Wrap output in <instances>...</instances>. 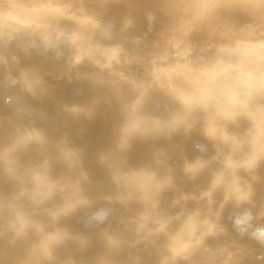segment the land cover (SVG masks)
Segmentation results:
<instances>
[{
    "label": "rangeland",
    "instance_id": "obj_1",
    "mask_svg": "<svg viewBox=\"0 0 264 264\" xmlns=\"http://www.w3.org/2000/svg\"><path fill=\"white\" fill-rule=\"evenodd\" d=\"M31 1V2H30ZM60 1V2H59ZM85 0H23V2H22V0H0V21H2L3 20V23H6V24H8V22H10V21H12L13 22V24H11V25H8V29H11L12 31H14V30H16V29H18V27H16V23H19V24H21V26H23V30L22 31H20V32H18V33H16L15 34V36L12 34V37H11V39H15V40H17L16 42H17V44H16V42L14 43L13 41H15V40H13V41H11L10 43V45H11V47H10V50H9V52H11V54H13V52L16 54V55H20V57L18 56V60H20V59H22L20 62H15L14 63V61H9V63H8V61H5V63L3 62V61H0V83H2V84H0L1 86H0V114L1 115H3L2 117H4V116H6V117H9V116H11L12 117V119L15 117V120L17 119V120H22V122H24V120H26V118H28L27 119V121H29L30 123H34L35 121H37L36 119H38L39 118V120L38 121H40L41 119H42V121H40V123L38 122H35V124L37 123V126H35V128L37 129V131H35V133L33 134V135H38L39 134V136H41L40 138H42V136L44 137V135H45V133H46V135H45V137H44V140L46 141V137L48 138V140H47V144L45 143V141H44V143H45V145L43 144V141L41 142V139L39 138V136H36V139L37 138H39V140L37 139L36 141H34V139H35V137L33 138L32 136V138H33V140H31V141H34L33 143H35V142H37V141H39V142H41V144L40 143H38V144H40L39 146L41 147V148H39V146L35 143V148L37 147V148H39V149H35V151L37 152V153H40V154H35V151H34V149L32 150L31 148H34V147H32V144L28 141V140H30V139H28L29 137H28V135L26 136V137H28L27 139L28 140H26V138H24V140H26L28 143H25V141H23L22 140V142H23V144L25 143V145H23V147H24V151L23 152H25L24 154H26V153H32V156H30L31 154H27V155H24L23 153V156L24 157H26V158H24L23 156H22V158H24L23 160H26V161H24V163H14L13 165L12 164H10L9 165V163L8 164H6V163H4L5 161H4V159H6L7 158V156H4V157H6V158H2L1 157V164H0V166H1V168H2V164H6L5 166L7 167L8 165H9V167L10 166H12L13 168L12 169H10L11 171L13 170V172H14V175H16L17 176V178H19L20 177V175L21 176H23V175H25L27 172H28V170L26 171V169H29V168H31V166H33L32 164L30 165L29 163L30 162H28L29 161V159H31V157L32 158H34L35 159V161H37V160H39V159H41L40 161H41V163H44V161L45 160H43V157L45 156V155H43V154H45V153H43V148H45L46 146H48L49 145V143L50 142H52V139H55V137L56 136H54V135H56V132H57V134L60 136V139H61V141H62V139H63V142L61 143V145H65L66 144V142H71L72 140H73V138H75V141H76V139H77V141L80 139V141H78V142H75V141H72L74 144H80L79 142H84V138H87L86 139V141L84 142V143H82V144H80L81 146H83L84 148L82 149L81 148V151L83 150V152L81 153V158L80 159H82L83 158V155H84V159H82V160H80L79 159V161L80 162H77V163H79L80 165H81V167H79L78 165H77V163H75L76 164V166H75V164H74V166L72 165V168H73V170H71L72 168H70V166H69V175H71L70 177L69 176H67V178L69 177V179L70 180H68L67 181V179H66V171L64 170V169H68V168H66V163L64 162V164H65V167H64V164L62 163V161H61V159L59 160V158H56L55 160H54V162L52 163V165H53V167H51L50 165L48 166V170H51V173H52V175H53V177L54 176H56V177H54V179L53 180H55V179H58V180H55V182L57 183V181L60 183V185H62V187H63V190H61V191H66L68 188H74L76 185L78 186V184H79V187H78V193H80V195L81 196H83V195H87L88 193V197L89 196H91V195H93L91 198H89L88 200H90V199H94V201L93 202H91V200L87 203V202H85V203H81V207H79V208H75V209H73V210H71L70 212H69V214H65V215H59L58 217L59 218H57L58 220V222L59 223H61V224H57V225H54V224H56V222L57 221H54V218H56V217H53V213L55 212V214H57L58 213V207L60 206V205H65V200L64 201H60V200H62V197H64V198H66L67 196L65 195V191H64V193L63 192H60V191H58V190H60V188H59V184H58V186H57V188H59L58 190H57V188H55V192H56V190L58 191V192H56L57 193V197H55V195L54 194H56V193H54V194H52L53 196H52V198L50 197L48 200H44V201H46L45 203L43 202V203H41L42 202V199H44V197H45V195H47L48 193L47 192H43V194H40V193H38V186H37V184H38V180H34V179H32L28 184L29 185H27V186H29L30 188L28 189H26V190H28L29 192H31V187L33 186L35 189L33 190V188H32V191H33V193L35 192V190L37 191V192H35V193H38V196L37 197H33L34 199H33V201H31V202H34V203H37V205L38 206H36L34 203H32L31 204V202L29 203V205L31 204V205H35L34 207L33 206H31L30 207V209H32V211H34V212H30V217L31 218H36V217H38V215H42V218L44 219L45 217V219H44V222H42V226H45L46 228H44V229H39V230H36V229H33V230H30L29 231V233L26 235V236H24V239L22 238L21 239V242L19 241V243L18 244H15V245H13V244H11V242H10V245L8 244V243H4L3 241H1V243H0V248H1V250H0V264H13L12 262H14V261H20V259L21 258H23V257H27V255H25V253L24 252H27V251H31V250H35V249H39L40 247H41V249H42V246H44L47 242L46 241H48V238H50L51 237V234L53 233V235L54 234H56V236L57 237H55V235L53 236V238H52V240L50 241L49 240V242H50V244L47 246V250H45V249H43V250H45V252H44V255H46V254H49V253H52L51 251H50V249H53V246H52V242L54 243V240H57V238H58V240H60L61 238H64V237H67V236H63L62 237V235H64V234H62V235H60V237H59V235H57V234H59V232H61V231H63V228H64V226H66L65 224H70V225H74L77 229L79 228V230H81V231H83L84 233H87L86 234V237H85V240H84V243H81V242H78V241H76V240H69V241H67V242H65V243H62V244H60V247L61 246H63V247H65V246H67V247H73V248H76V249H74V250H76V253L77 254H80V258H79V260H85V258H86V260L84 261V262H87V263H89V264H93V263H97V264H101L103 261V264H106V263H108V264H121V263H124L125 261H127V263L126 264H139V262L141 261V259L139 260V256H135L134 255V257H137L138 258V260H136L137 258H134L135 260H133L132 261V259H133V256L132 255H130V254H133V253H129V255H130V257H131V262L130 261H128V260H130L129 258L130 257H128L127 256V258H128V260H126V257H125V261H123L122 262V260H123V258H122V260H120L121 258L120 257H123V255H124V253H127V252H124L125 250H129V248L130 247H128V246H126L125 248H124V251H122V252H120L119 253V251H121V250H123V246L122 245H124V244H122L121 245V247H120V244L118 245L119 246V248H120V250H118V248H117V244L118 243H122V241H121V239H122V237L123 236H125V238H126V240L128 241L129 240V243L130 244H132L133 245V242L136 244V241H138V240H136V241H134L135 239H136V237H141V236H144V235H141L142 233H140L141 231L143 232V230H144V234H145V230L146 229H144V228H146V226H148V224H151V222H152V224H153V222H154V224H155V222L157 221V223L159 224V228H158V226H157V228H158V233L156 232L155 233V227H154V230H153V228L151 229V227L150 226H148L147 228H148V230L150 229V230H152V231H150V233L152 232V234L154 233V234H157V235H153V236H149V234H145V237H146V239L148 238V241L147 242H149V239L151 240L150 241V243L151 242H154L155 240L154 239H158V240H156V243L158 244L159 242V244L157 245V244H155V242L153 243V244H155V246H149V245H147V246H145V247H147L148 249H150L151 250V252L150 253H153V256L150 254H144L145 253V251L147 252L148 251V249L147 250H145L144 249V253H143V255L142 256H145V260H147L148 261V259L147 258H149V261H151L150 260V258L152 259H154L155 258V254L158 252V249H157V247L159 246L160 247V249L162 248L163 249V245H164V249H163V251H161L160 250V252H163V256L162 255H159V257L158 258H160V257H163V258H161L162 260H164V257H165V255L168 257L170 254L171 255H175L174 256V260H172L170 257V261H173V264H176L177 262L175 261V257H176V260L178 261V258H180V260L178 261V263L177 264H179V262L181 261V262H184V258L182 259V256L184 255H182V253L180 252L181 250H183V249H181L182 248V246L180 247V245L182 244L183 245V243L182 242H184V247L187 245L186 243H185V238L183 237V240L180 242L181 244H179L178 245V247H176V244H178V239H176L175 238V236H173V238H175V239H172V238H169V235L170 234H168L167 235V238L168 239H172L171 241H170V243H172L171 245H172V249H175L174 251H172V249H170L171 251H172V253H170V250H169V253L167 254V252L166 251H168L166 248H168L169 246H171L169 243H168V247H167V243H166V241H165V243H164V241L163 240H168L167 238H165L164 239V237H165V233H169L168 232V230H173V229H175L176 231V233H177V231L179 230H177V228H181L180 226H181V224L180 223H182V222H179V220L177 219V220H174V219H172L173 218V216H172V218H170L169 219V221L171 220V221H173V222H176V221H178V224H180V225H178L177 224V226L178 227H176V228H172V226H173V223H172V226H164V221L166 222V221H168V220H165V215H167V212L169 213V210H171L170 208H173L175 205L177 206H175L173 209H172V211H174L175 209H177V210H180V213H179V211H178V213L181 215V209H183L182 210V214L184 213V212H190V211H192V214L194 213V211H193V205L194 204H196V203H200V206L201 207H203V210L201 211V208H200V206H199V204H197V206H199L198 208L197 207H195L196 209H194L195 211H198L199 210V213H201V214H199V215H202L203 216V218H206V217H209V215H213V218H212V216L210 217V218H212L213 220H219L220 218H222L223 219V221H224V223H223V221H222V219H220L221 221H222V223H223V225L225 226V229L226 228H228V229H226V231L227 230H231V228H232V230L233 229H235L236 230V228H237V226L236 225H238V223H237V219L239 218H244L245 219V216H244V214L246 215L248 212H249V214L250 215H246V218H249L250 217V220L252 221H246V222H248V224H251V223H253V225H249V226H252V228L251 227H249V228H251L253 231H254V233L251 231V230H249V232L251 231V233H253V235H254V240H256V241H254L253 240V245H251L250 246V248H252V246L253 247H255L254 245H257L256 247H255V249L254 248H252V249H254L253 251H251L250 249H249V252L252 254H250V256H248V259H246L247 257V254L248 253H245L244 254V257H246V258H244L245 260H242V261H244V262H241L240 264H258V261L256 262L255 260L257 259L258 260V258H257V254H259L258 252H259V250L257 249V247L258 246H261V244L263 243L264 244V237L262 238L263 239V241H262V239H260V236H258L257 234H261L263 231L262 230H259L260 229V225H261V222L262 221H264V202L260 205V201H262V197L264 198V186H261V185H264V182H260V180H262L263 179V181H264V166H263V163H264V152H263V149L261 150V151H259L260 150V145H259V149H257V148H255L256 147V145H254V144H256L257 142H258V144L259 143H261V141L262 140H264V127L262 128V126H260V125H264V123H263V121H264V118L263 119H261V117H263L264 116V111H263V109H264V98H263V96L264 95H262V94H264V15H262L263 17H258V18H238V16H237V8L238 7H240V5L241 6H248L252 11L254 10L255 11V9L257 8V13H261V14H264V0H239L238 2H237V0H190V1H185V0H182V2H181V0H178V1H175V0H119L118 2L116 1V0H113V1H111V0H109V1H107V0H96V1H94V2H97L98 1V4L96 5L95 3H91V4H89V5H86V4H83V2H84ZM115 1H116V3H115ZM183 1H184V3H183ZM244 1V2H243ZM247 1V2H246ZM121 2V3H120ZM34 3V4H33ZM123 3V4H122ZM246 4V5H245ZM45 5V6H44ZM48 5H50V6H48ZM257 5V6H256ZM100 6V7H99ZM232 6V7H231ZM113 7V8H112ZM58 9V10H57ZM239 9V8H238ZM61 10V11H60ZM56 11V12H55ZM71 12V13H70ZM83 12V13H82ZM53 13V14H52ZM60 15V16H59ZM260 16V15H259ZM55 18H88V22H87V25H89V26H85V27H82V28H79V27H81L80 25H83L84 24V21L82 20L81 22H79V21H77V20H75V22L74 23H72V24H66L65 26H64V28H61L62 29V31H60L61 33H54L53 31L54 30H52V27L54 26V23H53V21H56V20H54ZM97 18H100L101 20L99 21V23H97L96 22V20H97ZM111 18V19H110ZM194 18V19H193ZM165 19V20H164ZM167 19V20H166ZM94 22H96L97 23V25L95 26V27H90ZM0 25H1V23H0ZM103 26V27H102ZM213 26V27H212ZM89 27V28H88ZM102 27V28H101ZM223 27V28H222ZM175 28V29H174ZM108 29H109V31H108ZM221 31H220V30ZM26 32V33H25ZM49 32H53V33H49ZM94 32V33H93ZM167 32V33H166ZM14 33V32H13ZM22 33V34H21ZM224 34V35H223ZM228 34V35H227ZM227 35V36H226ZM20 36V37H19ZM37 36V37H36ZM22 37V38H21ZM39 37V38H38ZM50 38V39H49ZM55 38H57V39H55ZM179 39V40H178ZM254 40V41H253ZM29 43V44H27V42ZM181 41V42H180ZM253 41V42H252ZM23 42H26L23 46L21 45ZM196 42V43H195ZM189 43V44H188ZM254 43V44H253ZM260 43V44H259ZM262 43V44H261ZM20 44V45H19ZM108 44V45H107ZM192 44V45H191ZM205 44V45H204ZM217 44H219V45H217ZM46 45V46H45ZM216 45V46H215ZM223 45V46H222ZM238 45H240V46H238ZM19 46V47H18ZM196 46V47H195ZM247 46L249 47V48H247ZM16 49H15V48ZM18 47V48H17ZM29 47V48H28ZM63 47V48H62ZM233 47H235L234 49L236 50V52H235V50H233ZM244 47H246V48H244ZM2 48V47H1ZM1 48H0V50H1ZM14 48V49H13ZM55 48V49H54ZM107 48V49H106ZM255 48H256V50H255ZM2 49H4V48H2ZM19 49V50H18ZM64 49V50H63ZM138 49V50H137ZM224 49V50H223ZM108 50V51H107ZM223 50V51H222ZM248 50V51H247ZM2 51H4V50H2ZM13 51V52H12ZM243 51H244V53H243ZM63 52V53H62ZM69 52V53H68ZM192 52V53H191ZM194 52V53H193ZM209 52H211V54L209 53ZM242 52V53H241ZM247 54H246V53ZM6 53H8V52H6ZM5 53V54H6ZM197 53H200L199 54V58H198V54ZM221 53V54H220ZM235 53H237V54H235ZM240 53V54H239ZM251 53V54H250ZM3 54V52H0V58L2 57V56H5V55H2ZM194 54H195V56H194ZM197 54V55H196ZM208 54L210 55V57L208 56ZM219 54V56H217V55ZM223 54H224V56H223ZM233 54H234V56H233ZM244 54H245V56H244ZM7 56H8V54H6ZM15 55V56H16ZM190 55H192V56H190ZM14 56V57H15ZM21 56H22V58H21ZM180 56V57H179ZM187 56H188V58H187ZM205 56V57H204ZM233 56V57H232ZM236 56H237V60H236ZM240 56V58H238ZM29 57V58H28ZM119 57V58H118ZM185 57V58H184ZM191 57V58H190ZM194 57H197V59H199V61L198 60H195V58ZM219 57V58H218ZM220 57L222 58L221 60H220ZM226 57V58H225ZM232 58V59H230V58ZM32 58V59H31ZM184 58V59H183ZM209 58V59H208ZM243 59V61H242V59ZM247 58V59H246ZM25 59V60H24ZM27 59V60H26ZM29 59V60H28ZM40 59V61H38ZM189 59H191V60H189ZM216 59V60H215ZM226 59V64H225V62H224V60ZM228 59V60H227ZM252 59V60H251ZM33 60V61H32ZM184 60H185V62H184ZM194 60L197 62H195L194 63ZM229 60H231V61H229ZM247 60V61H246ZM26 61V63H28V61H30L28 64L29 65H27L26 67H28V66H30L29 67V69L31 68V67H33L34 66V64H36L35 66L37 67H35V69H36V74L34 73V71H35V69H33V68H31L30 70H32V71H29L28 69H25L24 70V75L22 76V75H20L21 74V71L19 72V67H18V65L20 66V64H21V66H23L22 65V63L24 64V62ZM33 63H32V62ZM192 61V62H191ZM201 61H202V63H201ZM207 63H206V62ZM217 61V62H216ZM229 61V62H228ZM189 62V63H188ZM198 62H199V64H198ZM213 62H215V63H213ZM223 64H222V63ZM246 62V63H245ZM2 63V64H1ZM10 63H12V64H14V67H12V69H16V72H15V74H14V79H15V75H17L18 73V75H20V76H22V77H24L25 75H27L26 73H28V75H27V77L25 76V78H28V76H29V78H28V80L26 81V79L24 80L22 77V79L24 80V81H22V79L20 78V80L23 82V84L25 83L26 85L29 83V84H31L30 86H32V87H30V89L32 88L33 89V92L32 93H34L35 92V94H32V93H29V92H27L26 91V88H28V86L29 85H27V86H25V90L24 89H21L22 90V92H21V90H20V88H21V86L23 85L22 83H19L20 81H17V82H15V80H17V79H19L17 76V79H15L14 80V82H13V80L12 79H10V76L9 77H7V78H9L10 79V81H12L13 83H18V84H22V85H20V87H18L17 85H16V87L20 90V92L22 93H20L19 91H17L18 89L16 88V90H14V91H17V92H19V93H17V92H15V93H13V89H14V87H13V85H15V84H11V82H10V85H12L11 86V88H9V81H7V82H5V78H4V75H5V77L8 75V73L10 72V70H8L9 68H8V66H10L11 64ZM42 63V64H41ZM188 63V64H187ZM205 63V64H204ZM229 63V64H228ZM232 63H234V64H232ZM245 63V64H244ZM5 66H4V65ZM9 64V65H8ZM33 64V65H32ZM186 64V65H185ZM198 64V65H197ZM217 64V65H216ZM42 65V67H40ZM113 65V66H112ZM119 67H117V66ZM214 65H216V67L214 66ZM226 65H228V66H226ZM242 65V66H241ZM6 66H7V69H6ZM17 66V67H16ZM92 66V67H91ZM211 66V67H210ZM221 66V67H220ZM245 66V67H244ZM258 66V67H257ZM4 67V68H3ZM25 67V64H24V67H20L21 69L22 68H26ZM51 67H53V68H51ZM210 67V68H209ZM238 67V68H237ZM251 67V68H250ZM41 68V69H40ZM50 68V69H49ZM193 68V69H192ZM11 69V70H12ZM45 69V70H44ZM47 69H48V71H47ZM93 69V70H92ZM124 69V70H123ZM175 69H176V71H175ZM211 69V70H210ZM222 69V70H221ZM3 70H5L4 72H3ZM8 70V72H7V75H6V71ZM29 72H28V71ZM109 70V71H108ZM123 70V73L121 72V71ZM245 70H246V72H245ZM38 71V72H37ZM40 71H41V73H40ZM46 72V74H45V72ZM49 71H52V72H50V76H52L53 78H51V79H46L45 80V82L46 81H48L49 80V82H48V85H47V83H45L44 82V80L43 79H45V76L49 73ZM59 71V72H58ZM13 72V73H14ZM18 72V73H17ZM23 72V71H22ZM109 72H111V73H109ZM119 72L120 73H122V75L124 74V76L126 77L127 75H129V76H127L126 78L127 79H125V77L123 76L122 77V75L121 74H119ZM129 74H128V73ZM244 72V73H243ZM3 73H5V74H3ZM11 73H12V71H11ZM11 73H9V75H11L12 76V74ZM17 73V74H16ZM29 73H31V74H33V75H29ZM44 73V75H41V74H43ZM52 73V74H51ZM102 73V75L104 76V75H106L107 73L109 74L108 75V77L109 78H106L105 76H104V79L103 80H101L103 77H102V75H100V74ZM142 73V74H141ZM226 73V74H225ZM38 74V75H37ZM54 74H55V76H54ZM69 74V75H68ZM91 75L90 77H92V75H94V74H96V75H98V76H100V77H98L97 79L99 80V81H97V79H96V75H94L93 77H95V78H90L89 79V77H88V79L90 80V81H93V79H95L97 82H92V85L91 86H89L90 84H91V82H89V83H83L84 85L82 86V82H81V80H82V76L84 75L85 77L84 78H86L88 75ZM111 74V75H110ZM116 74H118V78H117V76H116ZM126 74V75H125ZM237 74V75H236ZM87 75V76H86ZM114 75V76H113ZM232 75V76H231ZM19 76V77H20ZM30 76H37L36 78H38V79H36L35 77H33V78H35V80L37 81L36 83H39V82H41V83H39V84H37V85H40V86H36L35 84H33L34 82H32V80L33 79H31L32 77H30ZM48 76V75H47ZM74 76V77H73ZM186 76V77H185ZM2 77V78H1ZM41 77V78H40ZM55 77V78H54ZM62 78V79H60L59 81H61V83H62V87H61V84H59V82H58V80H57V78ZM73 77V78H72ZM102 77V78H101ZM113 77V78H112ZM121 77V78H120ZM239 77V78H238ZM12 78V77H11ZM74 78H75V81L73 82V80H74ZM81 80H80V79ZM83 78V82L85 81V82H88L87 80L88 79H84ZM99 78H101V79H99ZM123 78V80H121ZM129 78V79H128ZM133 78V79H132ZM257 78H258V80H257ZM262 78V79H261ZM5 79V80H4ZM29 79H31V81H29ZM65 81H64V80ZM92 79V80H91ZM108 79V80H107ZM112 79V80H111ZM128 80L127 82H128V85H129V82H131L130 84H132V82H134L132 85H134V87H130V86H128V87H130V89L131 88H134L133 89V92H134V90H135V93L137 92V94H138V92H139V90L140 89H142L143 88V93L145 94V95H147L148 96V98H146L147 96H145L142 92H140L141 93V95L143 94V96H145V97H143L142 96V98L144 99H147V100H143L140 96V94H138V97H137V100H138V102L140 101V98L142 99V101H140V103L141 102H143V104H144V102H145V106H144V108H141L142 110H144V111H142V110H140V109H138V112H139V110L141 111L140 112V114L135 110V108L136 107H142V105L141 104H139L138 102H137V100H136V102H137V105H136V102L132 105H130V102H132L131 100H130V98H132V100L134 101V99H136V98H133V97H136L137 96V94H136V96H134V94L132 95V96H130V98L129 97H126V95L128 96L129 95V93L131 92V90H130V92H129V90H127V88H124L125 86L124 85H126L125 83H124V81L125 80ZM135 79V80H134ZM246 79V80H245ZM250 79H251V81H250ZM256 79V80H255ZM261 79V80H260ZM53 80H55V81H53ZM57 80V81H56ZM63 80V81H62ZM66 80H69V81H66ZM76 80H78L79 81V83H78V81L76 82ZM115 80V81H114ZM119 80V81H118ZM145 80V81H144ZM184 80V81H183ZM142 81V82H141ZM151 81V82H150ZM153 81H154V83H153ZM164 81V82H163ZM246 81V82H245ZM5 82V83H4ZM42 82H44V83H42ZM57 82H58V88L57 89H55L56 88V86H57ZM102 82V83H101ZM111 82V83H110ZM126 82V81H125ZM126 82V83H127ZM49 83H50V86H49ZM100 83L101 84H103L102 86L100 85ZM141 84L142 85V87L141 86H139V84ZM148 83H150V84H148ZM152 83H153V85H152ZM169 83H171V84H174L173 86L171 85V84H169ZM6 84V85H5ZM44 84L46 85V87L44 86ZM53 84H55V86H53ZM66 84V85H65ZM67 84H69V88H70V86L72 87V89H73V87H74V89L73 90H71V88H70V90H69V88H67L68 86H67ZM80 84H81V87H80ZM85 84H89V85H85ZM124 84V85H123ZM136 84H138V85H136ZM145 84L149 87V89H150V91H147V89H148V87L147 88H145ZM167 85V87L169 86V85H171L170 87H171V89H170V87L169 88H165L164 90H163V86L164 85ZM179 84V85H178ZM190 84H192V85H190ZM216 84V85H215ZM4 85H5V87H7V88H9V91L7 90V88H5L4 87ZM95 85H96V87H95ZM136 85V86H135ZM159 85V86H158ZM161 85H162V88H160L161 87ZM165 85V86H166ZM180 85H181V88L183 89L184 88V86L185 87H187L186 89H188L189 87H190V89H189V91H188V93L190 92V90H192V89H194V88H196V90H204V91H206V90H216V92L217 93H215V92H212V91H210L209 92V94L212 92L213 93V95L211 94V95H207L206 93L208 92V91H206V92H204L205 93V95L206 96H208V98L206 97V96H204L205 98L203 99L201 96H203L204 95V93L202 92L201 94V96H200V92H196V90L195 91H192L193 93H192V95L193 96H196L197 94L199 95H197V99H198V97H201V99H198L197 101H195V102H193L194 100H196V99H194L193 97H191L192 95H191V93H189V96H190V98H188V97H186V96H184V94L185 93H187L186 92V90L185 89H181V93H182V95H181V93H180V95L179 94H177L178 93V91L180 90ZM44 86V87H43ZM47 86H48V88H47ZM115 86H117V87H115ZM120 86V87H119ZM122 86V87H121ZM138 86V87H137ZM153 86V87H152ZM179 87L178 89L176 88V87ZM4 87V88H3ZM23 87V86H22ZM41 87V88H40ZM55 87V88H54ZM139 87H140V89H139ZM172 87H174V88H172ZM192 87V88H191ZM43 88V89H42ZM50 88H54L55 90H57V91H61L62 90V93H63V91L65 92L63 95L62 94H60V92L58 93L57 91V93H55V92H53L54 93V95H55V97L54 98H52V100L54 99L55 101H54V103L57 101V107H55V105L56 104H54V107H52V110H54L53 112H52V114H53V116H52V114H50L51 113V111H50V113H49V115L48 114H46V113H48L49 112V110H48V108H47V106L49 105L50 106V104H52V103H48V102H53L50 98H49V95L51 94H49V92L50 91H55V90H51ZM63 88V89H62ZM99 88V89H98ZM104 88V89H103ZM112 88V89H111ZM124 90H126V91H128V94H126L122 89ZM176 88V89H175ZM12 90V92L10 93V91ZM50 89V90H49ZM102 89V90H101ZM118 89V90H117ZM121 89V90H120ZM129 89V88H128ZM148 89V90H149ZM152 89L154 90V89H157V90H154V91H152ZM161 89V90H160ZM167 89V90H166ZM169 89V90H168ZM177 90V91H175L176 93H175V96H176V98H180V96H181V102H183V101H186V102H183L182 104L183 105H181V102L179 101V98L176 100V98H174L175 96H174V94H172L171 95V93L172 92H169V91H171V90ZM43 90H46L47 92H48V98L50 99V101H47V100H49V99H46L43 103H45V102H47V103H45L47 106H45L44 104L43 105H41V109L39 108L38 109V107L36 106V102H35V100L37 101V99H36V97L35 96H33V95H37V93L39 92V94H46V92L45 91H43ZM89 91V93H88V91ZM159 90H160V92L162 93L161 94V96L158 94V93H160L159 92ZM220 90H222V92L220 91ZM259 90V92L260 91H262V94H261V96L259 95V93L257 92V93H255V91H258ZM26 91V92H25ZM41 91H42V93H41ZM66 91H68V92H70L69 93V95H73V96H75V97H73V96H69L68 94V96L69 97H71V98H69L68 97V99H70V100H67V103H66V99L67 98H64L65 96V94H66ZM117 91V92H116ZM120 91V92H119ZM182 91H184V92H182ZM219 91H220V93L222 94H220L219 93ZM224 91V92H223ZM226 91V92H225ZM235 91H236V93L238 94V96H236L237 94L235 93ZM6 92H8V93H6ZM44 92V93H43ZM118 92L121 94L122 93V95L121 96H124V94H126L125 95V98L124 97H119V101L117 100L118 98H117V96H119V94H118ZM151 92V93H150ZM153 92V93H152ZM156 92H157V94H156ZM167 92H169V93H167ZM196 92V93H195ZM232 92L235 94V96H230V95H232ZM242 94H241V93ZM247 92V94L244 96L243 95V93L245 94ZM9 93H10V95H9ZM53 93L51 94L52 96H53ZM73 93V94H72ZM87 93H88V95H87ZM117 93V94H116ZM167 93V94H166ZM173 93H174V91H173ZM215 93V94H214ZM219 93V94H218ZM223 93H226V94H224L223 95ZM239 93L241 94V96H243V97H239ZM255 93V94H254ZM6 94H8L9 95V97H8V95L6 96ZM25 94V95H24ZM32 94V95H31ZM59 94V96H56V95H58ZM79 94V95H78ZM102 94V95H101ZM149 94L150 95H153V96H149ZM154 94H156V95H154ZM169 94V95H168ZM177 94V95H176ZM217 94L221 97V99L222 100H224V101H220V97L219 96H217ZM229 94V95H228ZM258 94V95H257ZM15 95V96H14ZM31 95V96H30ZM50 95V96H51ZM99 95H101V96H99ZM140 95V96H139ZM166 95H168V96H166ZM179 95V96H178ZM226 95V96H225ZM247 95H248V97H247ZM254 96V97H252V96ZM258 97H257V96ZM11 96V97H10ZM13 96H14V98H13ZM22 96V97H21ZM33 96V97H32ZM64 96V97H63ZM116 96V97H115ZM174 96V97H173ZM187 96H188V94H187ZM210 96H212V97H215L214 99H216L217 97V99H219V100H214V101H212V97H210ZM224 96L225 97H227L228 99L227 100H225L224 99ZM259 96H260V98H259ZM8 99H7V98ZM85 97V98H84ZM93 97V98H92ZM115 97V98H114ZM140 97V98H139ZM171 97H173V98H171ZM236 97H238V99L237 100H239L240 101V99L239 98H241V102L242 103H239V104H237L236 105V102H239V101H237L235 98ZM250 97V98H249ZM257 97V98H256ZM24 98V99H23ZM33 98L35 99V100H33ZM55 98H60L59 100H63V101H60V103L58 104V100L57 99H55ZM117 98V99H116ZM129 98V99H128ZM151 98V99H150ZM196 98V97H195ZM211 100H210V99ZM229 98H230V100H229ZM232 98V99H231ZM247 99V100H245L246 101V103L245 102H243V100L242 99ZM21 99V100H20ZM84 99V100H83ZM114 99V101H115V99L117 100V103L118 102H120L121 101V103H124L125 104V106L127 105V103H125L124 102V100L123 99H128V101L126 100V102H128L129 103V105H128V108H130L131 106H133V107H131L130 108V110L133 112V108H134V111H135V113L136 114H139L138 116L134 113H132L131 111V114H133L132 115V118H131V116H130V113H129V116L130 117H128V111H129V109L126 107V108H124L125 106H124V104L122 105H119L120 107H122V108H120L118 105H115V107H114V105L113 104H115V103H113V100ZM120 99H122V100H120ZM155 99V100H154ZM207 99H209V100H207ZM258 99V100H257ZM76 100V101H75ZM153 100V101H152ZM189 100V101H188ZM200 100V101H199ZM203 100V102L200 104V102ZM206 100V101H205ZM231 100H234V103H231ZM19 101V102H18ZM65 101V102H64ZM68 101H70V102H68ZM72 101H73V103H72ZM123 101V102H122ZM149 101H151V103H149ZM192 101V102H191ZM216 101V102H215ZM218 101H220L219 103H221V105H222V103H224L223 104V106H221V105H218L219 103H218ZM229 101H230V104H229ZM253 102V103H248V102ZM259 101V102H258ZM262 101V102H261ZM12 102V103H11ZM14 102V103H13ZM76 102V103H75ZM78 102V103H77ZM87 102V103H86ZM188 102H191V103H193L194 104V106H193V104L191 105V103L190 104H188ZM212 102V103H211ZM233 102V101H232ZM257 102V103H256ZM26 103V104H25ZM34 103H35V105H34ZM62 103V104H61ZM64 103V104H63ZM72 103V104H71ZM149 103V104H148ZM196 103V104H195ZM211 103V104H210ZM245 103V104H244ZM263 103V104H262ZM67 104V105H66ZM109 104H111V107L109 106ZM152 106H151V105ZM159 104H161V105H159ZM188 104V105H187ZM198 104V105H197ZM214 104H216V105H214ZM227 104V105H226ZM234 106H233V105ZM241 104V105H240ZM242 104L244 105V107L242 108ZM258 104V105H257ZM261 104V105H260ZM23 105V106H22ZM29 106V108L28 107H26V106ZM34 106L33 108L32 107H30V106ZM61 105V106H60ZM63 105H65V106H63ZM101 105V106H100ZM105 105V106H104ZM108 105V106H107ZM154 105V106H153ZM158 105V106H157ZM185 105V106H184ZM187 105V106H186ZM190 105V106H189ZM239 105H240V107H241V110L240 109H238L239 108ZM250 105H252V106H250ZM256 105H257V107L258 108H260V112L257 110V108H256ZM263 105V106H262ZM18 106V107H17ZM26 107V108H22V107ZM36 106V107H35ZM53 106V105H52ZM59 106V107H58ZM73 106V107H72ZM80 106V107H79ZM87 106V107H86ZM93 106V107H92ZM117 106V107H116ZM181 106V107H180ZM199 106V107H198ZM200 106L201 107H203V108H205L204 110H202L201 111V108H200ZM208 106V108H209V106H210V108L208 109V108H206V107ZM212 106H219L218 108L220 109H218L217 107L216 108H212ZM220 106H221V108H220ZM225 106H226V109H225ZM229 106V107H228ZM238 106V108H236ZM260 106V107H259ZM263 108H262V107ZM7 107V108H6ZM13 107H15V109L13 108ZM64 107H67V108H64ZM78 107V108H77ZM92 107V108H91ZM146 107V108H145ZM147 107H149V108H152V109H149V108H147ZM155 107V108H154ZM162 107V108H161ZM175 107V108H174ZM178 107H179V109H178ZM183 107H186V108H183ZM198 107V108H197ZM231 107H233V108H235V109H231V110H229ZM247 107H250L249 109L251 110V107H252V111H250L252 114H254V116L252 115V114H250V112L249 111H247L248 109H247ZM21 108H22V110H21ZM37 108V109H36ZM47 108V110L45 111V109ZM55 108V109H54ZM57 108H58V110H57ZM102 108V109H101ZM121 110H123V109H127V111L125 110H123L125 113H127L126 115H127V119H125V121L126 122H123V120H122V118H125V117H120L121 119H119V117H117V116H119V114H121L120 116H122V114H123V112L122 111H120V109ZM174 108V109H173ZM188 108H189V110H188ZM212 108V110L210 111V109ZM223 108V109H222ZM245 108V109H244ZM256 108V109H255ZM262 108V109H261ZM5 109V111H6V113H5V111H2V110H4ZM9 109V110H8ZM14 110V111H12V110ZM30 111H29V110ZM32 109H34V110H32ZM87 109V110H86ZM98 109V111H96ZM100 109V110H99ZM150 110V111H147V110ZM157 109H159V110H157ZM163 109V111H161ZM165 109V110H164ZM172 109H173V111H172ZM176 109V110H175ZM187 109V110H186ZM192 109V110H191ZM195 109H197V110H195ZM200 109V110H199ZM207 109V111L209 110L210 112H212L211 114L210 113H208L207 111H205ZM224 109H225V111H224ZM228 109V111L230 112V113H228V112H226V110ZM27 110V111H26ZM84 110H86V111H84ZM103 110V111H102ZM113 111V112H111V111ZM119 112H118V111ZM157 110V111H156ZM167 110V111H166ZM169 110V111H168ZM180 110H182L181 112H180ZM218 110V111H217ZM240 110V111H239ZM244 110V111H243ZM2 111V112H1ZM7 111H9V112H7ZM12 111V112H11ZM16 111V112H15ZM20 111V112H19ZM42 111L44 112L45 111V113H44V115L46 116V115H48V117H51L53 120H54V125H53V122H52V120H50L51 122H48V121H45V116L43 115L42 116ZM48 111V112H47ZM88 111L89 112H91V113H89L88 115H87V113H88ZM93 111V112H92ZM95 111V112H94ZM146 111V112H145ZM192 111H193V113H192ZM196 113H195V112ZM204 111V112H203ZM216 111V112H215ZM222 111V112H221ZM232 111V112H231ZM234 111V112H233ZM243 111V112H242ZM16 114V113H18V114H16V115H14V113ZM29 112V113H28ZM35 112V113H34ZM37 112H39V113H37ZM41 112V113H40ZM77 112H79V113H77ZM83 112V113H82ZM118 112V113H117ZM144 112H145V114H144ZM148 112V113H147ZM150 112H151V114H150ZM154 114H153V113ZM157 114H156V113ZM175 112H177V113H175ZM191 112V113H190ZM201 112V113H200ZM214 112V113H213ZM219 112V113H218ZM224 112V113H223ZM225 112H226V114L228 115V114H231V115H228V117H227V115L225 114ZM238 112H239V114H238ZM246 112V113H245ZM249 112V113H248ZM254 112V113H253ZM257 112H259V113H261V114H259V115H263V116H261L260 118L258 117L259 115H258V113ZM8 113H13L12 115L11 114H8ZM27 113V114H26ZM31 113H33V114H31ZM55 113H57V114H55ZM77 113V114H76ZM99 113V114H98ZM111 113V114H110ZM113 113H115V114H118L116 117V120H115V117H114V114ZM147 113V114H146ZM164 114V116H163V114ZM172 113V114H171ZM179 113L183 116H180L179 115ZM184 113V114H183ZM200 113V114H199ZM215 113H216V115L218 116H216L215 115ZM236 113V114H235ZM243 113L245 114V115H243ZM31 114V115H30ZM37 114L39 115V117H36L37 116ZM105 114H107L106 116H107V119H106V116H105ZM142 114V115H141ZM150 114V117L148 116ZM159 114V115H158ZM168 114V115H167ZM192 114V115H191ZM193 114H195V115H197V117L195 116V115H193ZM202 114H204V115H202ZM207 114V115H206ZM210 114V115H209ZM255 114H257L256 116L258 117V119L260 120H258V119H256L257 117L255 116ZM14 115V116H13ZM25 116L24 118H23V116ZM40 115H41V117H40ZM54 115H55V117H54ZM61 115V116H60ZM90 115V116H89ZM103 115V116H102ZM125 115V114H124ZM123 115V116H124ZM143 115H145V116H147V119L143 116ZM153 115V116H152ZM178 115V116H177ZM235 115H236V117H235ZM20 116H22V117H20ZM67 116V117H66ZM86 117V119L84 118V117ZM141 116H143V117H141V119L144 121H142V122H140L141 121V119H140V117ZM157 116H159L158 118H159V120L157 119ZM171 116L173 117V118H171ZM179 117L178 119H177V117ZM188 116V117H187ZM190 116V117H189ZM210 116H211V118H210ZM217 118H216V117ZM224 116V117H223ZM226 116V117H225ZM250 116V117H249ZM2 117H0V118H2ZM21 119H20V118ZM43 117H44V119H43ZM83 117V118H82ZM91 117V118H90ZM101 117V118H100ZM133 117H134V124H133V122H132V120H133ZM137 117V118H136ZM154 117H155V119H154ZM161 117V118H160ZM169 119H168V118ZM199 117H201V118H199ZM213 117V118H212ZM222 117V118H221ZM247 117V118H246ZM47 118V117H46ZM50 118V119H51ZM58 118V119H57ZM61 118V119H60ZM73 118V119H72ZM108 118H109V120H108ZM136 118V119H135ZM148 118H150V119H148ZM190 118V119H189ZM203 118V119H202ZM205 118V119H204ZM207 118H210V119H207ZM221 120V122H220V120ZM224 118V119H223ZM241 118V119H240ZM245 120H244V119ZM49 119V118H48ZM63 119V120H62ZM66 119H68V120H66ZM81 119V120H80ZM114 119V120H113ZM118 119V120H117ZM138 119H140V120H138ZM153 119H154V125H153ZM180 119V120H179ZM185 119V120H184ZM193 121H192V120ZM212 119H215L217 122H215L216 124H217V126H215L214 124L215 123H211V121H215V120H212ZM218 119V120H217ZM230 119H232L233 120V122L230 120ZM239 119V120H238ZM249 119H250V121H249ZM35 120V121H34ZM56 120H58V121H56ZM59 120H61V121H59ZM70 120V121H69ZM76 120H77V122L78 123H75L76 122ZM114 121V125H115V127H114V125L112 124V122ZM120 120H122V122H120ZM140 122H138V121ZM149 120V121H148ZM152 120V121H151ZM156 120V121H155ZM160 120H161V122H160ZM197 121V122H195V121ZM201 120V121H200ZM206 120H209L210 122H208V123H210V124H208L207 122H206ZM254 121V122H256V124L254 123V122H252V121ZM256 120V121H255ZM46 123H45V122ZM83 121V122H82ZM84 121H86V122H84ZM89 121V122H88ZM98 121V122H97ZM105 121H106V123H105ZM177 121V122H176ZM191 123H189V122ZM192 121V122H191ZM205 122V123H207V124H205V123H203V122ZM223 121H225V122H223ZM227 121V122H226ZM236 121L238 122V123H236ZM12 122V121H11ZM26 122V121H25ZM58 122H61V123H58ZM69 122V123H68ZM94 122H96V123H94ZM119 123V124H117V123ZM127 122H129V123H127ZM148 123V125H149V127H147L148 125H146V126H144L143 127V129H142V125L144 124V123ZM159 122V123H158ZM176 124H175V123ZM182 122V123H181ZM231 122L233 123V124H231ZM249 122H252L253 124H255V125H253L254 126V128H252L253 126H252V124L250 125V124H248ZM259 122V123H258ZM50 123V124H49ZM136 123V124H135ZM146 123V124H147ZM164 123V124H163ZM196 123V124H195ZM219 123V124H218ZM223 123H225V124H223ZM227 123H229V124H227ZM246 123V124H245ZM257 123H258V125H257ZM39 124H40V127L41 128H39ZM43 124H45L44 126H43ZM68 124V125H67ZM87 124V125H86ZM94 124H98V125H100L101 127H103L104 126V128H105V130L106 131H104V129H102L100 126H98L97 125V127L98 128H95L96 127V125H94ZM113 125V127L115 128V129H113V128H111L110 126L111 125ZM116 124L118 125V126H116ZM188 124H189V126H188ZM200 125V126H197V125ZM204 124V126H206V128L204 127V129H200V128H203V126L201 127V125H203ZM222 126H221V125ZM238 124V126H236ZM48 125V126H47ZM53 125V126H52ZM81 125V126H80ZM94 125V126H93ZM108 125V126H107ZM132 125V126H131ZM133 125H134V127H133ZM145 125V124H144ZM153 125V126H152ZM163 125V126H162ZM178 125V126H177ZM215 126V128L216 127H218V128H220L221 129V131H222V134H220L221 133V131L219 132V134H217L218 136H216V132H213V131H217V133H218V131H219V129L218 128H216V129H213V127L212 126ZM220 127H219V126ZM28 126H30V125H28ZM63 126V127H62ZM139 126H141L140 128H139ZM156 128H155V127ZM226 128H225V127ZM240 126V127H239ZM258 126V127H257ZM26 127V128H25ZM53 127V128H52ZM60 127V128H59ZM75 127H77V128H75ZM79 127V128H78ZM100 127V128H99ZM149 130H147L146 128ZM188 127V128H187ZM199 127V128H198ZM207 127H210L211 128V130H213L212 132H213V134L212 133H210L211 132V130H209V128H207ZM222 127H224V128H222ZM229 127V128H228ZM248 127V128H247ZM251 127V128H250ZM260 127V128H259ZM23 128H25L26 130L25 131H27L29 128L27 127V126H24ZM22 128V129H23ZM56 129V132H55V129ZM61 128H64V131L61 129ZM91 128V129H90ZM94 128V129H93ZM145 128V129H144ZM158 128V129H157ZM175 128V129H174ZM176 128H182V129H180V132H179V129H176ZM186 128L189 130V129H191V130H186ZM228 128V129H227ZM41 129V130H40ZM42 129L44 130V132L42 131ZM59 129V130H58ZM70 129V130H69ZM78 129V130H77ZM96 129H98V131L99 132H101V135L99 134V136H98V132L95 134V136H96V138H94V136H92L96 131H94V130H96ZM122 129V130H121ZM151 129V130H150ZM194 129V130H193ZM207 129V130H206ZM222 129H224V130H222ZM239 129V130H238ZM244 129V130H243ZM261 129V130H260ZM60 130H62L63 131V133H62V131H60ZM88 130V132H92L93 134L91 135V134H89L88 132V134H86V131ZM126 130V131H125ZM175 130V131H174ZM204 130V131H203ZM206 130V131H205ZM225 130H226V132H225ZM228 130V131H227ZM229 130H231L230 132H229ZM238 130V131H237ZM247 130V131H246ZM251 132H250V131ZM255 130V131H254ZM260 130V131H259ZM23 131H24V129H23ZM58 131H60L62 134H60V132H58ZM83 131H84V133L86 134V135H88L87 137H86V135L84 136L83 134ZM94 131V132H93ZM198 131V132H197ZM210 131V132H209ZM235 132V133H237V134H235L234 133V135H233V132ZM241 133H240V132ZM36 132L38 133V134H36ZM68 133V136L71 138V136H72V140L70 141V139L68 138V137H66V135L67 134H65V133ZM69 132H71L70 134H69ZM83 134H82V133ZM90 132V133H91ZM119 132H121L122 133V135L119 133ZM167 132V133H166ZM195 132H196V134H195ZM202 132V133H201ZM208 134H207V133ZM224 132H225V134L226 133H229V135H225L224 134ZM247 132V133H246ZM257 132V133H256ZM43 133V134H42ZM49 133V134H48ZM55 133V134H54ZM75 135H74V134ZM76 133H79V139H78V137L76 136L77 134ZM123 133L125 134V135H123ZM148 133V134H147ZM193 133V134H192ZM205 133V134H204ZM230 133H231V137H230ZM238 133H240V134H238ZM251 135H250V134ZM254 133H255V135H254ZM263 133V134H262ZM107 134V135H106ZM224 134V136L222 137V139L220 138V136H222ZM244 134V135H243ZM248 134V135H247ZM62 135H63V137H62ZM92 136V137H90V136ZM108 136L107 138H106V136L103 138L102 137V139H103V141H102V139H101V136ZM115 135H116V137H115ZM118 135H119V137H118ZM121 135V136H120ZM185 135V136H184ZM187 135V136H186ZM193 135V136H192ZM220 135V136H219ZM236 135H237V138H236ZM83 137V139L81 140V138L80 137ZM112 138H111V137ZM150 136V137H149ZM152 136V137H151ZM154 136V137H153ZM164 136V137H163ZM175 136V137H174ZM200 136V137H199ZM215 136V137H214ZM233 136H235V139L233 140ZM244 136V137H243ZM30 137V138H31ZM141 137V138H140ZM148 137L151 139H148ZM199 139H197V138ZM224 137H227L228 138V140H226L227 138H224ZM229 137H230V139H229ZM233 137V138H232ZM238 137H239V139H238ZM240 137H242V139L243 138H246V140L245 139H243V141H242V139L240 138ZM66 138V139H65ZM90 138H92L91 140H93V141H95L96 142V144H94V142L93 141H88ZM97 138L99 139H101V142H100V144H98L99 143V141L97 140ZM108 138L110 139V140H108ZM118 138H120V140L118 139ZM125 140H124V139ZM155 140H153V139ZM210 138V139H209ZM224 138V139H223ZM107 139V140H106ZM112 139H113V141H112ZM172 139H173V141L174 142H172ZM178 139V140H177ZM192 139V140H191ZM219 140V142L221 143H218L217 141ZM3 140V139H2ZM42 140H43V138H42ZM59 140V139H58ZM65 140V141H64ZM157 140V141H156ZM194 140V141H193ZM201 140H202V142H204V143H202L201 142ZM212 140H213V142H212ZM217 140V141H216ZM241 140V141H240ZM261 140V141H260ZM48 141H49V143H48ZM60 140H59V142H61ZM97 141H98V143H97ZM177 141H178V144H177ZM182 141H184L183 143H182ZM185 141H189V143H187V142H185ZM235 141V142H234ZM238 141V142H237ZM254 141H255V143H254ZM260 141V142H259ZM71 142V143H72ZM86 142L88 143L87 145L88 146H91V147H89L90 148V150H92V148H93V150H94V147L95 148H98V147H101V144H103V143H105L103 146H104V148L102 149L103 150V153L101 152L102 150L100 149V151H98L99 150V148L96 150L97 151V154L99 155L100 153V157H98V155L96 154V151H95V155H94V151L92 152L91 151V153H93V154H91L90 153V150L88 149V147H87V145H86V147L84 146L85 144H86ZM93 144H92V143ZM106 142L108 143V145L106 144ZM119 142H120V146H119ZM144 142V143H143ZM166 142H168V143H166ZM169 142L171 143V144H169ZM227 142V143H226ZM264 142V141H263ZM63 143H65V144H63ZM112 143V144H111ZM157 143V144H156ZM191 143V144H190ZM244 143V144H243ZM31 145L30 146V149H29V147L27 148V145ZM51 144V143H50ZM90 144H92V145H90ZM100 145V146H95V145ZM167 144V145H166ZM187 144V145H186ZM193 144V145H192ZM212 144H213V146H212ZM219 144V145H218ZM229 144V145H228ZM235 144V146H233ZM241 144V145H240ZM244 146H243V145ZM249 144V145H248ZM42 145H44V146H42ZM93 145H94V147H93ZM113 145V146H112ZM134 145V146H133ZM202 145V146H201ZM211 145V146H210ZM227 147H226V146ZM248 145V146H247ZM263 145V148H264V143L262 144ZM261 145V146H262ZM25 146H26V148H25ZM79 146V145H78ZM112 146V147H111ZM155 146V147H154ZM160 146V147H159ZM179 146V147H178ZM183 148H181V147ZM187 146V147H186ZM208 146V147H207ZM222 146V147H221ZM225 146V147H224ZM251 146H255L254 148H253V150L254 149H256V152H257V154H256V152H254V151H252L250 154L251 155H253V154H256V155H258L257 157H256V155H254V156H251L250 154L248 155L249 156V158H253V157H256V158H254L253 160H252V158L251 159H248V156H247V158H246V155L249 153L247 150H249V149H251ZM228 147H231L230 149L228 148ZM237 147V148H236ZM243 147V149H241ZM250 147V148H249ZM86 148H87V150H86ZM125 148V149H124ZM156 148L158 149V150H156ZM174 148H175V150H174ZM187 150H186V149ZM217 148V149H216ZM227 148V149H226ZM240 148V150H238ZM262 148V147H261ZM26 149H27V151H26ZM30 150V152H29V150ZM43 149V150H42ZM120 149V150H119ZM173 149V150H172ZM177 149V150H176ZM178 149H179V151H178ZM180 149H182V152H181V150ZM210 149V150H209ZM225 149V150H224ZM228 149H229V151H230V153L228 154ZM40 150H42V153H41V151ZM88 151V153L86 152V151ZM165 150V151H164ZM169 150V151H168ZM186 150V151H185ZM189 150V151H188ZM209 150V151H208ZM227 150V151H226ZM243 150V151H242ZM31 151H34V153L33 152H31ZM39 151V152H38ZM106 153H105V152ZM156 151H158V152H156ZM177 151V152H176ZM184 151V152H183ZM188 151V153H186ZM194 151H196V152H194ZM199 153H198V152ZM224 151H226V152H224ZM249 151H251V150H249ZM113 152V153H112ZM201 152V153H200ZM236 152V153H235ZM241 152V153H240ZM243 152H247V153H243ZM254 152V153H253ZM263 152V153H262ZM117 153V154H116ZM135 153V154H134ZM143 153V154H142ZM157 153V154H156ZM163 153H165V154H163ZM168 153V154H167ZM173 153H175V154H173ZM198 153V154H197ZM206 153V154H205ZM240 153V154H239ZM243 153V154H242ZM253 153V154H252ZM259 153H260V155H259ZM83 154V155H82ZM86 154V155H85ZM90 154V155H89ZM149 154V155H148ZM163 154V155H162ZM179 154V156L177 157V155ZM184 154V155H183ZM188 154V155H187ZM192 154V155H191ZM226 154V155H225ZM236 154H237V156H236ZM246 154V155H245ZM33 155H35V156H37V159L35 158V157H33ZM38 155L40 156V157H42V158H40L39 157V159H38ZM96 156V159L93 157V156ZM140 155H142V156H140ZM156 156V158H155V156ZM191 155V156H190ZM193 155H194V157H193ZM239 155H242V156H244L245 155V158L247 159L246 161H251L250 163L249 162H244V160H242V156H239ZM90 156H92V157H90ZM120 156V157H119ZM180 156H182V158L180 157ZM186 156V159L188 158V157H190V158H188L189 160H185V157ZM199 156H202V157H206V158H203L202 160H201V162L203 161V160H208L206 163L207 164H205L204 162H202L201 164L202 165H200L199 163H198V161L200 162V159L202 158V157H199ZM226 156V157H225ZM228 156V157H227ZM234 156H236L235 158H233ZM262 156V157H261ZM46 157V156H45ZM44 157V159H46ZM145 157H147L146 159H145ZM149 157V158H148ZM159 157H161V158H159V159H162V160H158V158ZM163 157H164V159H163ZM177 157V158H176ZM192 157V158H191ZM199 157V159H198V161H196L197 160V158ZM239 157H240V159H239ZM27 158H28V160H27ZM87 158L89 159V161L87 160ZM93 160H92V159ZM105 158V159H104ZM139 158V159H138ZM167 158H168V160H167ZM182 160H180V159ZM224 158V159H223ZM226 158V159H225ZM238 158V159H237ZM138 159V160H137ZM166 159V161L164 162V160ZM178 159H179V161H178ZM231 159V160H230ZM234 159H236L235 160V162H237V160L238 161H242L241 162V166H239L237 163H235L234 162V164L232 163V160H234ZM259 159V160H258ZM22 160V161H23ZM32 160V161H31ZM30 161L32 162V163H35V161L33 160V159H31ZM59 160V161H58ZM84 160V161H83ZM88 162H87V161ZM91 160V161H90ZM185 160V161H184ZM2 161H3V163H2ZM34 161V162H33ZM39 161V162H40ZM83 161V162H82ZM86 161V162H85ZM124 161V162H123ZM134 161V162H133ZM141 163H140V162ZM150 161V162H149ZM170 162V163H168L167 164V166H164V165H166V162ZM178 161V162H177ZM192 161V163H193V161H194V164H197L198 163V165H195V166H193V167H190V165H191V162ZM195 161L197 162V163H195ZM224 161V162H223ZM25 162H27V164L25 163ZM38 162V161H37ZM35 163L34 164V166L33 167H35V166H37L38 164H40V163ZM59 162V163H58ZM89 162H90V164H89ZM107 162V163H106ZM129 162V163H128ZM132 162V163H131ZM135 162H136V164H135ZM143 162H146V164L145 163H143ZM155 162V163H154ZM163 162V163H162ZM171 162L173 163V165L175 164V162H177V165H175V166H173V167H171ZM182 162V163H181ZM208 162H209V164L210 165H212V163H217V164H213V167L215 166V167H217V165L219 164V163H221L223 166L221 167L220 166V164L218 165L219 167H217L218 169H220L219 171H217V170H215V169H217V168H212V166H210L209 164H208ZM225 162H227L225 165H226V167H228L227 169H230L231 168V166H233L235 169H232L231 168V171L230 172H232L231 174H230V172L228 171V176H227V174H225L224 173V171L227 173V169L226 168H224V171H223V169H222V171H221V168H223V167H225V165H224V163ZM231 163V164H229V163ZM240 162H238V163H240ZM58 163V164H57ZM89 165H88V164ZM103 163V164H102ZM114 163H116V164H114ZM159 163H161V164H163V167H162V165L161 164H159ZM180 163V164H179ZM246 163V164H245ZM252 163H253V165H252ZM261 165V163H262V166H263V168H262V166L260 167V165ZM23 164H24V166H23ZM63 166V168H62V166ZM127 164V165H126ZM130 164V165H129ZM134 164V165H133ZM157 164V165H156ZM158 164H159V166H158ZM170 164V165H169ZM183 164V166H181ZM190 164V165H189ZM205 164V165H204ZM235 164H237V166L235 165ZM248 164V165H247ZM16 165H19V166H16ZM27 165H30L29 166V168L27 167L26 168V166ZM104 165V166H103ZM126 165V166H125ZM143 165H145V166H143ZM153 166V167H151V166ZM188 165H189V167L190 168H188ZM193 165V164H192ZM191 165V166H192ZM201 167H200V166ZM208 165H209V169L207 168L208 167ZM254 167L255 165V167L253 168L252 166ZM54 166H55V168H54ZM131 168H130V167ZM132 166H134V167H132ZM149 166H150V170H149ZM169 166V170L167 169V168H164V167H168ZM177 166V167H176ZM181 166V167H180ZM186 166V167H185ZM207 166V167H206ZM6 167H4L5 168V170H4V168H3V172L4 173H6V175H2V174H4L3 172H2V169L0 168V180H1V182H3L2 181V177L1 176H3L4 177V182H7V185H6V183H4L6 186H4L3 185V183L1 184L0 183V185H2V186H4L3 188H7V186L9 187V188H11L10 190H9V188H7V191L8 192H16L15 191V187H16V185H13V184H9L8 183V181L10 182V181H12L13 179H12V177L11 176H13L12 174H11V176H10V172H7V170H9V169H7ZM19 167L21 168V173H24V174H21L20 173V170H19ZM23 167H24V169H23ZM32 167V168H33ZM50 167H51V169H50ZM60 169V168H62L61 170H63L64 171V173H63V171L62 172H60L59 170H58V168ZM68 167V166H67ZM122 167V168H121ZM159 167L160 168H162V169H159ZM174 169V171L171 169ZM177 168V169H175V168ZM186 168V171H189V170H187V169H190V173H192V172H194V170H195V174L196 175H193L194 173H192L191 175L189 174V172L187 173L186 171H183L182 169H184V168ZM195 167L197 168V169H195ZM204 167H206L207 168V170H206V172L208 173V175H209V173H210V175H212V177L209 175H205V174H207L206 172H205V169H204ZM230 167V168H229ZM56 168H57V171L59 172V174L57 173V172H55L56 174H58V175H60V174H65V176L63 177L62 175L61 176H59L58 177V175H54L53 173L54 172H52V170L53 171H56ZM74 168L75 169H78V168H81L80 170L78 169L77 170V173H76V170H74ZM107 168V169H106ZM134 168H135V170H134ZM148 168V169H147ZM198 168H200L199 170L200 171H197L198 170ZM211 168H212V170H214V171H216V172H220V173H216L215 172V175H213L214 174V171H210L211 170ZM253 168V169H252ZM257 168V169H256ZM17 169V170H16ZM83 169V170H82ZM112 169V170H111ZM122 169V170H121ZM126 169H127V171H126ZM131 169V170H130ZM142 169V170H141ZM154 169V170H153ZM159 169V170H158ZM166 169V170H165ZM181 171H180V170ZM252 169V170H251ZM256 169V170H255ZM259 169V170H258ZM9 170V171H10ZM18 170H19V172H18ZM25 170V171H24ZM114 170V171H113ZM134 170V171H133ZM147 170V171H146ZM162 170V172H160ZM171 170V171H170ZM235 170V174L233 173V171ZM245 170V171H244ZM251 170V171H250ZM253 170L255 171L254 172V174H252L253 173ZM261 170V171H260ZM70 171H73V172H71L70 173ZM75 171V172H74ZM83 171V172H82ZM108 171V172H107ZM141 171H142V174H141ZM160 173H159V172ZM203 171L205 172V173H203ZM248 171L249 172H251V175H249V173H248ZM259 171V175L257 174V176H256V174L255 173H257ZM262 171H263V173H262ZM115 172V173H114ZM121 172V173H120ZM125 172V175L124 174H122V173H124ZM130 172V173H129ZM139 172V173H138ZM164 172V173H163ZM168 172H170L169 174V176H168ZM185 174H184V173ZM213 172V173H212ZM223 173V175L225 176V177H227L228 179H226V178H224L223 177V181L225 180V181H227L228 183H229V185H231V184H236V185H238V183L240 184V182H241V179L243 180V181H246V182H248V184H249V182L251 183V184H249V185H252L253 183H256L257 184V186L256 187H258L259 189L257 190V188L255 187H252V186H249L248 184H246V182H241V185L242 184H246L245 186H243V187H245L244 189H246V188H252V190H251V192L252 191H254L255 189L257 190V191H259V192H257V194L255 193V191H254V193L256 194V195H254L253 193H251V195H252V197H254L253 198V200L251 199V197H249L248 198V196L247 195H245V196H243V194H245V192H246V190L247 191H249V189H246L245 191H243V189H240V193H241V197H239V198H237V196H238V194L240 195V193H238L239 192V190L238 191H236L235 193H238L237 194V196H236V198L239 200L240 198H245L244 200L246 201V198H247V201L249 200V201H251L252 203H249V204H252V206H249L248 205V207H253V204L255 203V205L254 206H256L255 208H254V210H252V208H251V210H249V208H247V206H245V205H242L241 206V203L240 202H242L241 201V199H240V201L238 202H236V200H233L232 201V199H234V196H235V194L233 195V190L235 189L236 190V188H235V186L234 185H232V186H226V184H228L227 182H222V178L220 179L219 178V174H222ZM260 172H261V174H260ZM2 173V174H1ZM19 173V174H18ZM74 173H76V177H74ZM79 173H80V175H79ZM102 173V174H101ZM163 173V174H162ZM174 173H177V174H174ZM180 173H183V176L184 177H186L187 175H189L188 177L189 178H184ZM8 174V175H7ZM105 174V175H104ZM145 175V177L144 176H142V175ZM146 174H148V175H150L149 177H147V175ZM166 174V175H165ZM174 174V178H171L172 177V175ZM180 174V175H179ZM216 174H218V175H216ZM234 174V176L232 177V179H231V176ZM238 174H239V176H238ZM248 174V175H247ZM50 175V174H49ZM67 175H68V171H67ZM77 175H79V176H77ZM186 175V176H185ZM205 175V176H204ZM261 175V176H260ZM6 176H8V179H6ZM10 176V177H9ZM89 176V177H88ZM102 176H105V177H102ZM111 176V177H110ZM130 176V177H129ZM135 176V177H134ZM158 178H157V177ZM181 176V178L179 179V178H177V177H180ZM190 176H191V178L192 177H194V178H190ZM196 176L198 177V178H200L201 179V181H203L202 179H204V181H206V182H204V183H202L201 181H199V179L198 178H196ZM201 176L203 177V178H201ZM206 176H207V178L208 179H205L206 178ZM215 176H218V178L217 177H215ZM221 176V175H220ZM251 176H253V177H251ZM262 177V179H260L259 180V182L261 183V185L258 183V181H256V180H254V179H258V177ZM14 177V176H13ZM74 177V179L76 180V181H74V179H72ZM107 177V178H106ZM110 179H109V178ZM128 177V178H127ZM134 177V178H133ZM142 177V178H141ZM167 177V178H166ZM182 177H183V179H182ZM210 177V178H209ZM214 177L216 178V180L214 179ZM257 177V178H256ZM16 177H14V179H15ZM30 178V177H29ZM60 178H64L67 182H69V183H65L64 182V180L62 181V180H60ZM85 178V179H84ZM150 178V179H149ZM170 178V179H169ZM176 178V179H175ZM195 178H196V180H198L197 182H198V184L200 183V185H203V184H206V185H204V186H202V187H205L206 188V191H207V193L205 194V188H204V191H203V194H201L202 193V191H200V190H203V188L201 187L200 188V186L198 185H194L195 183H193V182H195L196 180H195ZM236 178V179H235ZM239 178H240V180H239ZM247 178V179H246ZM249 178H251L250 180H249ZM252 178H253V180H252ZM6 179V180H5ZM9 179H11V180H9ZM73 181H72V180ZM89 179V180H88ZM94 179V180H93ZM135 179V180H134ZM154 179H156V180H154ZM161 179V180H160ZM173 179H175V180H173ZM177 179H179V180H181V181H177ZM184 179H187L188 181H189V179H190V181L191 180H193L194 179V181L193 182H191V184L188 182V183H185L186 181L184 180ZM220 180V182H218L219 180ZM233 179L235 180V181H237V180H239V182L238 183H232V181H233ZM246 179V180H245ZM52 180V179H51ZM51 180H49V181H51ZM83 180H84V186H83ZM85 180H87V181H85ZM90 180H92L91 181V187L88 185V181H90ZM132 180H134V181H132ZM138 180V181H137ZM152 180V181H151ZM159 180V181H158ZM169 180H171V181H169ZM33 181V182H32ZM61 181V182H60ZM81 182V184H80V182ZM167 181H169V182H167ZM172 181H173V183H172ZM255 181V182H254ZM17 182H19V183H17ZM16 182V184H17V187L21 184V185H23L24 183H23V181L22 182H20V181H17ZM27 182H28V180H27ZM54 181H53V183H54V185H56V183H55ZM64 182V183H63ZM149 182V184H147ZM157 183V186L158 187H156V183ZM159 182V183H158ZM165 182V183H164ZM183 182V183H182ZM253 182V183H252ZM12 183H13V181H12ZM35 183V185H33ZM73 183H74V185H73ZM112 183V184H111ZM154 183V184H153ZM167 183V185L168 184H170V185H165ZM176 185H175V184ZM180 183H182L181 185H180ZM185 183V184H184ZM192 183H193V186H195V188L192 186ZM263 183V184H262ZM19 184V185H18ZM32 184V185H31ZM159 184V185H158ZM172 184H173V186H172ZM186 184H190L189 186H188V189L190 188V189H192V188H194L193 190H194V192L196 193H194L193 195L192 194H187V193H191L192 191L190 190H185L184 188H186ZM259 184V185H258ZM12 185L14 186V187H12ZM20 185V186H21ZM64 185V186H63ZM68 186V188L66 187V186ZM80 185H81V187H80ZM130 185V186H129ZM175 185V186H174ZM11 186V187H10ZM20 186H19V188H20ZM25 186V184L23 185V187ZM27 186H25V187H27ZM74 186V187H73ZM76 186V187H77ZM86 186V187H85ZM112 186V187H111ZM115 186H116V188H115ZM161 186V187H160ZM164 186H165V188H164ZM172 186V187H171ZM177 186H178V188H180V187H182L183 188V186H185L183 189H179L180 191H176V190H178V188H177ZM234 186V187H233ZM247 186V187H246ZM249 186V187H248ZM255 186V185H254ZM22 187V186H21ZM23 187L22 188H20V190L21 189H23ZM61 187V186H60ZM62 187H61V189H62ZM89 187V189H87ZM192 187V188H191ZM197 187H199V189L200 190H198L197 191ZM230 187H232L231 189H230ZM236 187H241V186H236ZM12 188H13V190H12ZM81 188H84V189H81ZM114 188V189H113ZM141 190H140V189ZM150 188V189H149ZM153 188V190L154 191H151V189ZM164 188V189H163ZM170 188H172V189H170ZM176 189V190H173V189ZM253 188H254V190H253ZM262 188V189H261ZM116 189V190H115ZM121 189V190H120ZM129 189V190H128ZM138 189V190H137ZM160 189H163V190H165V189H167L166 191L170 194V191H168V190H172V192L174 193V195H173V193H171V195L170 196H165V194H167V192L165 193V192H163L162 190V193L164 194H162L161 193V191H160ZM187 189V188H186ZM195 189H196V191H195ZM208 189V190H207ZM227 189H230V191H232V195L233 196H231L230 198L231 199H228L229 201H227V199H225L228 203H226V201H224L223 199L224 198H226V197H224V196H226V195H224L225 193H224V191ZM238 189V188H237ZM16 190H17V188H16ZM69 190V189H68ZM85 190V191H84ZM94 190V191H93ZM104 190V191H103ZM108 190V191H107ZM144 190H145V193H144ZM182 190L184 191H186V192H182ZM214 190V191H213ZM18 191V190H17ZM83 191V192H82ZM87 191V192H86ZM124 191V192H123ZM138 191V192H137ZM140 191V192H139ZM148 191H150V192H148ZM158 192L157 194H154L153 192ZM177 193H180V194H178V195H180L182 198H186L188 195H190V196H188L189 198H187L185 201L181 198H179V196H178V198H175V197H177L176 196V192ZM217 191H218V193H219V191H222L221 193L222 194H220L219 193V195L217 194ZM262 191H263V196L261 197V193H262ZM8 192H4L5 194H7ZM62 193V195L60 196L61 197V199H59L58 200V194L60 195V193ZM82 192V193H81ZM93 192V193H92ZM107 192V193H106ZM115 192V193H114ZM135 192H137V193H135ZM142 192V193H141ZM155 192V193H156ZM200 192V193H199ZM225 192H227V191H225ZM242 192H244L243 194H242ZM32 193V192H31ZM32 193V194H33ZM46 193V194H45ZM106 193V194H105ZM119 193V194H118ZM183 193V194H182ZM187 194V195H184V194ZM214 193H216V194H214ZM247 194H249L250 193V191L249 192H246ZM259 193V194H258ZM45 194V195H44ZM103 194V195H102ZM104 194H105V196H104ZM136 194V195H135ZM140 196H139V195ZM199 194V195H198ZM207 194H208V196H207ZM212 194H213V196L214 197H217V196H220L218 199L220 200V199H222L224 202H222V203H224L225 204V207L227 208V210H225L224 211V207L223 208H221L222 207V205H221V202L217 199H215L213 196H212ZM227 195L228 194H230V192L228 193H226ZM146 197H145V196ZM148 195V196H147ZM156 195V196H155ZM159 195V197H161V198H163V200H162V202L160 201L161 200V198H156L157 196ZM161 195V196H160ZM260 195V196H259ZM32 196H35V194H33ZM42 196V197H41ZM44 196V197H43ZM99 196V197H98ZM104 196V197H103ZM125 196L127 197V198H125ZM137 196H138V198H137ZM162 196H165V198L164 197H162ZM196 196V197H195ZM229 196V195H228ZM247 196V197H246ZM39 197H40V199H39ZM53 197H55V198H53ZM59 197V198H60ZM110 198V200H106L105 198ZM117 197V199H115ZM121 197V198H120ZM132 197V198H131ZM142 197V198H141ZM152 197V198H151ZM167 197V198H166ZM171 197V198H170ZM172 197H174L173 199L175 200V201H173V199H172ZM211 197H213V198H211ZM222 197V198H221ZM224 197V198H223ZM35 198H38V199H36L35 200ZM42 198V199H41ZM99 200H98V199ZM107 198V199H108ZM131 199V201H133V202H130V199ZM146 198V199H145ZM153 198H155L154 200H153ZM169 198L171 199V201H173V202H171L170 200H169ZM227 198H229V197H227ZM235 198V199H236ZM258 198V199H257ZM53 199H54V201H53ZM55 199H57L56 201H55ZM113 199V200H112ZM119 199H120V201H119ZM129 199V200H128ZM144 199V200H143ZM148 199V200H147ZM157 199L159 200L158 201V203H157ZM165 199L167 200L168 199V201H167V203L169 204V206H172V204H175L174 206H172V207H168V209L166 208V212L165 211H163V210H165V208L163 209L162 207H165V206H167V205H165L164 203L166 202L165 201ZM177 199L179 200V202L177 201ZM189 199V200H188ZM198 199V200H197ZM213 199H214V201H213ZM251 199V200H250ZM260 199V200H259ZM1 200H3V197H1L0 198V203H2V201ZM96 200V201H95ZM98 200V201H97ZM105 200V201H104ZM119 202H118V201ZM129 201V202H126V201ZM182 200L184 201V202H186L187 200V202L186 203H182L181 204V202H182ZM196 200V201H195ZM212 200V201H211ZM221 200V201H222ZM257 200V202H255ZM36 201H38V202H36ZM50 201V202H49ZM114 201H116V202H114ZM140 201V202H139ZM148 201H149V203H148ZM169 201H170V203H172V204H170L169 203ZM176 201L178 202V205H186L185 206V208L186 209H184V207L183 206H181V207H183V208H179L178 209V205L176 204ZM201 201V202H200ZM217 201H219L220 202V205H218L219 204V202L218 203H216ZM247 201H246V203H247ZM39 202L41 203V204H39ZM55 203V204H53L52 205V203ZM109 202V203H108ZM122 202V203H121ZM150 202H151V206L149 207L148 206V204H150ZM153 202H155V203H153ZM164 202V203H163ZM203 202H205V203H203ZM208 202V203H207ZM214 202H215V205H214ZM229 202H232V203H229ZM236 202V203H235ZM49 203H51L50 204V207H48V205H49ZM56 203L58 204V205H56ZM60 203H62V204H60ZM134 203V204H133ZM137 203H138V205H137ZM141 203V204H140ZM146 203V204H145ZM153 203V204H152ZM161 203V204H160ZM166 203V204H167ZM207 204L206 206L205 205H203V204ZM237 203H239L240 205H238ZM87 206V208H86V206ZM91 204H92V206H91ZM97 204V205H96ZM103 204V205H102ZM140 204V205H139ZM155 204V205H154ZM156 204H160V208L162 209L161 210V212L163 211V214L165 213V215H163V217H164V221H163V219H158V218H161V217H158V216H156L157 217V219H155L154 218V216H153V214H152V212H157L158 210H160L157 206H156ZM163 204H164V206H163ZM189 204V205H188ZM202 204V205H201ZM227 204H228V206H227ZM235 204V205H234ZM244 204H245V202H244ZM27 205V204H26ZM39 205H40V207H39ZM45 205L47 206V207H45ZM52 205V206H51ZM136 205V206H135ZM212 205V206H211ZM216 206V205H218V206H216L218 209H215V210H212V211H215L216 212V210H218L217 211V213L215 214V212H214V214H209V215H207L209 212H211V210H209L208 209V207H213L214 208V206ZM237 205H238V207H237ZM247 205V204H246ZM97 206V207H96ZM143 206V207H142ZM188 206V207H187ZM195 206V205H194ZM220 206V207H219ZM224 206V205H223ZM231 208H230V207ZM235 206V207H234ZM241 206V207H240ZM243 206H244V209H243ZM44 207H45V209H44ZM53 207V208H52ZM54 207H55V209H54ZM83 207V208H82ZM109 207V208H108ZM132 207V208H131ZM134 207H136V208H134ZM145 207H148L147 209L148 210H150L151 208H154L155 209V207H156V209H157V211H154V209L152 210L151 209V211H149L148 212V210H145V213H144V211H140V210H144L145 209ZM206 207H207V209L209 210V212L208 211H206L207 209H206ZM210 207V208H211ZM215 207V208H216ZM238 209H237V208ZM36 208H37V210H36ZM38 208H40V209H38ZM48 208H50V211H48ZM81 208V209H80ZM105 208V209H104ZM139 208V212L137 211V209ZM141 208V209H140ZM212 208V209H213ZM219 208H220V210H219ZM236 210H235V209ZM245 208L246 209H248V211L246 210V212H244L245 211ZM41 209H42V211H41ZM52 209V210H51ZM77 209H79V210H77ZM88 209V210H87ZM132 209H133V213L135 214V211H136V213H137V215H138V213H139V215H138V217L137 218H134V216L136 217V214L134 215L131 211H132ZM189 209V210H188ZM192 209V210H191ZM204 209H206V210H204ZM229 209V210H228ZM239 209H240V211H239ZM77 210V211H76ZM114 210V212H112ZM116 210V211H115ZM185 210V211H184ZM232 210H233V212H232ZM241 210H244V211H242V212H244L243 213V216H242V214H238L237 215V212H240V213H242L241 212ZM256 210H257V212H256ZM263 210V211H262ZM40 211V212H39ZM43 211L46 213V214H44L43 213ZM53 213H52V212ZM56 211H57V213H56ZM125 211V212H124ZM131 213H130V212ZM147 211V212H146ZM203 211H206V212H208V213H206V212H203ZM227 211V212H226ZM235 211V212H234ZM250 211H252V212H250ZM115 212H116V214H115ZM141 212H143V213H141ZM159 212L160 211H158V213H156V214H159ZM175 212H177V211H175ZM174 212V213H175ZM230 212H231V214H230ZM259 212H260V214L261 215H258L259 214ZM33 213V214H32ZM35 213H37V214H35ZM125 213V214H124ZM126 213H128L127 215H126ZM154 213V214H155ZM173 212H171L170 214H168V215H171ZM197 212H195L194 213V216H196L197 214H196ZM228 213V214H227ZM236 213V214H235ZM51 215L52 216V218H50L51 216H49V215ZM145 214V218H147V219H145V218H143L144 215ZM151 214H152V216H151ZM161 214V213H160ZM196 214V215H195ZM234 214V215H233ZM32 215V216H31ZM45 215H48V216H45ZM66 215H68V216H66ZM74 215V216H73ZM131 215H134L133 217L131 216ZM147 215H150V217H151V219H149L150 217L148 216L147 217ZM167 215V216H168ZM172 215H174V214H172ZM180 215H178L177 214V216H178V218H180V217H183L184 215H185V213H184V215L182 216H180ZM187 215V216H186ZM185 215V218L186 217H188V216H190V215H188V214H186ZM205 215V216H204ZM207 215V216H206ZM218 215V216H217ZM231 215V216H230ZM236 215H237V217H236ZM258 215V216H257ZM35 216V217H34ZM63 216H64V218H63ZM160 216V215H159ZM166 216V217H167ZM174 216H176V215H174ZM194 216L192 215V218L193 219H195L194 221H196V219L197 218H194ZM198 216V215H197ZM196 216V217H197ZM214 216H216L215 218L216 219H214ZM220 216V217H219ZM230 216V217H229ZM248 216V217H247ZM257 216V217H256ZM67 217V218H66ZM73 217V218H72ZM152 217L154 218V220L152 219ZM169 217V216H168ZM218 217H219V219H218ZM229 217V218H228ZM41 218V221L43 220ZM50 218V219H49ZM65 218H66V220H65ZM106 218V219H105ZM126 218V219H125ZM139 218H141L140 220H146L147 221V223H146V221L144 220H142V221H139V222H141V224H143V225H141V224H139V222L137 221V220H139ZM184 218V217H183ZM184 218V219H185ZM201 218V217H200ZM230 218H232V220H230ZM259 218H260V220H261V222H260V224H258L259 223ZM49 219V220H48ZM63 219V220H62ZM92 219H94V220H96L95 222H94V220H92ZM113 221V223H112V221ZM130 220V222L128 221V220ZM166 219H168V218H166ZM184 219H183V222H184ZM238 219V220H239ZM243 219V220H244ZM51 220V221H50ZM73 220H74V222H73ZM90 220V221H89ZM103 220L105 221V222H103ZM118 220V221H117ZM133 220V222H134V224H135V226H136V221L138 222L137 223V226H139L140 228H142V229H140L139 230V227L137 228L138 230H137V232H136V229H135V227H133L134 226V224H132L131 223V221ZM136 220V221H135ZM198 220V219H197ZM200 220V219H199ZM210 221H211V219H209ZM213 220L211 221V222H213ZM233 220H234V222H233ZM247 220H249V219H247ZM47 221H49V222H47ZM55 223H54V222ZM63 221V222H62ZM82 221V222H81ZM98 221V222H97ZM103 222V223H99V222ZM117 221V222H116ZM128 221V222H127ZM169 221H168V223H169ZM180 221H182V220H180ZM193 221V220H192ZM204 220H202V222H203ZM205 221H208V219H205ZM221 221H220V223H221ZM257 221H258V223H257ZM57 222V223H58ZM94 222V223H93ZM112 224H111V223ZM197 222V221H196ZM241 222H244L245 224H243V225H245V227H243L244 229H243V231H246V222L245 221H241L240 220V223ZM254 222H255V224H254ZM115 223H116V226H115ZM126 223H127V226H129V225H133L132 227L134 228V230L132 231V228L130 229L131 231H130V234H129V231L127 230V229H125V225H126ZM146 223V224H145ZM189 223L192 225V224H194V222H191V219L189 220ZM208 223H209V221H208ZM207 223V224H208ZM214 223V222H213ZM218 223H219V221H218ZM218 223H214V225H217ZM232 223V224H231ZM45 224V225H44ZM53 224V225H52ZM92 224V225H91ZM103 224H105V225H103ZM122 225L121 227H119V225ZM161 224H163V226L161 225ZM170 224V223H169ZM198 224H199V222H198ZM235 224V225H234ZM257 224L259 225V228H258V226H257ZM49 225V227H48V230H47V226ZM50 225H52L53 226V228H52V226H50ZM113 226V229H112V231L111 230H109V228L106 230V227H109V226ZM156 225V224H155ZM155 225H153V226H155ZM200 225H202V224H200ZM203 225H205L204 224V222H203ZM234 225V226H233ZM242 225V223H241V226H243ZM262 225L264 226V222H262ZM261 225V226H262ZM56 226H58V227H56ZM61 226V227H60ZM112 226H111V228H112ZM124 226V227H123ZM131 226H129V227H131ZM142 226H144V227H142ZM162 226V227H161ZM176 225H174L173 227H175ZM193 226V225H192ZM191 226V227H192ZM195 226H197V224L195 223ZM195 226H194V228H195ZM208 226L210 227L211 225H209L208 224ZM208 226H204V228H206L207 229V227ZM240 226V225H239ZM238 226V227H239ZM241 226L239 227V229L242 231V228H241ZM254 226V227H253ZM67 227H69V228H71V226H67ZM98 227V228H97ZM103 227H104V229H105V231H104V229H103ZM128 227V228H129ZM165 227H168L167 229H166V231H165ZM208 227V228H209ZM212 227H213V224H212ZM212 227H211V229H212ZM222 227V226H221ZM221 227H220V229H221ZM235 227V228H234ZM96 228V229H95ZM110 228V229H111ZM120 228V229H119ZM123 228V229H122ZM127 228V227H126ZM203 228V227H202ZM202 228H200V229H198V230H201L202 231ZM215 230L217 229V227L216 226H214L213 227ZM49 229H51V230H49ZM54 229V230H53ZM68 229V228H67ZM124 229H125V231H124ZM218 229H219V227H218ZM218 229H217V232L219 233V231H218ZM219 229V230H220ZM238 229V230H239ZM261 229H262V227H261ZM118 230V231H117ZM120 230V231H119ZM128 232H127V231ZM197 229H196V231H197V233L199 232ZM235 230H233L234 232H235V234H233L232 235V233L230 234V232H229V235H230V238L231 239H233V237H235V235H236V231ZM263 230H264V227H263ZM11 231H15L16 232V230H12L11 229ZM44 231V232H43ZM45 231H46V234H44L45 233ZM47 231L49 232V233H51L50 235H48V236H46L47 235ZM100 231V232H99ZM117 233H116V232ZM148 231V232H149ZM196 231H195V233H196ZM207 231H208V229H207ZM214 231V230H213ZM243 231L241 232V233H243ZM257 231H259V233L257 232ZM261 231V232H260ZM10 232V231H9ZM37 232V233H36ZM56 232V233H55ZM110 232V234L113 232H115L114 234L115 235H118V237L119 236H122L121 237V239H120V242H118L117 243V240H116V237L117 236H115L114 234V236L111 234V237H109V233ZM137 233L138 234V236L136 235V234H134V233ZM190 232H191V229H190ZM189 232V233H190ZM192 232H194V231H192ZM206 232V230L203 232L202 231V236H201V234H197L196 235V237L198 238V236H200L198 239L199 240H201V242L200 241H198V239L195 237V235H192L191 236V239H193V242L196 240V242H194L195 244H197L199 247H201V248H203V250H210L211 249V251L210 252H213V253H210L211 255L213 254V258L214 259H208L209 258V256H208V258H206V259H208V260H205L204 259V262H211V264H214V262H218V261H220V260H218V261H216V256H214L215 254H216V252H215V249L214 248H220L221 250L223 249V243H224V241H225V243L227 242V241H229V244H230V242L231 241H233V240H231L230 238H228V236H225L226 234L224 233L225 232V230H224V228H223V230H222V236L221 237H223V236H225V238H227V239H225V238H223L224 239V241L222 242V239H221V237H220V239H219V237L218 238H215V240L214 241H212V239L211 238H214V236H215V234H216V231H215V233H213L214 235H212V236H210L211 235V233H205ZM210 232H212V230H210ZM221 232V231H220ZM246 232H248V231H246ZM40 233V234H39ZM132 233V234H131ZM139 233H140V235H139ZM171 233H174V231L172 232L171 231ZM216 234V236H219V235H221L220 233L219 234ZM37 234V235H36ZM61 234V233H60ZM101 234V235H100ZM122 234V235H121ZM193 234V233H192ZM206 234V235H205ZM239 234V235H238ZM246 234V236H244L243 237V234H241L242 236H240V231L237 233V237H235V238H238L239 239V241H241L240 242V244H239V246L241 245V243H243L244 241H242V240H244L245 238V242H246V244H247V246L249 247V244H250V239H252L251 237H253V235L251 236V234L249 233V235L251 236L250 238H249V235L247 234V233H245ZM17 235V234H16ZM18 235H20V234H18ZM29 235V236H28ZM105 235V236H104ZM107 235V236H106ZM151 235V234H150ZM172 235V234H171ZM175 235V234H174ZM208 235V236H207ZM232 235V236H231ZM36 236V237H35ZM41 238H40V237ZM130 237V236H133V237H130V238H132V240H130V239H128V237ZM204 236H206L207 238L204 240V241H206V240H208V241H206V242H208V243H210V245H207L208 243H206V242H204L203 241V239L205 238ZM248 236V237H247ZM262 236H264V233H262ZM39 237V238H38ZM100 237V238H99ZM103 237V238H102ZM107 237H109L108 238V240H109V242H110V240H111V243H109V242H107L106 240H107ZM113 237V238H112ZM117 237V239H118V241H119V238ZM134 237H135V239H134ZM171 237V236H170ZM259 237V238H258ZM6 238H9V236H7ZM38 239V240H36V241H34L35 239ZM90 238V239H89ZM104 238H105V240H104ZM125 238H123L124 240H125ZM152 238H153V241H152ZM188 238V237H187ZM201 238V239H200ZM241 238V239H240ZM14 239H16L15 237H14ZM28 239H30V240H28ZM180 239H182V238H180ZM179 239V240H180ZM195 239V240H194ZM210 239H211V241H210ZM216 239L217 240H220V241H216ZM249 239V241H246V240H248ZM7 240V239H6ZM9 240H12L11 239V237L9 238ZM28 240V241H27ZM57 240V241H58ZM93 240V241H92ZM99 240V241H98ZM102 240V241H101ZM126 240H125V242H126ZM142 240L143 241H141V240H139V242H141V244L143 243H145L144 242V240L145 239H143L142 238ZM161 240V241H160ZM174 240L176 241L177 240V242H175V244H173V242H174ZM231 240V241H230ZM236 240V239H235ZM234 240V241H235ZM32 243V246L30 245L31 243ZM40 243H39V242ZM56 241V242H57ZM92 241V242H91ZM103 241H105V242H103ZM158 241V242H157ZM199 243H198V242ZM239 241H237V242H233V243H231V247L230 248H232V246H233V252H235L236 250L235 249H239V246L238 245H236V243L238 244V242ZM260 243H259V242ZM23 242V243H22ZM35 242V243H34ZM38 242V243H37ZM55 242V243H56ZM168 242V241H167ZM192 241H191V244L193 243ZM202 242H204V244L205 245H203L202 246ZM214 242V243H213ZM215 242L216 243H218L217 245H215ZM22 243V244H21ZM27 243H29V244H27ZM59 243H60V241H59ZM95 243V244H94ZM110 244V246H111V249H113L114 247L115 248H117V253L118 254H116L115 253V251H111V249H110V247H109V244ZM113 243V244H112ZM211 243H213V245H211ZM225 243H224V245H225ZM252 243V242H251ZM256 243V244H255ZM2 244V245H1ZM25 244V245H24ZM33 244H35L36 246L34 247V245ZM105 244H108V245H105ZM113 245V247H112V245ZM128 244V242H126V245ZM130 244H129V246H130ZM135 244H134V246H135ZM142 244V245H143ZM227 244H228V242H227ZM225 245V246H227L228 247V245ZM246 244H243V246H241L242 248L244 247V245L246 246ZM259 244V245H258ZM9 245V246H8ZM11 245H13V246H19V248H20V250H18V249H14L13 248V246H11ZM24 247H23V246ZM54 246H55V244H53ZM101 245V246H100ZM102 245H103V248H101L102 247ZM105 245V246H104ZM115 245V246H114ZM141 245V246H142ZM146 245V244H145ZM174 245V246H173ZM189 245V244H188ZM188 245H187V247H188ZM196 245V246H197ZM214 245H215V247H214ZM2 246H4V248H2ZM6 246V247H5ZM134 246H132V247H134ZM140 246V244H138V246H136V247H139ZM213 248H212V247ZM217 246V247H216ZM234 246H237V247H234ZM31 247V248H30ZM131 247V248H132ZM135 247V248H136ZM144 247V246H143ZM143 247H141V248H143ZM154 247H156V248H154ZM175 247V248H174ZM193 247H195V245H193ZM205 247V248H204ZM209 247V248H208ZM262 247V250H263V252H264V245L263 246H261ZM261 247H258V248H261ZM7 248V249H6ZM9 248H12V251L10 252V250L11 249H9ZM24 248V249H23ZM98 248V249H97ZM114 248V249H115ZM178 248H180V249H178ZM230 248H229V250H227L226 251V247H224V249L225 250H223L222 251V253H225V256H226V254L228 253V251H229V253H230V251H232V250H230ZM4 249V250H3ZM13 249H14V251H13ZM23 249V250H22ZM27 249V251H25ZM29 249V250H28ZM81 249V250H80ZM85 249V250H84ZM133 249V248H132ZM152 249H153V251H155V252H153L152 251ZM166 249V250H165ZM189 249V248H188ZM188 249L186 250L187 252H189V255L188 254H186L187 252H185V254H186V261H187V263L186 264H190V262L188 263V261H190L191 259H192V257L191 256H194V252L193 253H191V256H190V251H188ZM193 251H194V249L193 248H191ZM248 249V248H247ZM257 249V250H256ZM18 250V251H17ZM49 250V251H48ZM54 250V249H53ZM92 250H93V252H92ZM96 250V251H95ZM103 250H105V253H103L104 251ZM116 250V249H115ZM131 250V249H130ZM140 250V249H139ZM142 250V249H141ZM190 250V249H189ZM196 250H197V248H196ZM200 250V249H199ZM198 250V251H199ZM243 251H242V253H244V249H242ZM245 250H246V247H245ZM257 251V254H255L254 253V251ZM262 250H260V252L262 251ZM6 251V252H5ZM23 251V252H22ZM197 251V256H196V254H195V256L193 257V259L194 258H196V257H199V252ZM217 251H218V249H217ZM239 251H240V253H241V250L239 249ZM239 251H238V253H239ZM13 252V253H12ZM36 252H39V251H36ZM47 252V253H46ZM80 252V253H79ZM110 254V255H108V253ZM130 252V251H129ZM132 252V251H131ZM166 252V253H165ZM183 252V251H182ZM192 252V251H191ZM196 252V251H195ZM220 252V251H219ZM218 252V253H219ZM232 252V253H233ZM246 252V251H245ZM8 253H10V255H8ZM100 253V254H99ZM104 254V256H106V259L105 258H103L102 259V256L103 255H101V254ZM134 253L136 254V252H135V250H134ZM155 253V254H154ZM164 253H165V255H164ZM176 253V254H175ZM209 253V252H208ZM208 253H203V255L206 257L207 255L206 254H208ZM215 253V254H214ZM221 253V252H220ZM229 253H228V257L229 256H232V255H229ZM231 253V254H232ZM13 254H16V256L14 257V260H11L12 259V255ZM35 254V251L33 252V255ZM84 254V255H83ZM106 254V255H105ZM119 254H121L120 255V257H118V259H117V256H119ZM140 254V252L138 253V254H136V255H139ZM161 254V253H160ZM193 254V255H192ZM254 254H255V256H256V258H253L252 259V256H254ZM260 254H264V253H260ZM3 255V256H2ZM24 255V256H23ZM43 255V256H44ZM91 255H92V258H91ZM117 255V256H116ZM125 255H128V253L127 254H125ZM141 255V254H140ZM155 255V256H154ZM202 255V256H203ZM233 255H236V253H234ZM240 255V254H239ZM249 255V254H248ZM79 256V255H78ZM101 256V257H100ZM103 256V257H104ZM111 256V257H110ZM115 256V257H114ZM185 256V255H184ZM183 256V257H184ZM187 256H189V257H187ZM203 256V257H204ZM241 256H243V255H241ZM261 256H263V255H261ZM8 257V258H7ZM11 257V258H10ZM30 257V259H29V261H33V259L35 260L36 259V257H32V255H30L29 256ZM90 257V258H89ZM93 257L95 258V260H97V261H95V262H93ZM101 258V262H98V261H100V259L98 260V258ZM108 257V258H107ZM110 257V258H109ZM157 257V256H156ZM220 256L218 255V258H219ZM222 257V256H221ZM233 257V256H232ZM231 257V258H232ZM237 257H238V259H236V261H237V263H238V261H240L241 260V257H240V260H239V256H238V254H237ZM258 257H260L259 255H258ZM4 259V260H2V259ZM33 258V259H32ZM84 258V259H83ZM144 257H142V259H143ZM166 258V257H165ZM169 258H167L166 259V261L168 262V264L170 263V264H172L170 261H168V259ZM211 258V257H210ZM223 258V257H222ZM222 258H221V261H222ZM234 259V261L232 260L231 261V263H236V261H235V258L236 257H233ZM9 259V261L7 262V260ZM93 259V260H92ZM107 259H109L108 261L109 262H107ZM160 259V260H161ZM199 259V261L202 259V257H201V255H200V258H198ZM225 259H227V257H225ZM262 260H263V258H261ZM110 260H113V262L112 261H110ZM114 260L117 262H114ZM145 260L143 259L142 261L143 262H145ZM156 260L158 261V262H156ZM229 260H231L230 259V257H229ZM78 261V260H77ZM141 261V262H142ZM166 261L164 260V262L163 261H161V263L162 264H166ZM198 261V260H197ZM196 260H195V263L197 262ZM212 261H214V262H212ZM5 262V263H4ZM37 262V261H36ZM50 261H48V263H49ZM106 262V263H105ZM110 262H112V263H110ZM118 262H120V263H118ZM141 262H140V264H141ZM153 262V261H152ZM151 262V263H152ZM176 262V263H175ZM181 262H180V264H181ZM194 262V261H193ZM193 262H192V264H193ZM202 262V261H201ZM203 262V263H204ZM227 262H229L230 263V261H228V259H227ZM227 262H226V260H223V264H227ZM255 262V263H254ZM260 262L263 264V262H264V260H263V262L260 260ZM259 262V263H260ZM38 263L39 264H43L42 262H40V261H38ZM55 263V262H54ZM60 263H62V261H60ZM95 263V264H96ZM146 264H147V262H145ZM145 263H142V264H145ZM150 263V262H149ZM150 263V264H151ZM159 264L160 263V261L158 260V259H156L155 258V264ZM200 263V262H199ZM219 263V262H218ZM228 263V264H229ZM230 263V264H231ZM29 264H35V263H29ZM49 264H52V263H49ZM206 264V263H205ZM210 264V263H209ZM215 264H217V263H215Z\"/></svg>",
    "mask_w": 264,
    "mask_h": 264
},
{
    "label": "bare ground",
    "instance_id": "obj_2",
    "mask_svg": "<svg viewBox=\"0 0 264 264\" xmlns=\"http://www.w3.org/2000/svg\"><path fill=\"white\" fill-rule=\"evenodd\" d=\"M19 1H20V0H19ZM94 1H96V0H85V1L83 2V4L89 5V4H91V3H95V4L97 5V4H98V1H97V2H94ZM107 1H109V0H107ZM111 1H113V0H111ZM116 1L118 2L119 0H116ZM116 1H115V3H116ZM121 1H122V0H121ZM126 1H127V0H126ZM145 1H146V0H145ZM168 1H169V0H168ZM175 1H178V0H175ZM185 1L187 2V1H190V0H185ZM203 1H204V0H203ZM238 1H239V0H237V2H238ZM22 2H23V0H22ZM30 2H31V1H30ZM59 2H60V1H59ZM178 2H179V1H178ZM181 2H182V0H181ZM243 2H244V1H243ZM246 2H247V1H246ZM120 3H121V2H120ZM183 3H184V1H183ZM33 4H34V3H33ZM122 4H123V3H122ZM245 5H246V4H245ZM44 6H45V5H44ZM48 6H50V5H48ZM256 6H257V5H256ZM99 7H100V6H99ZM231 7H232V6H231ZM112 8H113V7H112ZM238 8H239V9H238ZM238 8H237V16H238V18H258V17H263L262 15H264V14H261L260 12L257 13V11H256L257 8L255 9V11H254V10L252 11L248 6H247V7H246V6L244 7V6H241V5H240V7H238ZM57 10H58V9H57ZM60 11H61V10H60ZM55 12H56V11H55ZM70 13H71V12H70ZM82 13H83V12H82ZM52 14H53V13H52ZM259 15H260V16H259ZM59 16H60V15H59ZM110 19H111V18H110ZM193 19H194V18H193ZM54 20H56V21H53L54 26L52 27V30H54V31H53L54 33H61V32H60V31H62L61 28H64V26H65L67 23H68V24H72V23H74L75 20H77V21H79V22H81L82 20L84 21V24H83V25H80L81 27H79V28H82V27H85V26H89V25H87L88 18H77V19H76V18H55ZM100 20H101L100 18H97L96 22L99 23ZM164 20H165V19H164ZM166 20H167V19H166ZM96 22H94L90 27H95V26L97 25ZM0 23H1V25H0V48H1V47L4 48V49L1 48L0 52H3L2 55H5V56H2V57L0 58V61H3L4 63H5V61H8V63H9V61H10V62H11V61H14V63H15V62H20L22 59H20V60L17 59L18 56L20 57V55H16L13 51H12L13 54H11V52H9V50H10V47H11V45H10L11 43H10V42L13 41V40H15V39H11L12 34L15 36L16 33L22 31V30H23V26H21V24H19V23H16V27H18V29L12 31L11 29H8V28H7L8 25L13 24L12 21H10V22H8V24H6V23H3V20H2V21H0ZM68 24H67V25H68ZM102 27H103V26H102ZM102 27H101V28H102ZM212 27H213V26H212ZM88 28H89V27H88ZM222 28H223V27H222ZM174 29H175V28H174ZM219 30H220V29H219ZM108 31H109V29H108ZM220 31H221V30H220ZM13 32H14V33H13ZM53 32H49V33H53ZM25 33H26V32H25ZM93 33H94V32H93ZM166 33H167V32H166ZM21 34H22V33H21ZM16 35H17V34H16ZM223 35H224V34H223ZM227 35H228V34H227ZM227 35H226V36H227ZM19 37H20V36H19ZM36 37H37V36H36ZM21 38H22V37H21ZM38 38H39V37H38ZM49 39H50V38H49ZM55 39H57V38H55ZM17 40H18V39H17ZM17 40H15V41H13V42L15 43ZM178 40H179V39H178ZM253 41H254V40H253ZM253 41H252V42H253ZM26 42H27V41H26ZM26 42H23V43L21 42V43H22L21 45L23 46ZM180 42H181V41H180ZM195 43H196V42H195ZM16 44H17V42H16ZM27 44H29V43L27 42ZM188 44H189V43H188ZM253 44H254V43H253ZM259 44H260V43H259ZM261 44H262V43H261ZM19 45H20V44H19ZM25 45H26V44H25ZM25 45H24V46H25ZM107 45H108V44H107ZM191 45H192V44H191ZM204 45H205V44H204ZM217 45H219V44H217ZM45 46H46V45H45ZM215 46H216V45H215ZM219 46H220V45H219ZM222 46H223V45H222ZM238 46H240V45H238ZM18 47H19V46H18ZM18 47H17V48H18ZM195 47H196V46H195ZM14 48H15V47H14ZM14 48H13V49H14ZM28 48H29V47H28ZM62 48H63V47H62ZM234 48H235V47H233V50H235ZM244 48H246V47H244ZM247 48H249V47L247 46ZM247 48H246V49H247ZM15 49H16V48H15ZM54 49H55V48H54ZM106 49H107V48H106ZM2 50H4V51H2ZM18 50H19V49H18ZM63 50H64V49H63ZM137 50H138V49H137ZM223 50H224V49H223ZM223 50H222V51H223ZM255 50H256V48H255ZM107 51H108V50H107ZM247 51H248V50H247ZM6 52H8V53H6ZM235 52H236V50H235ZM5 53L8 54V56H7ZM62 53H63V52H62ZM68 53H69V52H68ZM191 53H192V52H191ZM193 53H194V52H193ZM209 53L211 54V52H209ZM241 53H242V52H241ZM243 53H244V51H243ZM245 53H246V52H245ZM197 54H198V58H199V57H200V56H199L200 53H197ZM197 54H196V55H197ZM220 54H221V53H220ZM235 54H237V53H235ZM239 54H240V53H239ZM246 54H247V53H246ZM250 54H251V53H250ZM15 55H16V56H15ZM216 55H217V54H216ZM14 56H15V57H14ZM190 56H192V55H190ZM194 56H195V54H194ZM208 56L210 57L209 54H208ZM217 56H219V54H218ZM223 56H224V54H223ZM233 56H234V54H233ZM233 56H232V57H233ZM244 56H245V54H244ZM179 57H180V56H179ZM204 57H205V56H204ZM21 58H22V56H21ZM28 58H29V57H28ZM118 58H119V57H118ZM184 58H185V57H184ZM184 58H183V59H184ZM187 58H188V56H187ZM190 58H191V57H190ZM194 58H195V60H198V61H199V59H197V57H194ZM218 58H219V57H218ZM225 58H226V57H225ZM229 58H230V57H229ZM238 58H240V56H239ZM31 59H32V58H31ZM208 59H209V58H208ZM221 59H222V58L220 57V60H221ZM230 59H232V58H230ZM241 59H242V58H241ZM246 59H247V58H246ZM24 60H25V59H24ZM26 60H27V59H26ZM28 60H29V59H28ZM189 60H191V59H189ZM195 60H194V63L196 62ZM215 60H216V59H215ZM227 60H228V59H227ZM236 60H237V56H236ZM251 60H252V59H251ZM32 61H33V60H32ZM32 61H31V62H32ZM38 61H40V59H39ZM225 61H226V59L224 60V62H225ZM229 61H231V60H229ZM229 61H228V62H229ZM242 61H243V59H242ZM246 61H247V60H246ZM21 62H22V61H21ZM21 62H20V63H21ZM29 62H30V61H28V63H29ZM184 62H185V60H184ZM191 62H192V61H191ZM205 62H206V61H205ZM216 62H217V61H216ZM28 63H26V61L24 62L25 67H26L27 65L30 64V63H29V64H28ZM32 63H33V62H32ZM188 63H189V62H188ZM188 63H187V64H188ZM196 63H197V62H196ZM201 63H202V61H201ZM206 63H207V62H206ZM213 63H215V62H213ZM221 63H222V62H221ZM245 63H246V62H245ZM245 63H244V64H245ZM1 64H2V63H1ZM10 64H11V65L8 66V68H9L8 70H10L9 73H11V71H12V73H11L12 76L9 75V73H8V75H7L8 70L5 72L7 76L5 77V75H4V78L6 79V80L4 79L5 82L9 81V85H8L9 88H11V86H12L13 84H15V85H13V87H14V89H13V93H15V92H17V91L20 92L21 89H24V90H25V86L29 85L28 88H26V91H27V92L30 91L29 93H32V92H33V89H32V88L30 89V87H32V86H30L31 84L28 83V84L26 85L25 83L23 84V82H22V81H24L25 79H26V81L28 80L29 76H28V78H25V76L27 77L28 73H26L27 75H25L24 77H22V76L24 75L23 73H24V70H25V69H28L29 71H32L33 69H35V67H36L37 65L34 64V66H33L34 68L31 67V68H33L32 70H30L31 68L29 69L30 66L21 69L20 67H24V64H23V63H22L23 66H21V64H20V66L18 65V67H19L18 70H19V72L21 71V74H20V75H22V74H23V75L20 76V75H18L19 73L17 72L18 74H17V73H16V74H17L18 76L15 75V79H17V77H18L19 79L15 80V79H14V74H15L17 68H16V69H15V68L12 69V67H14V64H12V63H10ZM26 64H27V65H26ZM41 64H42V63H41ZM198 64H199V62H198ZM198 64H197V65H198ZM204 64H205V63H204ZM222 64H223V63H222ZM225 64H226V62H225ZM228 64H229V63H228ZM232 64H234V63H232ZM3 65H4V64H3ZM8 65H9V64H8ZM32 65H33V64H32ZM35 65H36V66H35ZM185 65H186V64H185ZM216 65H217V64H216ZM216 65H214V66L216 67ZM4 66H5V65H4ZM112 66H113V65H112ZM116 66H117V65H116ZM118 66H119V65H118ZM118 66H117V67H118ZM226 66H228V65H226ZM241 66H242V65H241ZM16 67H17V66H16ZM40 67H42V65H41ZM91 67H92V66H91ZM210 67H211V66H210ZM210 67H209V68H210ZM220 67H221V66H220ZM244 67H245V66H244ZM257 67H258V66H257ZM3 68H4V67H3ZM36 68H37V67H36ZM51 68H53V67H51ZM118 68H119V67H118ZM237 68H238V67H237ZM250 68H251V67H250ZM6 69H7V66H6ZM11 69H12V70H11ZM40 69H41V68H40ZM49 69H50V68H49ZM192 69H193V68H192ZM263 69H264V68H263ZM28 70H27V71H28ZM44 70H45V69H44ZM92 70H93V69H92ZM123 70H124V69H123ZM123 70H122V71L120 70V71L123 73ZM210 70H211V69H210ZM221 70H222V69H221ZM4 71H5V70H3V72H4ZM14 71H15V72H14ZM22 71H23V72H22ZM25 71H26V70H25ZM29 71H28V72H29ZM33 71H34V70H33ZM47 71H48V69H47ZM47 71H46V72H47ZM108 71H109V70H108ZM175 71H176V69H175ZM13 72H14V73H13ZM35 72H36V69H35L34 73H35ZM37 72H38V71H37ZM44 72H45V71H44ZM46 72H45V74H46ZM50 72H52V71H49V73L47 74L48 76H47V75L45 76L44 73L41 74V75H44V76H45V79H43L44 82H45L46 79H51V78H53L52 76H50ZM58 72H59V71H58ZM245 72H246V70H245ZM5 73H3V74H5ZM40 73H41V71H40ZM109 73H111V72H109ZM122 73L119 72V74H121V75H122ZM127 73H128V72H127ZM243 73H244V72H243ZM30 74H31V73H29V75H30ZM35 74H36V73H35ZM51 74H52V73H51ZM99 74H100V73H99ZM128 74H129V73H128ZM141 74H142V73H141ZM225 74H226V73H225ZM31 75H33V74H31ZM37 75H38V74H37ZM68 75H69V74H68ZM94 75H96V74H94ZM94 75H92V77H90V76H91L90 74H89L88 76L86 75V76H87L86 78H84L85 76L83 75V76H82V80H83V78H84V79H88V77H89V79H90V78H95V77H96V79H97L98 77H100V76H98V75H96L95 77H93ZM100 75H102V73H101ZM108 75H109V74L107 73V74L104 75V76H105L106 78H109ZM110 75H111V74H110ZM125 75H126V74H125ZM236 75H237V74H236ZM9 76H10V79L13 80V82H14V80H15V82L20 81L19 83H22L23 85H22V84H18V83H13L12 81H10L9 78H7V77H9ZM16 76H17V77H16ZM19 76H20V77H19ZM54 76H55V74H54ZM104 76L102 75L103 78L101 77L102 79H101V78H99V79L103 80V79H104ZM113 76H114V75H113ZM116 76H117V78H118V74H116ZM123 76H124V74L122 75V77H123ZM127 76H129V75H127ZM127 76H126V77H127ZM231 76H232V75H231ZM11 77H12V78H11ZM21 77H22L23 79H24V78H25V79L23 80ZM30 77H32L31 79H33L32 82L35 81L33 84H35V83L38 81V80H37V81L35 80V78H36L37 76H30ZM33 77H35V78H33ZM55 77H56V76H55ZM55 77H54V78H55ZM73 77H74V76H73ZM73 77H72V78H73ZM124 77H125V76H124ZM126 77H125V79H127ZM185 77H186V76H185ZM1 78H2V77H1ZM20 78L22 79V81L20 80ZM40 78H41V77H40ZM112 78H113V77H112ZM120 78H121V77H120ZM238 78H239V77H238ZM31 79H29V81H31ZM36 79H38V78H36ZM60 79H62V78H60V77L57 78L59 84H61V87H62L63 85H62L61 81H59ZM79 79H80V78H79ZM89 79L87 80L88 82H85V81L83 82V81L80 79L81 82H82V86L84 85L83 83H89V82H91V84L89 83L90 85H89V84H85L86 86H87V85L91 86V85H92V82L94 83V82L99 81L98 79H97V81H96L95 79H93V81H90ZM125 79H124V80H125ZM128 79H129V78H128ZM132 79H133V78H132ZM261 79H262V78H261ZM261 79H260V80H261ZM51 80H52V79H51ZM57 80H56V81H57ZM63 80H64V79H63ZM63 80H62V81H63ZM91 80H92V79H91ZM107 80H108V79H107ZM111 80H112V79H111ZM121 80H123V78H122ZM134 80H135V79H134ZM245 80H246V79H245ZM255 80H256V79H255ZM257 80H258V78H257ZM0 81H1V80H0ZM53 81H55V80H53ZM64 81H65V80H64ZM66 81H69V80H66ZM74 81H75V78H74L73 82H74ZM77 81H78V80H76V82H77ZM114 81H115V80H114ZM118 81H119V80H118ZM125 81L127 82L128 80H125ZM125 81H124V83H125L126 85L123 84V85L125 86L124 88H127V90H129V92H130V90H131V92H130L129 95L127 96L126 94H128V91H126V90L124 89V90L127 92V93H126V92L121 88L126 94H124V96H121L122 93L120 94V93H119L120 91H119V92H118L119 96H117L118 99L116 98L118 101H119V97H120V98H121V97H124V98H125V95H126V97H129V98H130V96H132L133 94H134V96H136V94H137V92L135 93V90H134V92H133V89H134L135 87H134V85H132V84H133L134 82H132V84H130L131 82H129V85H128V82L126 83ZM144 81H145V80H144ZM183 81H184V80H183ZM250 81H251V79H250ZM5 82H4V83H5ZM10 82H11V84H12V83H13V84L10 85ZM44 82H42V83H44ZM48 82H49V80L46 81L45 83H47V85H48ZM58 82H57V86H56V88L54 87L55 89H57L58 86H59V85H58ZM141 82H142V81H141ZM150 82H151V81H150ZM163 82H164V81H163ZM245 82H246V81H245ZM39 83H41V82H39ZM39 83H36L35 85H36V86H40V85H37V84H39ZM78 83H79V81H78ZM101 83H102V82H101ZM101 83H100V85L102 86L103 84H101ZM110 83H111V82H110ZM153 83H154V81H153ZM153 83H152V85H153ZM0 84H2V83H0ZM17 84H18L19 86H18ZM138 84H139V83H138ZM138 84H136V85H138ZM148 84H150V83H148ZM169 84H171V83H169ZM5 85H6V84H5ZM5 85H4V87H5ZM16 85H17L18 87H20V85H22L23 87L21 86V88H20V90H19V89L16 87ZM24 85H25V86H24ZM65 85H66V84H65ZM130 85H131V86H130ZM136 85H135V86H136ZM150 85H151V84H150ZM165 85H166V84H165ZM165 85L163 86V90H164L165 88H169L171 85L173 86L174 84H171V85H169L168 87H167L168 84H167L166 86H165ZM178 85H179V84H178ZM190 85H192V84H190ZM215 85H216V84H215ZM0 86H1V85H0ZM2 86H3V85H2ZM2 86H1V87H2ZM44 86L46 87L45 84H44ZM44 86H43V87H44ZM49 86H50V83H49ZM53 86H55V84H53ZM67 86H68L67 88H69V84H67ZM92 86H93V85H92ZM128 86H130V87H134V88H131V89H130V87H128ZM139 86L142 87L141 84H139ZM158 86H159V85H158ZM4 87H3V88H4ZM80 87H81V84H80ZM95 87H96V85H95ZM115 87H117V86H115ZM119 87H120V86H119ZM121 87H122V86H121ZM137 87H138V86H137ZM147 87H148V86L145 84V88H147ZM152 87H153V86H152ZM164 87H165V88H164ZM175 87H176V86H175ZM187 87H188V86H187ZM187 87L184 86V88H183V89H185L186 92H187V93L184 94V96L190 98L189 93H191V95H192V93H193L192 91H195L197 87L194 88V89H192V90H190L189 93H188V91H189L190 87H189L188 89H186ZM5 88H7V87H5ZM9 88H7L8 91H9ZM16 88H17L18 90H17V91H14V90H16ZM40 88H41V87H40ZM47 88H48V86H47ZM54 88H53V89L50 88V89H51V90H55ZM59 88H60V87H59ZM59 88H58V89H59ZM70 88H71V90L74 89V87H73V89H72L71 86H70ZM70 88H69V90H70ZM128 88H129V89H128ZM160 88H162V85H161ZM172 88H174V87H172ZM176 88L178 89L179 87H176ZM176 88H175V89H176ZM191 88H192V87H191ZM42 89H43V88H42ZM50 89H49V90H50ZM62 89H63V88H62ZM98 89H99V88H98ZM103 89H104V88H103ZM111 89H112V88H111ZM121 89H120V90H121ZM139 89H140V87H139ZM148 89H149V87H148ZM148 89H147V91H150V89H149V90H148ZM170 89H171V87H170ZM181 89H182V88H181V85H180V90L178 91L177 94L180 95V93H181ZM183 89H182V90H183ZM10 90H11V89H10ZM101 90H102V89H101ZM117 90H118V89H117ZM154 90H157V89H154ZM154 90L152 89V91H154ZM160 90H161V89H160ZM160 90H159V92H160ZM166 90H167V89H166ZM168 90H169V89H168ZM26 91H25V92H26ZM43 91H45L46 94H45L44 92H43L44 94H39V92H38L37 95H33V96H35L36 99H37V101H36V100L33 98V100H35V102H36V106L38 107V109H39V108L41 109V105H43V104H44L45 106H47V105L45 104V103H47V102L43 103L46 99H49V98H50V99L52 100V98L55 97V95H54L53 92H55V93H57V92L59 93V92H60V94H62V95L65 93L64 91H63V93H62V90H61V91H60V90H59V91L55 90V91H50V92H49V94H50V93H51V94L53 93V96H52L51 94H50V95H51V96H50L46 90H43ZM56 91H57V92H56ZM87 91H88V90H87ZM142 91H143V88L139 90L138 94L141 95L140 92H142ZM173 91H174V93H173ZM175 91H177V90H173V89H172V90L169 91V92H172L171 95L174 94V96H175V93H176ZM206 91H208V90H206ZM206 91H204V90H203V91H202V90H201V91H200V90H199V91L196 90L197 93L200 92V93H199L200 96L202 95V94H201L202 92L204 93V92H206ZM210 91L215 92V93L218 92V91L216 92V90L213 91V90L210 89L206 94L208 95ZM220 91L222 92V90H220ZM220 91H219V93H220ZM11 92H12V90L10 91V93H11ZM19 92H17V93H19ZM21 92H22V90H21ZM21 92H20V93H21ZM116 92H117V91H116ZM169 92H167V93H169ZM179 92H180V93H179ZM182 92H184V91H182ZM196 92H195V93H196ZM212 92H211L209 95H211V94L213 95ZM223 92H224V91H223ZM225 92H226V91H225ZM257 92H258L259 95L261 96L262 91H260V92H259V90H258V91H255V93H257ZM6 93H8V92H6ZM10 93H9V95H10ZM22 93H23V92H22ZM22 93H21V94H22ZM41 93H42V91H41ZM69 93H70V92L66 91V94L64 95L65 97L63 96L64 98H67V99L65 100L66 103H67V100H70V99H68V97H69V96H73V95H69ZM88 93H89V91H88ZM88 93H87V95H88ZM142 93H143V92H142ZM144 93H145V92H144ZM144 93H143V94H144ZM150 93H151V92H150ZM152 93H153V92H152ZM167 93H166V94H167ZM215 93H214V94H215ZM219 93H218V94H219ZM235 93H236V91H235ZM237 93H238V92H237ZM237 93H236V94H237ZM240 93H241V92H240ZM240 93H239V97H240L241 94H242V93H241V94H240ZM255 93H254V94H255ZM32 94H35V92L32 93ZM32 94H31V95H32ZM67 94H68L69 96H68ZM70 94H71V93H70ZM72 94H73V93H72ZM116 94H117V93H116ZM138 94H137L136 97H133V96H132L133 98H136V99H134V101L132 100V98H130V100L132 101V102H130V105H131L133 102H134V103L136 102L137 97H138ZM143 94H142L141 96H140V95H139V96L142 98ZM156 94H157V92H156ZM156 94H154V95H156ZM158 94L161 96L162 93L160 92V93H158ZM169 94H170V93H169ZM169 94H168V95H169ZM177 94H176V95H177ZM187 94H188V96H187ZM218 94H217V96H219ZM220 94H221V93H220ZM224 94H226V93H223V95H224ZM246 94H247V92H246L245 94L243 93L244 96H245ZM7 95H8V94H6V96H7ZM9 95H8V97H9ZM24 95H25V94H24ZM31 95H30V96H31ZM48 95H49V98L47 97ZM78 95H79V94H78ZM101 95H102V94H101ZM101 95H99V96H101ZM144 95H145V94H144ZM168 95H166V96H168ZM179 95H178V96H179ZM181 95H182V93H181ZM197 95H198V94H197ZM197 95H196V96H193V95L191 96V97H193L194 99H196V100H194L193 102L197 101L198 99H201V97L204 99V98H205L204 96H206L205 93H204L203 96L198 97V99H197ZM221 95H222V94H221ZM228 95H229V94H228ZM257 95H258V94H257ZM257 95H256V96H257ZM262 95H264V94H262ZM14 96H15V95H14ZM14 96H13V98H14ZM33 96H32V97H33ZM56 96H59V94L56 95ZM145 96H147V95H145ZM145 96H143V97H145ZM149 96H153V95H150V94H149ZM174 96H173V97H174ZM198 96H199V95H198ZM225 96H226V95H225ZM225 96H224V99L227 100L228 98L225 97ZM230 96H235V94L232 92V95H230ZM236 96H238V94H237ZM251 96H252V95H251ZM260 96H259V98H260ZM10 97H11V96H10ZM21 97H22V96H21ZM51 97H52V98H51ZM73 97H75V96H73ZM115 97H116V96H115ZM115 97H114V98H115ZM140 97H139V98H140ZM173 97H171V98H173ZM195 97H196V98H195ZM206 97L208 98V96H206ZM210 97H212V96H210ZM215 97H216V96H215ZM215 97H212L213 99L211 98L212 101H214V100H219V99H217L218 97H217L216 99H214ZM219 97H220V96H219ZM241 97H243V96H241ZM247 97H248V95H247ZM252 97H254V96H252ZM257 97H258V96H257ZM257 97H256V98H257ZM6 98H7V97H6ZM69 98H71V97H69ZM84 98H85V97H84ZM92 98H93V97H92ZM129 98H128V99H129ZM141 98H140V101H142V99H143V98H142V99H141ZM146 98H148V96H147ZM174 98H176V96H175ZM178 98H179V97H178ZM178 98H176V100H177ZM180 98H181V96H180ZM180 98H179V101L181 100ZM234 98H235V97H234ZM249 98H250V97H249ZM263 98H264V96H263ZM7 99H8V98H7ZM23 99H24V98H23ZM50 99L47 100V101H50ZM55 99L58 100V104L60 103V101H63V100H59L60 98H55ZM116 99H115V101H114V99L112 100L113 103L116 102L115 104H113L114 107H115V105H118L119 103H120L119 105H121V104L123 105V104H124V103H121V101L117 103V100H116ZM128 99H123L124 102L127 103L126 106H125V104H124V106H125L124 108H126V107L128 108L129 103L126 102V100L128 101ZM144 99H145V98H144ZM144 99H143V100H144ZM150 99H151V98H150ZM190 99H191V98H190ZM209 99H210V98H209ZM209 99H207V100H209ZM211 99H210V100H211ZM222 99H223V98H222ZM222 99H221V97H220V101H221ZM231 99H232V98H231ZM235 99L237 100L238 97H236ZM239 99H240V101L237 100V101H239V102H236V105L239 104V103H242V102H241V98H239ZM20 100H21V99H20ZM83 100H84V99H83ZM120 100H122V99H120ZM145 100H147V99H145ZM145 100H144V101H145ZM154 100H155V99H154ZM229 100H230V98H229ZM242 100H243V102L246 103L245 100H247V99L244 98V99H242ZM257 100H258V99H257ZM52 101H53V102H48L49 104L52 103V104H50V106H49V105L47 106L49 112L47 111L48 113H46V114H48V115H49L50 111L52 110V107H54V104L57 103V101L54 103V101H55L54 99H53ZM65 101H64V102H65ZM75 101H76V100H75ZM140 101L138 102V100H137V102H138L139 104L142 105L143 102L140 103ZM152 101H153V100H152ZM188 101H189V100H188ZM199 101H200V100H199ZM205 101H206V100H205ZM220 101H218V103H219ZM222 101H224V100H222ZM232 101H233V102H232ZM247 101H248V100H247ZM18 102H19V101H18ZM68 102H70V101H68ZM122 102H123V101H122ZM137 102H136V105H137ZM145 102H146V101H145ZM145 102H144V104H145ZM180 102H181V101H180ZM183 102H186V101H183ZM183 102H181V105H183V104H182ZM191 102H192V101H191ZM191 102H188V104H190ZM202 102H203V100L200 102V104H201ZM215 102H216V101H215ZM258 102H259V101H258ZM261 102H262V101H261ZM263 102H264V101H263ZM11 103H12V102H11ZM13 103H14V102H13ZM72 103H73V101H72ZM72 103H71V104H72ZM75 103H76V102H75ZM77 103H78V102H77ZM86 103H87V102H86ZM134 103H133V104H134ZM146 103H147V102H146ZM149 103H151V101H149ZM149 103H148V104H149ZM211 103H212V102H211ZM211 103H210V104H211ZM231 103H234V100H231ZM245 103H244V104H245ZM248 103H253V102L250 101V102H248ZM256 103H257V102H256ZM25 104H26V103H25ZM61 104H62V103H61ZM63 104H64V103H63ZM133 104H132V105H133ZM144 104L142 105V107H141V106H140V107H136L135 110H136L137 112H138V109L142 110L141 108H144V106L146 105V104H145V105H144ZM188 104H187V105H188ZM192 104H193V103H191V105H192ZM195 104H196V103H195ZM223 104H224V103H222V105H221V103H219L218 105L223 106ZM229 104H230V101H229ZM262 104H263V103H262ZM34 105H35V103H34ZM52 105H53V106H52ZM66 105H67V104H66ZM119 105H118V106H119ZM130 105H129V106H130ZM134 105H135V104H134ZM134 105H133V106H134ZM136 105H135V106H136ZM150 105H151V104H150ZM159 105H161V104H159ZM187 105H186V106H187ZM197 105H198V104H197ZM214 105H216V104H214ZM224 105H225V104H224ZM226 105H227V104H226ZM232 105H233V104H232ZM240 105H241V104H240ZM240 105H239V108H238V106H237L236 108H238V109L241 110ZM257 105H258V104H257ZM257 105H256V108H257V110L259 109L258 111L260 112V108H258ZM260 105H261V104H260ZM22 106H23V105H22ZM36 106H35V107H36ZM60 106H61V105H60ZM63 106H65V105H63ZM100 106H101V105H100ZM104 106H105V105H104ZM107 106H108V105H107ZM109 106L111 107V104H109ZM133 106H131V107H133ZM137 106H138V105H137ZM151 106H152V105H151ZM153 106H154V105H153ZM157 106H158V105H157ZM184 106H185V105H184ZM189 106H190V105H189ZM193 106H194V104H193ZM221 106H220V108H221ZM233 106H234V105H233ZM250 106H252V105H250ZM262 106H263V105H262ZM262 106H261V107H262ZM0 107H1V106H0ZM17 107H18V106H17ZM26 107L29 108L28 105H27ZM26 107L24 106V107H22V108L24 109V108H26ZM30 107L33 108L34 106L31 105ZM55 107H57V104L55 105ZM58 107H59V106H58ZM72 107H73V106H72ZM79 107H80V106H79ZM86 107H87V106H86ZM92 107H93V106H92ZM92 107H91V108H92ZM116 107H117V106H116ZM119 107H120V106H119ZM122 107H123V106H122ZM122 107H120V108H122ZM131 107H130V108H131ZM180 107H181V106H180ZM198 107H199V106H198ZM198 107H197V108H198ZM205 107H206V106H205ZM216 107H217V106H215V107L212 106L213 109L216 108ZM218 107H219V106H218ZM218 107H217V108H218ZM228 107H229V106H228ZM243 107H244V105L242 104V108H243ZM259 107H260V106H259ZM263 107H264V106H263ZM263 107H262V108H263ZM6 108H7V107H6ZM13 108L15 109V107H13ZM22 108H21V110H22ZM47 108L45 109V111L47 110ZM64 108H67V107H64ZM77 108H78V107H77ZM120 108H119V109H120ZM130 108H128V109H129L128 114L124 112L125 110L127 111V109H123L124 111L120 109V111L123 112L122 116H120L121 114H119V116H117L118 114L113 113V114H114V117H115V120H116L117 117H119V119H121L122 117H125V118H122V120L124 119L123 122H126L125 119H127V118L130 117V116H131V118H132V115L135 113V111H134V108H133V109H132L133 112H132V111L130 110ZM137 108H138V109H137ZM145 108H146V107H145ZM147 108H149V107H147ZM154 108H155V107H154ZM161 108H162V107H161ZM174 108H175V107H174ZM174 108H173V109H174ZM183 108H186V107H183ZM200 108H201V111L205 109V108H203V107H201V106H200ZM206 108H208V106H207ZM209 108H210V106H209ZM209 108H208V109H209ZM212 108L210 109V111L212 110ZM232 108H233V107H231L229 110H231ZM249 108H250V107H247V109H248L247 111H249V112L252 111V107H251V110H250ZM256 108H255V109H256ZM262 108H261V109H262ZM0 109H1V108H0ZM16 109H17V108H16ZM16 109H15V110H16ZM29 109H30V108H29ZM29 109H28V110H29ZM36 109H37V108H36ZM50 109H51V110H50ZM54 109H55V108H54ZM101 109H102V108H101ZM149 109H152V108H149ZM149 109H148L147 111H150ZM173 109H172V111H173ZM178 109H179V107H178ZM218 109H219V108H218ZM222 109H223V108H222ZM225 109H226V106H225ZM225 109H224V111H225ZM233 109H235V108H233ZM244 109H245V108H244ZM8 110H9V109H8ZM11 110H12V109H11ZM32 110H34V109H32ZM57 110H58V108H57ZM86 110H87V109H86ZM86 110H84V111H86ZM99 110H100V109H99ZM140 110H139V112H138L139 114H140V112H141ZM157 110H159V109H157ZM157 110H156V111H157ZM164 110H165V109H164ZM175 110H176V109H175ZM186 110H187V109H186ZM188 110H189V108H188ZM191 110H192V109H191ZM195 110H197V109H195ZM199 110H200V109H199ZM219 110H220V109H219ZM240 110H239V111H240ZM2 111H5V109L2 110ZM2 111H1V112H2ZM12 111H14V110H12ZM12 111H11V112H12ZM26 111H27V110H26ZM29 111H30V110H29ZM45 111H44V112L42 111V113L40 112V113L42 114V116L44 115ZM53 111H54V110H52L50 114H52ZM96 111H98V109H97ZM102 111H103V110H102ZM110 111H111V110H110ZM117 111H118V110H117ZM130 111H131L133 114H131ZM142 111H144V110H142ZM161 111H163V109H162ZM166 111H167V110H166ZM168 111H169V110H168ZM181 111H182V110H180V112H181ZM197 111H198V110H197ZM205 111H207V109H206ZM208 111H209V110H208ZM208 111H207V112H208ZM210 111H209L208 113L211 114L212 112H210ZM217 111H218V110H217ZM243 111H244V110H243ZM243 111H242V112H243ZM263 111H264V109H263ZM7 112H9V111H7ZM15 112H16V111H15ZM19 112H20V111H19ZM54 112H55V111H54ZM92 112H93V111H92ZM94 112H95V111H94ZM111 112H113V111H111ZM118 112H119V111H118ZM118 112H117V113H118ZM137 112H136V113H137ZM145 112H146V111H145ZM145 112H144V114H145ZM194 112H195V111H194ZM203 112H204V111H203ZM215 112H216V111H215ZM221 112H222V111H221ZM226 112L230 113V112L228 111V109L226 110ZM226 112H225V114H226ZM231 112H232V111H231ZM233 112H234V111H233ZM249 112H248V113H249ZM259 112H257L258 115L261 114V113H259ZM5 113H6V111H5ZM13 113H14V112H13ZM13 113H8V114H11V115H12ZM28 113H29V112H28ZM34 113H35V112H34ZM37 113H39V112H37ZM77 113H79V112H77ZM77 113H76V114H77ZM82 113H83V112H82ZM89 113H91V112L88 111L87 115H88ZM129 113H130V116H129ZM136 113H135V114H136ZM147 113H148V112H147ZM147 113H146V114H147ZM152 113H153V112H152ZM155 113H156V112H155ZM175 113H177V112H175ZM190 113H191V112H190ZM192 113H193V111H192ZM195 113H196V112H195ZM200 113H201V112H200ZM200 113H199V114H200ZM213 113H214V112H213ZM218 113H219V112H218ZM223 113H224V112H223ZM245 113H246V112H245ZM253 113H254V112H253ZM16 114H18V113H16ZM16 114L14 113V115H16ZM26 114H27V113H26ZM31 114H33V113H31ZM31 114H30V115H31ZM55 114H57V113H55ZM98 114H99V113H98ZM110 114H111V113H110ZM124 114H125V115H124ZM126 114L128 115V117H127ZM139 114H136V115L138 116ZM150 114H151V112H150ZM150 114L148 115L149 117H150ZM153 114H154V113H153ZM156 114H157V113H156ZM162 114H163V113H162ZM171 114H172V113H171ZM183 114H184V113H183ZM210 114H209V115H210ZM235 114H236V113H235ZM238 114H239V112H238ZM250 114H252V113L250 112ZM14 115H13V116H14ZM48 115H46V116L44 115V116H45V121L51 122L50 120H52L53 125H54V120L52 119V118H53V117H52L53 114H52V116H51L52 118H51V117H48ZM57 115H58V114H57ZM106 115H107V114H105V116H106ZM115 115H116L117 117H116ZM123 115H124V116H123ZM141 115H142V114H141ZM158 115H159V114H158ZM167 115H168V114H167ZM179 115L182 116L180 113H179ZM191 115H192V114H191ZM193 115H195V114H193ZM202 115H204V114H202ZM206 115H207V114H206ZM215 115H216V113H215ZM226 115H227V114H226ZM228 115H231V114H228ZM228 115H227V117H228ZM243 115H245V114L243 113ZM252 115L254 116V114H252ZM256 115H257V114H255V116H256ZM258 115H257V116H258ZM2 116H3V115L0 114V117H2ZM16 116H17V115H16ZM22 116H23V115H22ZM22 116H20V117H22ZM60 116H61V115H60ZM89 116H90V115H89ZM102 116H103V115H102ZM143 116L147 119V116H145V115H143ZM143 116H141V117H143ZM152 116H153V115H152ZM163 116H164V114H163ZM177 116H178V115H177ZM177 116H176V117H177ZM183 116H184V115H183ZM183 116H182V117H183ZM195 116L197 117V115H195ZM216 116H217V115H216ZM216 116H215V117H216ZM218 116H219V115H218ZM218 116H217V117H218ZM257 116H256V117H257ZM261 116H263V115H259L258 117L260 118ZM20 117H19V118H20ZM24 117H25V116H23V118H24ZM36 117H39V115L37 114ZM40 117H41V115H40ZM46 117H47V118H46ZM54 117H55V115H54ZM66 117H67V116H66ZM83 117H84V116H83ZM83 117H82V118H83ZM120 117H121V118H120ZM126 117H127V118H126ZM139 117H140V116H139ZM141 117H140V119H141ZM158 117H159V116H157V119L159 120ZM164 117H165V116H164ZM187 117H188V116H187ZM189 117H190V116H189ZM217 117H216V118H217ZM223 117H224V116H223ZM225 117H226V116H225ZM235 117H236V115H235ZM249 117H250V116H249ZM258 117H257L256 119H258ZM28 118H29V117H28ZM28 118H26V120H24V122H22V120H21V121H20V120H17V119L15 120V117L12 119L11 116H9V117L4 116V117L0 118V159H1L2 156H3L2 158H6V157H4V156H7V158L4 159V161H5L4 163L7 162L6 164L9 163V165H10V164L13 165L14 163H20V162H21V163H24V161H26V160H23V159L26 158V157L23 156V154L25 153V152H23V151L25 150L24 147H23V145H25V143H28L26 140L30 139V140H28V141L30 142V141L33 140V138L35 137L34 141H36L37 139L39 140V138L41 137V136H39V134L36 132V134H38V135H36V136H39V138L36 139V136L33 135V134L35 133V131H37V129H36L37 127L35 128V126H37V123H38V122L40 123V121H42V119H41L40 121H38L39 118L36 119L37 121L34 120L35 122H37V123L35 124V122H34V123H30L29 121H27ZM48 118H49V119H48ZM50 118H51V119H50ZM84 118L86 119V117H84ZM90 118H91V117H90ZM100 118H101V117H100ZM136 118H137V117H136ZM136 118H135V119H136ZM160 118H161V117H160ZM167 118H168V117H167ZM171 118H173V117L171 116ZM178 118H179V117H177V119H178ZM199 118H201V117H199ZM210 118H211V116H210ZM210 118H207V119H210ZM212 118H213V117H212ZM221 118H222V117H221ZM246 118H247V117H246ZM263 118H264V116L261 117V119H263ZM20 119H21V118H20ZM43 119H44V117H43ZM57 119H58V118H57ZM60 119H61V118H60ZM72 119H73V118H72ZM106 119H107V116H106ZM140 119H138V120H140ZM148 119H150V118H148ZM154 119H155V117H154ZM154 119H153V125H154V123H155V122H154ZM168 119H169V118H168ZM189 119H190V118H189ZM202 119H203V118H202ZM204 119H205V118H204ZM218 119H219V118H218ZM218 119H217V120H218ZM223 119H224V118H223ZM240 119H241V118H240ZM243 119H244V118H243ZM28 120H29V119H28ZM62 120H63V119H62ZM66 120H68V119H66ZM80 120H81V119H80ZM108 120H109V118H108ZM113 120H114V119H113ZM113 120H112V121H113ZM117 120H118V119H117ZM122 120H120V122H122ZM138 120H137V121H138ZM143 120H144V119H143ZM143 120L141 119L140 122H142ZM179 120H180V119H179ZM184 120H185V119H184ZM191 120H192V119H191ZM212 120H215V119H212ZM219 120H220V119H219ZM230 120L233 122L232 119H230ZM238 120H239V119H238ZM244 120H245V119H244ZM258 120H259V119H258ZM11 121H12V122H11ZM25 121H26V122H25ZM45 121H44V122H45ZM56 121H58V120H56ZM59 121H61V120H59ZM69 121H70V120H69ZM133 121H134V117H133L132 122H133ZM144 121H145V120H144ZM144 121H143V122H144ZM148 121H149V120H148ZM151 121H152V120H151ZM155 121H156V120H155ZM192 121H193V120H192ZM192 121H191V122H192ZM194 121H195V120H194ZM200 121H201V120H200ZM249 121H250V119H249ZM251 121H252V120H251ZM255 121H256V120H255ZM259 121H260V120H259ZM82 122H83V121H82ZM84 122H86V121H84ZM88 122H89V121H88ZM97 122H98V121H97ZM138 122H139V121H138ZM140 122H139V123H140ZM143 122H142V123H143ZM160 122H161V120H160ZM176 122H177V121H176ZM188 122H189V121H188ZM195 122H197V121H195ZM202 122H203V121H202ZM206 122L208 123V122H210V121H209V120H206ZM215 122H217V121H216V120H215L214 122L211 121V123H215ZM220 122H221V120H220ZM223 122H225V121H223ZM226 122H227V121H226ZM232 122H231V124L234 123V122H233V123H232ZM252 122H254V121H252ZM252 122H249L248 124L251 123L252 126L256 124V122H254L255 124H253ZM45 123H46V122H45ZM58 123H61V122H58ZM68 123H69V122H68ZM75 123H78L77 120H76ZM94 123H96V122H94ZM105 123H106V121H105ZM116 123H117V122H116ZM127 123H129V122H127ZM146 123H147V122H146ZM146 123H144L145 125H144V124L142 125V129H143L144 126L148 125V123H147V124H146ZM158 123H159V122H158ZM174 123H175V122H174ZM181 123H182V122H181ZM189 123H190V122H189ZM203 123H205V122H203ZM207 123H205V124H207ZM236 123H238V122L236 121ZM258 123H259V122H258ZM258 123H257V125H258ZM263 123H264V121H263ZM49 124H50V123H49ZM112 124H113V125L115 124L114 121L112 122ZM117 124H119V123H117ZM117 124H116V126H118ZM133 124H134V122H133ZM135 124H136V123H135ZM163 124H164V123H163ZM175 124H176V123H175ZM190 124H191V123H190ZM195 124H196V123H195ZM208 124H210V123H208ZM218 124H219V123H218ZM223 124H225V123H223ZM223 124H222V125H223ZM227 124H229V123H227ZM245 124H246V123H245ZM251 124H250V125H251ZM28 125H30V126H28ZM44 125H45V124H43V126H44ZM53 125H52V126H53ZM67 125H68V124H67ZM86 125H87V124H86ZM94 125H96V124H94ZM94 125H93V126H94ZM97 125H98V124H97ZM97 125H96L95 128H98ZM110 125H111V124H110ZM113 125H111L110 127L113 128V129H115V128H114L115 125H114V127H113ZM153 125H152V126H153ZM210 125H211V124H210ZM214 125L217 126L216 123H215ZM214 125L212 126L213 129L218 128V127L215 128ZM220 125H221V124H220ZM222 125H221V126H222ZM229 125H230V124H229ZM24 126H27L29 129H28L27 131H25V130H26V129H25L26 127L23 128ZM47 126H48V125H47ZM80 126H81V125H80ZM98 126H100V125H98ZM107 126H108V125H107ZM131 126H132V125H131ZM162 126H163V125H162ZM177 126H178V125H177ZM188 126H189V124H188ZM197 126H200V125L198 124ZM202 126H203V128H200V129H204V127L206 128V126H204V124L201 125V127H202ZM218 126H219V125H218ZM230 126H231V125H230ZM236 126H238V124H237ZM260 126H262V128L264 127V125H260ZM62 127H63V126H62ZM100 127H101V126H100ZM100 127H99V128H100ZM133 127H134V125H133ZM140 127H141V126H139V128H140ZM147 127H149V125H148ZM154 127H155V126H154ZM219 127H220V126H219ZM224 127H225V126H224ZM224 127H222V128H224ZM239 127H240V126H239ZM257 127H258V126H257ZM22 128L24 129V131H23ZM39 128H41V127H40V124H39ZM52 128H53V127H52ZM59 128H60V127H59ZM75 128H77V127H75ZM78 128H79V127H78ZM101 128L104 129V131H106L105 128H104V126L101 127ZM145 128H146V127H145ZM145 128H144V129H145ZM155 128H156V127H155ZM187 128H188V127H187ZM187 128H186V130H188ZM198 128H199V127H198ZM207 128H209V130H211L210 127H207ZM225 128H226V127H225ZM225 128H224V129H225ZM228 128H229V127H228ZM228 128H227V129H228ZM247 128H248V127H247ZM250 128H251V127H250ZM252 128H254V126H253ZM259 128H260V127H259ZM35 129H36V130H35ZM54 129H55V128H54ZM56 129H57V128H56ZM56 129H55V132H56ZM61 129L64 131V128H61ZM90 129H91V128H90ZM93 129H94V128H93ZM140 129H141V128H140ZM146 129H147V128H146ZM157 129H158V128H157ZM174 129H175V128H174ZM176 129H179V132H180V129H182V128H176ZM218 129H219L218 133H217L216 130H215V131L211 130V132H210V131H209V132L212 133V134H213V132H216L215 134H216V136H218L217 134H219V132L221 131L220 128H218ZM224 129H222V130H224ZM34 130H35V131H34ZM40 130H41V129H40ZM58 130H59V129H58ZM62 130H60V131H62ZM69 130H70V129H69ZM77 130H78V129H77ZM121 130H122V129H121ZM147 130H148V129H147ZM150 130H151V129H150ZM189 130H191V129H189ZM189 130H188V131H189ZM193 130H194V129H193ZM206 130H207V129H206ZM206 130H205V131H206ZM238 130H239V129H238ZM238 130H237V131H238ZM243 130H244V129H243ZM260 130H261V129H260ZM260 130H259V131H260ZM42 131L44 132L43 129H42ZM60 131H58V132H60ZM63 131H62V133H63ZM94 131H96V132L93 134L91 131H90V132H91V133H90V132H88V130H87V131H86V134H88V133L91 134V135L93 134L92 136H94V138H96L97 135L95 136V134H96L97 132H98V136H99V134L101 135V132H99L98 129H96V130H94ZM94 131H93V132H94ZM125 131H126V130H125ZM148 131H149V130H148ZM174 131H175V130H174ZM203 131H204V130H203ZM212 131H213V132H212ZM227 131H228V130H227ZM230 131H231V130H229V132H230ZM246 131H247V130H246ZM249 131H250V130H249ZM254 131H255V130H254ZM87 132H88V133H87ZM197 132H198V131H197ZM225 132H226V130H225ZM225 132H224V134H225ZM232 132H233V131H232ZM235 132H236V131H235ZM235 132H233V135H234ZM239 132H240V131H239ZM250 132H251V131H250ZM62 133L60 132V134H62ZM64 133H65V132H64ZM70 133H71V132H69V134H70ZM81 133H82V132H81ZM83 133H84V131H83ZM83 133H82V134H83ZM119 133L122 135L121 132H119ZM166 133H167V132H166ZM201 133H202V132H201ZM206 133H207V132H206ZM240 133H241V132H240ZM240 133H238V134H240ZM246 133H247V132H246ZM256 133H257V132H256ZM263 133H264V132H263ZM263 133H262V134H263ZM42 134H43V133H42ZM48 134H49V133H48ZM54 134H55V133H54ZM58 134H59V133H58ZM58 134H57V132H56V135H54V136H56V137H55V139H52V142H50L51 144H50L49 141H48L49 145L46 146L45 148H43L44 150L42 149V150H43V153H45V154H43V153H42V150H40L41 153H42L43 155L46 156V157L44 156L46 159H44V157H43V160H45L44 163H41V161H40L41 159H39L40 156L38 155V159H39V160H37V161H38V162L40 161V162H39L40 164H38L37 166L33 167L34 164H35V163H38V162L35 161V159L31 157V159H33V160L35 161V163H32V162H31L32 160L29 159V161H28V162H30L29 164H30V165L32 164L33 166H31V168H29L30 165H27V166H26V168L28 167L29 169H26V171L28 170V172H27L25 175H23V176L20 175V177L17 178L18 175H17V174H16L17 176L14 175L13 170H12V171L10 170V169L13 168L12 166L9 167V165H8V166H7L8 168L5 166L6 164H5V165L2 164V168H1V166H0V168L2 169V172L5 170L4 167H6L7 169L10 170V171L7 170V172H10V173H9L10 176H11V174L13 173L12 175H13L14 177H16V178L14 179V177L11 176L12 179H13V180H12L13 183H12V181H10V182L8 181L9 184L11 183V184H13V185H16V187H15V191H16V192H8V191L11 189V188H9L8 186H7V188H9L8 191H7V188H3L4 186L7 185V182H4V180H3V179H4L3 176H1V177H2L1 179H2V181H3L4 183H6V185H5L3 182H1V180H0V183H1V184L3 183V185H4V186L0 185V198L3 197V200H1L2 203H0V243H1V241H3V242L5 241L4 243H8V242H9L8 244L10 245V242H11V244L15 245V244H18L19 241L21 242V239H22V238L24 239V236H26V235L29 233L30 230H33V229L39 230V229H44V228H46L45 226H42V222H44V219H45L46 217L43 219L41 214L38 215V217H36V218H34V219L30 217V212H34V211H35V210L32 211V209H30V207H31V206L34 207L35 205L38 206L37 203L31 202V201H33V199H34L33 197H37V196H38V193H40V192H41L40 194H43V192H47V193H48L47 195H45L46 193L44 194V195H45V197L43 196L44 199L41 198V199H42V202H41V203H43V202L45 203L46 201H44V200H48L50 197L52 198V196H53L52 194H54V193H56V192H58V191L64 193L65 190H64V191H61V190H63L62 185H60V183H59L58 181H57V183L55 182V180H58V179L53 180L54 177H56V176L53 177V175H52V173H51V170H48V166L51 164L50 166L53 167L54 164L52 165V163L54 162V160H55L56 158H59V160L61 159L62 163L64 164V162H65V163H66V168H68V169H64V170L66 171V179H67V181L70 180L69 177H70L71 175H69V166L71 165L70 168H72V165L74 166L75 163L80 162L79 159L82 157V156H81V153L83 152V150L81 151V148H82V149L84 148V147L81 146L80 144L84 143V142L86 141V139H87V138H84V139H83V137L81 136L80 138H81V140L83 139L84 142H82V141L79 142L80 144H78V145H79V146H78L77 144H74V143L72 142V141H75V138H73V140H72V136H71V138H70V137L68 136V133H65V134H67L66 137H68V138L70 139V141L72 140V141H71L72 143H71V142H66V144L63 143V144H65V145H61V143L63 142V139H62V141H61L60 136H59ZM73 134H74V133H73ZM76 134H77L76 136H77L78 139H79V136H78L79 133H76ZM86 134L84 133L83 135L85 136ZM147 134H148V133H147ZM192 134H193V133H192ZM195 134H196V132H195ZM204 134H205V133H204ZM207 134H208V133H207ZM220 134H222V131H221ZM224 134H223L222 136L219 135L221 139H222V137L224 136ZM226 134L229 135V133H226ZM226 134H225V135H226ZM235 134H237V133H235ZM249 134H250V133H249ZM27 135H28L29 138L26 137ZM32 135H33L34 137H33ZM45 135H46V133H45ZM45 135H44V137H45ZM70 135H71V134H70ZM74 135H75V134H74ZM106 135H107V134H106ZM106 135H105V136H106ZM121 135H120V136H121ZM123 135H125V134L123 133ZM243 135H244V134H243ZM247 135H248V134H247ZM250 135H251V134H250ZM254 135H255V133H254ZM31 136H32L33 138H32ZM87 136H88V135H86V137H87ZM89 136H90V135H89ZM92 136H90V137H92ZM98 136H97V137H98ZM105 136L102 135V136H101V139H102V137L104 138ZM108 136H109V135H108ZM108 136H106V138H107ZM184 136H185V135H184ZM186 136H187V135H186ZM192 136H193V135H192ZM30 137H31V138H30ZM44 137L42 136L43 140H42V138H40V139H41V142L43 141V144L45 145V143L47 142L48 138L46 137V141H45V140H44ZM62 137H63V135H62ZM99 137H100V136H99ZM110 137H111V136H110ZM115 137H116V135H115ZM118 137H119V135H118ZM149 137H150V136H149ZM149 137H148V139H150ZM151 137H152V136H151ZM153 137H154V136H153ZM163 137H164V136H163ZM174 137H175V136H174ZM199 137H200V136H199ZM214 137H215V136H214ZM230 137H231V133H230ZM230 137H229V139H230ZM233 137H234V138H233ZM233 137H232V138H233V140H234V139H235V136H233ZM243 137H244V136H243ZM24 138H26V140H24ZM27 138H28V139H27ZM92 138H93V137H92ZM92 138H90L88 141H90ZM111 138H112V137H111ZM140 138H141V137H140ZM196 138H197V137H196ZM224 138H227V137H224ZM224 138H223V139H224ZM236 138H237V135H236ZM240 138L242 139V137H240ZM2 139H3V140H2ZM58 139H59L61 142H59ZM65 139H66V138H65ZM101 139H100V138H99V139L97 138L98 141L100 140L99 143H98V141H97L98 144H100ZM118 139L120 140V138H118ZM123 139H124V138H123ZM152 139H153V138H152ZM197 139H198V138H197ZM209 139H210V138H209ZM238 139H239V137H238ZM243 139L246 140V138H243ZM243 139H242V141H243ZM22 140L25 141L24 144H23ZM93 140H94V139H93ZM93 140H91V141H93ZM106 140H107V139H106ZM108 140H110V139L108 138ZM124 140H125V139H124ZM150 140H151V139H150ZM153 140H154V139H153ZM177 140H178V139H177ZM191 140H192V139H191ZM198 140H199V139H198ZM217 140H218V139H217ZM217 140H216V141H217ZM226 140H228V138H227ZM230 140H231V139H230ZM34 141H31V142L33 143ZM44 141H45V143H44ZM64 141H65V140H64ZM78 141H80V139H79ZM78 141H77V139H76L75 142H78ZM102 141H103V139H102ZM112 141H113V139H112ZM154 141H155V140H154ZM156 141H157V140H156ZM174 141H175V140H174ZM174 141H173V139H172V142H174ZM193 141H194V140H193ZM240 141H241V140H240ZM260 141H261V140H260ZM260 141H259V142H260ZM263 141H264V140H262L261 143H259V144H258V142H257L256 144H254V145H256V147H255V146H254V147L257 148V149H259V145H260V144L262 145V144L264 143ZM31 142H30V143H31ZM41 142L37 141V142H35V143L39 146V145L41 144ZM93 142H94V144H96L95 141H93ZM175 142H176V141H175ZM183 142H184V141H182V143H183ZM185 142H187V141H185ZM201 142H202V140H201ZM212 142H213V140H212ZM217 142L220 143L219 140H218ZM234 142H235V141H234ZM237 142H238V141H237ZM32 143H31V144H32ZM35 143L32 144V147L35 146ZM38 143H40V144H38ZM91 143H92V142H91ZM101 143H102V142H101ZM143 143H144V142H143ZM166 143H168V142H166ZM187 143H189V141H188ZM202 143H204V142H202ZM226 143H227V142H226ZM254 143H255V141H254ZM46 144H47V143H46ZM87 144H88V143L86 142V144H85L84 146L86 147ZM92 144H93V143H92ZM92 144H90V145H92ZM98 144L95 145V146H100V145H98ZM104 144H105V143L101 144V147H98V148H99L98 151H100V149H101L102 147L104 148V146H103ZM106 144L108 145L107 142H106ZM111 144H112V143H111ZM156 144H157V143H156ZM169 144H171V143L169 142ZM177 144H178V141H177ZM190 144H191V143H190ZM220 144H221V143H220ZM243 144H244V143H243ZM243 144H242V145H243ZM26 145H27V144H26ZM44 145H42V146H44ZM82 145H83V144H82ZM166 145H167V144H166ZM186 145H187V144H186ZM192 145H193V144H192ZM218 145H219V144H218ZM228 145H229V144H228ZM240 145H241V144H240ZM248 145H249V144H248ZM248 145H247V146H248ZM261 145H260V150H259V151H261V150L263 149V152H264L263 145H262V146H261ZM30 146H31L30 144L27 145V148L29 147V149H30ZM38 146H37V147H38ZM112 146H113V145H112ZM112 146H111V147H112ZM119 146H120V142H119ZM133 146H134V145H133ZM201 146H202V145H201ZM210 146H211V145H210ZM212 146H213V144H212ZM225 146H226V145H225ZM225 146H224V147H225ZM233 146H235V144H234ZM243 146H244V145H243ZM37 147H36V148H35V147H34V148H31V149H32V150L34 149V151H35V149H39V148H41L40 146H39V148H37ZM87 147H88V149L90 150L89 147H91V146H88V145H87ZM93 147H94V145H93ZM154 147H155V146H154ZM159 147H160V146H159ZM178 147H179V146H178ZM180 147H181V146H180ZM186 147H187V146H186ZM207 147H208V146H207ZM221 147H222V146H221ZM226 147H227V146H226ZM252 147H253V146H251V149H249V150H251V151L247 150L249 153H248L247 155L245 154V155H246V158H247V156H248L252 151L256 152V149L253 150L254 147H253V148H252ZM261 147H262V148H261ZM25 148H26V146H25ZM98 148H95V147H94V150L96 151ZM103 148H102V149H103ZM181 148H182V147H181ZM228 148L230 149L231 147H228ZM236 148H237V147H236ZM249 148H250V147H249ZM23 149H24V150H23ZM29 149H28V150H29ZM31 149H30V150H31ZM84 149H85V148H84ZM102 149H101V150H102ZM124 149H125V148H124ZM182 149H183V148H182ZM182 149H180L181 152H182ZM185 149H186V148H185ZM216 149H217V148H216ZM226 149H227V148H226ZM229 149H228V151H229ZM241 149H243V147H242ZM30 150H29V152H30ZM86 150H87V148H86ZM86 150H85V151H86ZM92 150H93V148H92ZM92 150H90V153H91ZM94 150H93V151H94ZM119 150H120V149H119ZM156 150H158V149L156 148ZM172 150H173V149H172ZM174 150H175V148H174ZM176 150H177V149H176ZM186 150H187V149H186ZM186 150H185V151H186ZM209 150H210V149H209ZM209 150H208V151H209ZM224 150H225V149H224ZM238 150H240V148H239ZM26 151H27V149H26ZM34 151H31V152L34 153ZM36 151H37V150H36ZM36 151H35V154H36V155H37V154H40V153H37ZM93 151H92V152H93ZM95 151H94V155H95ZM164 151H165V150H164ZM168 151H169V150H168ZM178 151H179V149H178ZM188 151H189V150H188ZM188 151H187L186 153H188ZM226 151H227V150H226ZM226 151H224V152H226ZM240 151H241V150H240ZM242 151H243V150H242ZM38 152H39V151H38ZM86 152L88 153V151H86ZM101 152L103 153V150H102ZM104 152H105V151H104ZM156 152H158V151H156ZM176 152H177V151H176ZM183 152H184V151H183ZM194 152H196V151H194ZM197 152H198V151H197ZM254 152H253V153H254ZM263 152H262V153H263ZM22 153H23V154H22ZM83 153H84V152H83ZM105 153H106V152H105ZM112 153H113V152H112ZM198 153H199V152H198ZM198 153H197V154H198ZM200 153H201V152H200ZM226 153H227V152H226ZM229 153H230V151L228 152V154H229ZM235 153H236V152H235ZM240 153H241V152H240ZM240 153H239V154H240ZM243 153H247V152H243ZM243 153H242V154H243ZM253 153H252V154H253ZM27 154H31L30 156H32V153H26V154H24V155H27ZM91 154H93V153H91ZM96 154H97V151H96ZM100 154H101V153H100ZM100 154H99V155L97 154L98 157H100ZM103 154H104V153H103ZM116 154H117V153H116ZM134 154H135V153H134ZM142 154H143V153H142ZM156 154H157V153H156ZM163 154H165V153H163ZM163 154H162V155H163ZM167 154H168V153H167ZM173 154H175V153H173ZM205 154H206V153H205ZM256 154H257V152H256ZM256 154H253V155L250 154V155H251V156H254V155H256ZM40 155H41V154H40ZM82 155H83V154H82ZM85 155H86V154H85ZM89 155H90V154H89ZM148 155H149V154H148ZM183 155H184V154H183ZM187 155H188V154H187ZM191 155H192V154H191ZM191 155H190V156H191ZM225 155H226V154H225ZM245 155H244V156L239 155V156H242V157H243L242 160L245 159L244 162H249V163H250L251 161H246L247 159L245 158ZM259 155H260V153H259ZM22 156H23L24 158H22ZM92 156H93V155H92ZM92 156H90V157H92ZM140 156H142V155H140ZM154 156H155V155H154ZM178 156H179V154L177 155V157H178ZM236 156H237V154H236ZM236 156H234L233 158H235ZM257 156H258V155H256V157H257ZM33 157H35V158L37 159V156L33 155ZM93 157L96 159V156H93ZM119 157H120V156H119ZM177 157H176V158H177ZM180 157L182 158V156H180ZM193 157H194V155H193ZM199 157H202V156H199ZM199 157L197 158L196 161H198ZM225 157H226V156H225ZM227 157H228V156H227ZM256 157H253V158L251 157V158H252V160H253V159L256 158ZM261 157H262V156H261ZM40 158H42V157H40ZM146 158H147V157H145V159H146ZM148 158H149V157H148ZM155 158H156V156H155ZM157 158H158V157H157ZM159 158H161V157H159ZM159 158H158V160H162V159H159ZM184 158H185V160H189L188 158H190V157H188V158L186 159V156H185ZM191 158H192V157H191ZM203 158H206V157H202V158L200 159V162L198 161V163H199L200 165H202V164H201L202 162H204L205 164H207L206 162H207L208 160H206V159L203 160V161L201 162V160H202ZM251 158H249V156H248V159H251ZM82 159H84V155H83V158H82ZM82 159H80V160H82ZM91 159H92V158H91ZM104 159H105V158H104ZM138 159H139V158H138ZM138 159H137V160H138ZM163 159H164V157H163ZM179 159H180V158H179ZM179 159H178V161H179ZM223 159H224V158H223ZM225 159H226V158H225ZM237 159H238V158H237ZM239 159H240V157H239ZM22 160H23V161H22ZM27 160H28V158H27ZM30 160H31V161H30ZM59 160H58V161H59ZM87 160L89 161L88 158H87ZM87 160H86V161H87ZM92 160H93V159H92ZM167 160H168V158H167ZM180 160H181V159H180ZM185 160H184V161H185ZM230 160H231V159H230ZM235 160H236V159L232 160V163H233V164H234ZM258 160H259V159H258ZM34 161H33V162H34ZM63 161H64V162H63ZM83 161H84V160H83ZM83 161H82V162H83ZM86 161H85V162H86ZM88 161H87V162H88ZM90 161H91V160H90ZM165 161H166V159L164 160V162H165ZM178 161H177V162H178ZM181 161H182V160H181ZM196 161H195V163H197ZM205 161H206V162H205ZM123 162H124V161H123ZM133 162H134V161H133ZM139 162H140V161H139ZM149 162H150V161H149ZM177 162H175L174 165H173L174 162H173V163L171 162V164H172L171 167L177 165ZM179 162H180V161H179ZM223 162H224V161H223ZM238 162H240V161L237 160V162H235V163H237L239 166H241V165H242V164H241L242 161H241L240 163H238ZM2 163H3V161H2ZM21 163H20V164H21ZM25 163L27 164V162H25ZM58 163H59V162H58ZM58 163H57V164H58ZM106 163H107V162H106ZM128 163H129V162H128ZM131 163H132V162H131ZM140 163H141V162H140ZM143 163L146 164V162H143ZM154 163H155V162H154ZM162 163H163V162H162ZM168 163H170V162H169V161L166 162V165H164V166H167ZM181 163H182V162H181ZM190 163H191V165L193 164L192 166L189 164L190 167H193V166H195V165H198V163H197V164H194V161H193V163H192V161H191ZM226 163H227V162H225L224 165H225ZM228 163H229V162H228ZM0 164H1V160H0ZM63 164H62V165H63ZM78 164H79V163H77V165H78ZM87 164H88V163H87ZM89 164H90V162H89ZM89 164H88V165H89ZM102 164H103V163H102ZM114 164H116V163H114ZM135 164H136V162H135ZM159 164H161V163H159ZM159 164H158V166H159ZM179 164H180V163H179ZM205 164H204V165H205ZM208 164H209V162H208ZM213 164H217V163L214 162V163H212V165H210V164H209V165L212 166V168H214L216 165L213 167ZM219 164H220L221 167L223 166L221 163H219ZM219 164H218V165H219ZM229 164H231V163H229ZM237 164H235V165L237 166ZM245 164H246V163H245ZM258 164H259V163H258ZM60 165H61V164H60ZM62 165H61V166H62ZM81 165H82V164H81ZM81 165L79 164L78 166L81 167ZM126 165H127V164H126ZM126 165H125V166H126ZM129 165H130V164H129ZM133 165H134V164H133ZM146 165H147V164H146ZM156 165H157V164H156ZM161 165H162V167H163V164H161ZM169 165H170V164H169ZM189 165H188V168H190ZM200 165H199V166H200ZM209 165H208V167L206 166L208 169L210 168ZM218 165H217V167H219ZM247 165H248V164H247ZM252 165H253V163H252ZM252 165H251V166H252ZM259 165H260V164H259ZM13 166H14V165H13ZM16 166H19V165H16ZM23 166H24V164H23ZM67 166H68V167H67ZM75 166H76V164H75ZM103 166H104V165H103ZM143 166H145V165H143ZM150 166H151V165H150ZM150 166H149V170H150ZM153 166H154V165H153ZM153 166H151V167H153ZM181 166H183V164H182ZM181 166H180V167H181ZM255 166H256V165H255ZM255 166H254V167H255ZM261 166H262V163H261L260 167H261ZM263 166H264V163H263ZM263 166H262V168H263ZM32 167H33V168H32ZM51 167H50V169H51ZM64 167H65V164H64ZM129 167H130V166H129ZM132 167H134V166H132ZM171 167H170V168H171ZM176 167H177V166H176ZM185 167H186V166H185ZM200 167H201V166H200ZM206 167H204L205 172H206V170H207ZM217 167H215V168H217ZM232 167H233V166H231V168H232ZM252 167H253V166H252ZM254 167H253V168H254ZM3 168H4V170H3ZM54 168H55V166H54ZM57 168H58V167H57ZM57 168H56V171H53V170H52V172H54V173H53L54 175H58V174H59V172L57 171ZM62 168H63V166H62ZM62 168H60V169L58 168V170L60 171ZM121 168H122V167H121ZM130 168H131V167H130ZM164 168H167V169L169 170V166H168V167H164ZM174 168H175V167H174ZM183 168H184V167H183ZM212 168H211L210 171H214V170H212ZM215 168H214V169H215ZM219 168H220V167H219ZM224 168L227 169L228 167H226V165H225V167L221 168V171H222V169H223V171H224ZM229 168H230V167H229ZM231 168H230V169H227V173L224 171V173L227 174V176H228V171H229V170L231 171ZM253 168H252V169H253ZM23 169H24V167H23ZM78 169L80 170L81 168H78ZM78 169H75V168H74V170H76V173H77V170H78ZM106 169H107V168H106ZM147 169H148V168H147ZM159 169H162V168L159 167ZM159 169H158V170H159ZM171 169H172V168H171ZM175 169H177V168H175ZM195 169H197V168L195 167ZM199 169H200V168H198L197 171H200V170H201V169H200V170H199ZM232 169H235V168L233 167ZM252 169H251V170H252ZM256 169H257V168H256ZM256 169H255V170H256ZM263 169H264V168H263ZM16 170H17V169H16ZM19 170H20V173H21L22 170H21L20 167H19ZM19 170H18V172H19ZM71 170H73V168H72ZM82 170H83V169H82ZM111 170H112V169H111ZM121 170H122V169H121ZM130 170H131V169H130ZM134 170H135V168H134ZM134 170H133V171H134ZM141 170H142V169H141ZM153 170H154V169H153ZM165 170H166V169H165ZM172 170L174 171V169H172ZM179 170H180V169H179ZM182 170H183V171H186V168H184V169H182ZM187 170H189V171H186V172H187V173L189 172L190 175H191L192 173H194L193 175H196V174H195V170H194V172H192V173H190V169H187ZM215 170L219 171L220 169L217 168V169H215ZM235 170H236V169H235ZM235 170L233 171L234 174H235ZM251 170H250V171H251ZM258 170H259V169H258ZM5 171H6V170H5ZM24 171H25V170H24ZM62 171H63V170H61L60 172H62ZM67 171H68V175H67ZM113 171H114V170H113ZM126 171H127V169H126ZM146 171H147V170H146ZM150 171H151V170H150ZM170 171H171V170H170ZM180 171H181V170H180ZM230 171H229V172H230ZM244 171H245V170H244ZM260 171H261V170H260ZM55 172H57L58 174H56ZM71 172H73V171H70V173H71ZM74 172H75V171H74ZM82 172H83V171H82ZM107 172H108V171H107ZM158 172H159V171H158ZM160 172H162V170H161ZM160 172H159V173H160ZM205 172L203 171V173H205ZM215 172H216V171H214V174H213V175H215ZM254 172H255V171L253 170V173H252V174H254ZM3 173H4V172H3ZM63 173H64V171H63ZM63 173H62V174H63ZM76 173H74V177H76V176H75ZM114 173H115V172H114ZM120 173H121V172H120ZM129 173H130V172H129ZM138 173H139V172H138ZM163 173H164V172H163ZM163 173H162V174H163ZM169 173H170V172H168V176L170 175ZM183 173H184V172H183ZM183 173H180V174L183 176ZM206 173H207V172H206ZM212 173H213V172H212ZM216 173H220V172H216ZM221 173H222V172H221ZM231 173H232V172H230V174H231ZM248 173H249V175H251V172L248 171ZM258 173H259V171H258L257 173H255L256 176H257ZM262 173H263V171H262ZM1 174H2V173H1ZM18 174H19V173H18ZM21 174H24V173H21ZM49 174H50V175H49ZM62 174L58 175V177L61 176ZM101 174H102V173H101ZM122 174L125 175V172L122 173ZM141 174H142V171H141ZM174 174H177V173H174ZM174 174L172 175L171 178H174V177H173ZM180 174H179V175H180ZM184 174H185V173H184ZM234 174L231 176V179H232V177L234 176ZM260 174H261V172H260ZM2 175H6V173H4V174H2ZM7 175H8V174H7ZM63 175L65 176V174H63ZM63 175H62V176H63ZM79 175H80V173H79ZM79 175H77V176H79ZM104 175H105V174H104ZM146 175H147V177L150 176V175H148V174H146ZM165 175H166V174H165ZM205 175H208V173L205 174ZM205 175H204V176H205ZM209 175H210V173H209ZM209 175H208V176H209ZM216 175H218V174H216ZM220 175H221V176H220ZM247 175H248V174H247ZM258 175H259V174H258ZM10 176H9V177H10ZM64 176H63V177H64ZM67 176H69V177L67 178ZM142 176L145 177L144 174H143ZM185 176H186V175H185ZM188 176H189V175H187L186 177L189 178ZM210 176L212 177V175H210ZM225 176H226V175H225ZM225 176L223 175V173H222V174H219V178H220V177L222 178V182H224L226 179H228V178L225 177ZM238 176H239V174H238ZM260 176H261V175H260ZM260 176L258 177V179H254V180L258 181V183L261 185L260 182H261V181L264 182V181H263L262 177H260ZM29 177H30V178H29ZM74 177H73L72 179H74ZM88 177H89V176H88ZM102 177H105V176H102ZM110 177H111V176H110ZM129 177H130V176H129ZM134 177H135V176H134ZM134 177H133V178H134ZM156 177H157V176H156ZM183 177H184V176H183ZM183 177H182V179H183ZM186 177H184V178H186ZM194 177H195V176H194ZM194 177H192V178H194ZM215 177L218 178V176H215ZM215 177H214V179L216 180ZM223 177L226 178L224 181H223ZM251 177H253V176H251ZM70 178H71V177H70ZM106 178H107V177H106ZM108 178H109V177H108ZM127 178H128V177H127ZM141 178H142V177H141ZM157 178H158V177H157ZM166 178H167V177H166ZM177 178L180 179L181 176H180V177H177ZM190 178H191V176H190ZM192 178H191V179H192ZM196 178H198V177L196 176ZM196 178H195V180H196ZM201 178H203V177L201 176ZM209 178H210V177H209ZM221 178H220V179H221ZM256 178H257V177H256ZM6 179H8V176H6ZM6 179H5V180H6ZM32 179H34V180H35V179L38 180V184H37V186H38V190H37L38 193H35V192H37L36 190H35V192L33 193L32 188H33V190H34L35 188H34L33 186L31 187V192H32L33 194H35V196H32L33 194H32L31 192H29L28 190H26L27 188H28V189L30 188V187L27 186V185H29L28 183H29ZM51 179H52V180H51ZM72 179H71V180H72ZM84 179H85V178H84ZM109 179H110V178H109ZM149 179H150V178H149ZM169 179H170V178H169ZM175 179H176V178H175ZM175 179H173V180H175ZM179 179H177V181H178ZM182 179H181V180H182ZM198 179H199V181H201L200 178H198ZM205 179H208L207 176H206ZM235 179H236V178H235ZM246 179H247V178H246ZM246 179H245V180H246ZM250 179H251V178H249V180H250ZM260 179H262V180H260ZM9 180H11V179H9ZM27 180H28V182H27ZM29 180H30V181H29ZM49 180H51V181H49ZM60 180H62V181L64 180V182L66 181L64 178H60ZM88 180H89V179H88ZM93 180H94V179H93ZM134 180H135V179H134ZM134 180H132V181H134ZM154 180H156V179H154ZM160 180H161V179H160ZM181 180H179V181H181ZM184 180L186 181L185 183H188V182L190 181V179H189V181H188L187 179H184ZM202 180H203V181H201L202 183L206 182V181H204V179H202ZM218 180H219V179H218ZM239 180H240V178H239ZM239 180L235 181V180L233 179L232 183H234V182H235V183H238ZM252 180H253V178H252ZM259 180H260V182H259ZM17 181H20V182L23 181V183L25 182L24 184H25V186H27V187H25V186L23 187L24 184H23V185L20 184V185L23 187V189L20 190V188H22V187H21L19 184H18V185L20 186V188H19V186L17 187V184H16ZM53 181L56 183V185H54ZM67 181H66L65 183H69V182H67ZM72 181H73V180H72ZM74 181H76V180L74 179ZM85 181H87V180H85ZM91 181H92V180L88 181V185H89L90 187H91ZM137 181H138V180H137ZM151 181H152V180H151ZM158 181H159V180H158ZM169 181H171V180H169ZM169 181H167V182H169ZM175 181H176V180H175ZM182 181H183V180H182ZM187 181H188V182H187ZM193 181H194V179L191 180L189 183L191 184V182H193ZM197 181H198V180H196L195 182H193V183H195L194 185H197V184H198ZM32 182H33V181H32ZM60 182H61V181H60ZM64 182H63V183H64ZM79 182H80V181H79ZM218 182H220V180H219ZM225 182H227V181H225ZM241 182L244 183V182H246V181H243V180L241 179ZM241 182H240V184L238 183V185H236V184H231V185H229L228 182H227L228 184H226V186H232V185H234L235 188H236V190H235V189L233 190V195L235 194V196H234V199H232V201H233V200H236V202H237V201L239 202L240 199H241V201L243 200L242 202H240V203H241V206H242V205H245V206H247V208H249V210H251V208H252V210H254V208L256 207V206H254L255 203L253 204V207H248V205H249V206H252V204H249V203H252L251 201H252L253 198L255 197L254 195H256L257 192H259V191H257L259 188L256 187V186H257V184H256L257 182H256V183H253V182H252V183H253V184H252L253 186H252V185H249V184H251L250 182H249V184H248V182H246V184H248L249 186H252V187H254V188H255V187L257 188V190H256V189L254 190V188H253V190L255 191L256 194L254 193V191L251 192L252 188H250L249 186H248L249 188H246V189H249L250 193L247 194L246 192H249V191H247L246 189H244L245 187H243V186H245L246 184H242V185H243V186H242V185H241ZM254 182H255V181H254ZM17 183H19V182H17ZM30 183H31V182H30ZM84 183H85V182H84V180H83V186H84ZM155 183H156V182H155ZM158 183H159V182H158ZM164 183H165V182H164ZM172 183H173V181H172ZM182 183H183V182H182ZM182 183H180V185H181ZM185 183H184V184H185ZM193 183H192V186H193ZM196 183H197V184H196ZM58 184L62 187V189H61V187L59 186L60 190H58V189H59V188H57ZM80 184H81V182H80ZM111 184H112V183H111ZM147 184H149V182H148ZM153 184H154V183H153ZM174 184H175V183H174ZM190 184H186V188H187V189L184 188L185 186H183V188H184L185 190H187V191H188V190H189V191H190V190L192 191V190L195 188V186H193L194 188L191 187L192 189H190V188L188 189V186H189ZM259 184H258V185H259ZM262 184H263V183H262ZM13 185H12V187H14ZM31 185H32V184H31ZM33 185H35V183H34ZM73 185H74V183H73ZM158 185H159V184H158ZM165 185H167V183H166ZM168 185H170V184H168ZM168 185H167V186H168ZM175 185H176V184H175ZM175 185H174V186H175ZM198 185H199L200 188H201L202 186H204V185H206V184L200 185V183H199ZM198 185H197V186H198ZM254 185H255V186H254ZM63 186H64V185H63ZM65 186H66V185H65ZM76 186H77V185H76ZM76 186H75V187L73 186V187H74L73 189H72V188H68V186H66V187L69 189V190L67 189V190L65 191V195H66L67 197L64 198V197H65V196H64V197H62V200H60V201H64V200H65V202H66L65 205H60V206L58 207V208H59V209L57 210L58 213H57V211H56L57 214H55V212L53 213V212L51 211V212L53 213V217H56V218H54V221H57V220H58L57 218H59V217H58L59 215L69 214V212H70L71 210H73V209H75V208H79V207H81V206H80L81 203H85V202L88 203L90 200H91V202L94 201V199H90V200H88L89 198H91V197L93 196V195H91V196L88 197V194H89V193H88L87 195H83V196H81L80 193H78V187H79V184H78L77 187H76ZM129 186H130V185H129ZM172 186H173V184H172ZM172 186H171V187H172ZM190 186H191V185H190ZM190 186H189V187H190ZM206 186H207V185H206ZM234 186H233V187H234ZM236 186H241V187L239 188V187H236ZM261 186H264V185H261ZM10 187H11V186H10ZM80 187H81V185H80ZM85 187H86V186H85ZM111 187H112V186H111ZM156 187H158V186H157V183H156ZM160 187H161V186H160ZM168 187H169V186H168ZM246 187H247V186H246ZM16 188H17L18 191L16 190ZM55 188H57L58 191L56 190V192H55ZM115 188H116V186H115ZM164 188H165V186H164ZM164 188H163V189H164ZM177 188H178V186H177ZM183 188L180 187V188H178V190H176V189L174 188L173 190L180 191L179 189H183ZM197 188H198L197 191L200 190L199 187H197ZM202 188H203V190H200V191H202L201 194H203V191H204V188H205V187H202ZM231 188H232V187H230V189H231ZM237 188H238V189H237ZM81 189H84V188H81ZM87 189H89V187H88ZM113 189H114V188H113ZM139 189H140V188H139ZM149 189H150V188H149ZM163 189H160V191L162 190L163 192H165V191L167 190V189H165V190H163ZM170 189H172V188H170ZM230 189H228V190H227V189H226V190L224 189V190L227 191L228 193L230 192V194H228L229 196L226 194L227 192L224 191V193H225V194H224L222 191H219L220 194L223 193L224 195H226V196H224V197H226V198L223 197V198H224V199H223L224 201H226L225 199H227V201H229L228 199H231V198H232L231 196H233V195H232V191H230ZM232 189H233V188H232ZM240 189H243V191L246 190L245 194H243L244 192H242L243 196L247 195L248 198L251 197L252 200L250 199L251 201H249V200L247 201V198H246L247 203H246V201L244 200L245 198H244V199H243V198H240V199L238 200L237 198H239V197L242 196L241 193H240L242 190L240 191ZM261 189H262V188H261ZM12 190H13V188H12ZM115 190H116V189H115ZM120 190H121V189H120ZM128 190H129V189H128ZM137 190H138V189H137ZM140 190H141V189H140ZM185 190H184V191L182 190V192H183V193L186 192ZM207 190H208V189H207ZM238 190H239L238 193H240V195H239L238 193H235V192L238 191ZM5 191L8 192V193L5 194V193H4ZM84 191H85V190H84ZM93 191H94V190H93ZM103 191H104V190H103ZM107 191H108V190H107ZM151 191H154L153 188L151 189ZM162 191H161V193H162ZM168 191H170V194L166 191L167 194H165V196H167V195L170 196L171 193L174 192V191L172 192V190H168ZM176 191H175V192H176ZM189 191H188V192H189ZM195 191H196V189H195ZM213 191H214V190H213ZM256 191H257V192H256ZM60 192H59V193H60ZM82 192H83V191H82ZM82 192H81V193H82ZM86 192H87V191H86ZM123 192H124V191H123ZM137 192H138V191H137ZM137 192H135V193H137ZM139 192H140V191H139ZM148 192H150V191H148ZM155 192H156V191H155ZM155 192H153V193H154V194H157V193H158V192H156V193H155ZM166 192H165V193H166ZM193 192H194V190H193L191 193H187V194H192V195H193V194L195 193V192H194V193H193ZM221 192H222V193H221ZM92 193H93V192H92ZM106 193H107V192H106ZM106 193H105V194H106ZM114 193H115V192H114ZM141 193H142V192H141ZM144 193H145V190H144ZM180 193H181V192H180ZM180 193H177V192H176V196H177V197H175V198H178V196H179V198L181 199L182 197H181L180 195H178V194H180ZM183 193H182V194H183ZM199 193H200V192H199ZM206 193H207V191H206V188H205V194H206ZM219 193H218V191H217V194H218V195H219ZM251 193L254 194V195L252 194L254 197H252ZM105 194H104V196H105ZM118 194H119V193H118ZM162 194H163V193H162ZM187 194L185 193L184 195H187ZM195 194H196V193H195ZM214 194H216V193H214ZM237 194H238V196H237ZM258 194H259V193H258ZM262 194H263V191H262V193H261V197L263 196ZM36 195H37V196H36ZM54 195H55V197H57V196H56L57 193L54 194ZM61 195H62V193H60V195L58 194V200L61 199V197H60ZM63 195H64V194H63ZM63 195H62V196H63ZM102 195H103V194H102ZM135 195H136V194H135ZM138 195H139V194H138ZM163 195H164V194H163ZM173 195H174V193H173ZM198 195H199V194H198ZM104 196H103V197H104ZM139 196H140V195H139ZM144 196H145V195H144ZM147 196H148V195H147ZM155 196H156V195H155ZM160 196H161V195H160ZM165 196H162V197L165 198ZM168 196H167V197H168ZM171 196H172V195H171ZM188 196H190V195H188ZM188 196H187L186 198L184 197V198H182V199L185 201L187 198H189ZM207 196H208V194H207ZM212 196H213V194H212ZM236 196H237V198H236ZM247 196H246V197H247ZM259 196H260V195H259ZM41 197H42V196H41ZM55 197H53V198H55ZM59 197H60V198H59ZM98 197H99V196H98ZM105 197H106V196H105ZM145 197H146V196H145ZM158 197H159V195H158L156 198H158ZM167 197H166V198H167ZM190 197H191V196H190ZM192 197H193V196H192ZM192 197H191V198H192ZM195 197H196V196H195ZM213 197H214V196H213ZM213 197H211V198H213ZM217 197L219 198L220 196H217ZM217 197H214V198L217 200V199H218ZM227 197H229V198H227ZM230 197H231V198H230ZM92 198H93V197H92ZM107 198H108V197H107ZM107 198H105V199H106V200H110V198H108V199H107ZM120 198H121V197H120ZM125 198H127V197L125 196ZM131 198H132V197H131ZM137 198H138V196H137ZM141 198H142V197H141ZM151 198H152V197H151ZM159 198H161V197H159ZM170 198H171V197H170ZM170 198H169V200L171 201ZM173 198H174V197H172V199H173ZM221 198H222V197H221ZM235 198H236V199H235ZM36 199H38V198H35V200H36ZM39 199H40V197H39ZM39 199H38V200H39ZM63 199H64V200H63ZM97 199H98V198H97ZM115 199H117V197H116ZM129 199H130V198H129ZM129 199H128V200H129ZM145 199H146V198H145ZM154 199H155V198H153V200H154ZM189 199H190V198H189ZM189 199H188V200H189ZM257 199H258V198H257ZM56 200H57V199H55V201H56ZM58 200H57V201H58ZM92 200H93V201H92ZM98 200H99V199H98ZM98 200H97V201H98ZM112 200H113V199H112ZM128 200H127L126 202H129ZM143 200H144V199H143ZM147 200H148V199H147ZM159 200H160V199H159ZM159 200L157 199V203H158ZM162 200H163V198H161L160 201L162 202ZM183 200H182L181 204L184 202ZM188 200H187V201H188ZM197 200H198V199H197ZM218 200H219V199H218ZM221 200H222V199L219 200V201L221 202V205H222L221 208L224 207V211H225V210H227L228 207L226 208V207H225V204H224L225 202H224L223 200H222V201H221ZM259 200H260V199H259ZM53 201H54V199H53ZM57 201H56V202H57ZM95 201H96V200H95ZM104 201H105V200H104ZM117 201H118V200H117ZM119 201H120V199H119ZM119 201H118V202H119ZM165 201H166V202H165V203L163 202V203H164L165 205H167V206L162 207V208H163V209L165 208V210H163V211L166 212V208L168 209V207L170 208V207L174 206L175 204H172V203H170V201H169V203L172 204V206H169V204L167 203L168 199H167V200L165 199ZM173 201H175V200L173 199ZM173 201H171V202H173ZM177 201L179 202L178 199H177ZM177 201H176V204L178 205V202H177ZM187 201H186V202H187ZM195 201H196V200H195ZM211 201H212V200H211ZM213 201H214V199H213ZM219 201H217V202L215 201V202L218 203ZM227 201H226V203H228ZM30 202H31V204L34 203L35 205H31V204L29 205ZM36 202H38V201H36ZM49 202H50V201H49ZM58 202H59V201H58ZM114 202H116V201H114ZM130 202H133V201H131V199H130ZM130 202H129V203H130ZM139 202H140V201H139ZM186 202H184V203H186ZM200 202H201V201H200ZM215 202H214V205H215ZM220 202H219L218 205H220ZM222 202H224V203H222ZM236 202H235V203H236ZM244 202H245V204H244ZM255 202H257V200H256ZM260 202H261L260 205L264 202V198H263V197H262V201H260ZM41 203L39 202V204H41ZM108 203H109V202H108ZM121 203H122V202H121ZM148 203H149V201H148ZM153 203H155V202H153ZM153 203H152V204H153ZM166 203H167V204H166ZM173 203H174V202H173ZM184 203H183V204H184ZM203 203H205V202H203ZM203 203H202V204H203ZM207 203H208V202H207ZM229 203H232V202H229ZM257 203H258V202H257ZM26 204H27V205H26ZM45 204H46V203H45ZM50 204H51V203H49L48 207H50ZM53 204H55V203L53 202L52 205H53ZM60 204H62V203H60ZM133 204H134V203H133ZM140 204H141V203H140ZM140 204H139V205H140ZM145 204H146V203H145ZM160 204H161V203H160ZM160 204H159V205L156 204V206L158 205L157 207L160 209V210H158V211H160L159 214H156V213H158L156 207H155V209H154V208H151L152 210L154 209V211H157L156 213H155V212H152L154 218H155L156 216H158V217H161V218H158V219H163V221H164V217H165V220H168V221H169V219L172 218V216H173L172 219H174V220H177V219H178V220H179V219L182 220V221L179 220V222H182V223H180V224H181V226H180L181 228H177V230L179 229V230L177 231V233L175 232V231H176L175 229L171 230L172 232L174 231V233H171V231L168 230L169 233H165V237H164V239H165V238H167V235L170 234V235H169V238H172V239H175V238H176V239H178V244H176V247H178V245L181 244L180 242L183 240V237H184L185 240H186L185 243H186L187 245L189 244L188 247H187V245L184 247L185 244H184V242H182L183 245L181 244L180 247L182 246L181 249H183V248H184V249L181 250L180 248H178V249L181 250L180 252L182 253V255H183V254L185 255V256L183 255L184 257L182 256V259L184 258V259H183L184 262H181V261H180L181 264H186V263H187V261H186V254L189 255V252H187L186 250H187L188 248L190 249V250L188 249V251H190V256H191V253H193V252H194V256H195V254H196V256H197V251L200 249V250H199L200 252L198 251V252H199V257H196V258L193 259L194 256H191L192 259H191L190 261H188V263L190 262V264H192L193 261H194L193 264H205V263H206V264H209V263L211 264V262H204V259H205V260H208V259H214V258L212 257L213 254H212V255L210 254V253H213V252H210L211 249H210V250H209V249H208V250H203V248L199 247L197 244L194 243V242H196L195 239H194L195 241L193 242V239H191V236H192V235H195V237H196L197 234H201V236H202V231L204 232V231L206 230L205 233H206V234H207V233H208V234L211 233L210 236H212V235H214L213 233H215V231H216V234L218 233V232H217V229H218V227H219V229H220L221 226H222L221 229H220V230L218 229V231H219V233H220L221 235L216 236V234H215L214 238H211L212 241H214L215 238H218V237H219V239H220V237L222 236V230H223V228H224V230H225V232H224V233L226 234L225 236H228V238H230L229 232H230V234L232 233V235L235 234V232L233 231V230H235V229L232 230V228H231V230L229 229V230L226 231V229H228V228L225 229V226H226V225H225V224H224L225 226L223 225L224 221H223L222 218H220V219H222V221H223V223H222V221L219 219L220 216L218 217L219 220H217V219L215 218L216 216H214V219H216V220H213V219H212V218H213V215H209L210 213H211V214H214L215 211H212V210L218 209V208L216 207V206H218V205H216V206L213 205L214 208L211 207L212 205L210 206L211 208L208 207V209L211 210V212H209V210L207 209V207H206L207 210L204 209V210H206V211L209 212V213H208V212H206V211H203V212L208 213L207 215H209V217H206V218H203L202 215H199V214H201V213H199V210H198V211H195V210H194V209H196L195 207L198 208V207L200 206V203H196V204H194L195 206L193 205V208H192L193 211H194V213L197 212L196 214H197L198 216L195 214L197 217L194 216V213L192 214V211H190V212H184L185 215H186V214H188V215L191 214L190 216H188V217L185 218L184 213L182 214V210H183V209H181V215H182V216L184 215V216H183V217L185 218V219H184L183 217L178 218V216H177V214L180 215V214H179V213H180V210L175 209L174 211H172V209H173L176 205H175L173 208H170L171 210H169V213L167 212V215L170 214L171 212H173L172 214H174V215H176V216H174V215L171 214V215H168V216H169V217H168L167 215H165V213L163 214V211L161 212L162 209L160 208ZM164 204H163V206H164ZM181 204H180V205H181ZM197 204H199V206H197ZM202 204H201V205H202ZM237 204L240 205L239 203H237ZM246 204H247V205H246ZM52 205H51V206H52ZM56 205H58V204L56 203ZM84 205H85V204H84ZM96 205H97V204H96ZM102 205H103V204H102ZM137 205H138V203H137ZM149 205L151 206V202H150V204H148V206H149ZM154 205H155V204H154ZM180 205H178V209H179V208H183V207H184V209H186V208H185L186 205H181V206H183V207H181ZM188 205H189V204H188ZM203 205L206 206L207 204H203ZM221 205H220V206H221ZM223 205H224V206H223ZM234 205H235V204H234ZM238 205H237V207H238ZM85 206H86V205H85ZM91 206H92V204H91ZM135 206H136V205H135ZM150 206H149V207H150ZM220 206H219V207H220ZM227 206H228V204H227ZM241 206H240V207H241ZM39 207H40V205H39ZM45 207H47V206L45 205ZM45 207H44V209H45ZM96 207H97V206H96ZM142 207H143V206H142ZM176 207H177V206H176ZM187 207H188V206H187ZM215 207H216V208H215ZM229 207H230V206H229ZM231 207H232V206H231ZM231 207H230V208H231ZM234 207H235V206H234ZM237 207H236V208H237ZM52 208H53V207H52ZM82 208H83V207H82ZM86 208H87V206H86ZM108 208H109V207H108ZM131 208H132V207H131ZM134 208H136V207H134ZM147 208H148V207H145L144 210H140V211H144V213H145V210H148V209H149V208H148V209H147ZM200 208H201V211H202V210H203V207L200 206ZM212 208H213V209H212ZM238 208H239V207H238ZM238 208H237V209H238ZM256 208H257V207H256ZM38 209H40V208H38ZM54 209H55V207H54ZM80 209H81V208H80ZM104 209H105V208H104ZM140 209H141V208H140ZM151 209L148 210V212L151 211ZM192 209H191V210H192ZM198 209H199V208H198ZM234 209H235V208H234ZM243 209H244V206H243ZM36 210H37V208H36ZM51 210H52V209H51ZM77 210H79V209H77ZM77 210H76V211H77ZM87 210H88V209H87ZM138 210H139V208L137 209V211H138ZM188 210H189V209H188ZM219 210H220V208H219ZM228 210H229V209H228ZM235 210H236V209H235ZM246 210L248 211V209L245 208V211H244V210H241V212H242V211L246 212ZM41 211H42V209H41ZM48 211H50V208H48ZM73 211H74V210H73ZM115 211H116V210H115ZM175 211H177V212H175ZM178 211H179V213H178ZM184 211H185V210H184ZM217 211H218V210H216L215 214L217 213ZM239 211H240V209H239ZM262 211H263V210H262ZM39 212H40V211H39ZM112 212H114V210H113ZM124 212H125V211H124ZM129 212H130V211H129ZM131 212L133 213V209H132ZM131 212H130V213H131ZM138 212H139V211H138ZM146 212H147V211H146ZM174 212H175V213H174ZM226 212H227V211H226ZM232 212H233V210H232ZM234 212H235V211H234ZM244 212H242V213L237 212V215H238V214H242V216H243V213H244ZM250 212H252V211H250ZM256 212H257V210H256ZM43 213L46 214L44 211H43ZM141 213H143V212H141ZM154 213H155V214H154ZM160 213H161V214H160ZM32 214H33V213H32ZM35 214H37V213H35ZM115 214H116V212H115ZM124 214H125V213H124ZM127 214H128V213H126V215H127ZM133 214H134V213H133ZM135 214H136V217L134 216ZM135 214H134V215H131V216H132V217L134 216V218H137L138 215H139V213H138V215H137V213H136V211H135ZM145 214H146V213H145ZM145 214L143 215V216H144L143 218H145ZM152 214H151V216H152ZM162 214L165 215V216L163 217ZM227 214H228V213H227ZM230 214H231V212H230ZM235 214H236V213H235ZM48 215H49V214H48ZM48 215H45V216H48ZM128 215H129V214H128ZM155 215H156V216H155ZM159 215H160V216H159ZM181 215H180V216H181ZM192 215L194 216V218H197V219H198V220L196 219L197 222L194 221L195 219L192 218ZM207 215H206V216H207ZM233 215H234V214H233ZM237 215H236V217H237ZM246 215H250L249 212H248ZM246 215L244 214L245 219H244V218H240V219L238 218L239 220H238V219L236 220L237 223H238V225H236L237 228H236V230H235V231H236V235H237V233H238L239 231H240V236H242L241 234H243V237L246 236L245 233H247L248 235H249V233H250L251 236L253 235V233H254V231L252 230L253 228H252V226H249V225H253V223L248 224V222H246V221H251V220H250V217H249V218H246ZM258 215H261L260 212H259ZM258 215H257V216H258ZM31 216H32V215H31ZM49 216H51V215H49ZM66 216H68V215H66ZM73 216H74V215H73ZM139 216H140V215H139ZM148 216L150 217V215H147V217H148ZM166 216H167V217H166ZM186 216H187V215H186ZM204 216H205V215H204ZM211 216H212V218H210ZM217 216H218V215H217ZM230 216H231V215H230ZM230 216H229V217H230ZM257 216H256V217H257ZM34 217H35V216H34ZM200 217H201V218H200ZM229 217H228V218H229ZM247 217H248V216H247ZM41 218L43 219L42 221H41ZM50 218H52V216H51ZM50 218H49V219H50ZM63 218H64V216H63ZM66 218H67V217H66ZM66 218H65V220H66ZM72 218H73V217H72ZM154 218L152 217L153 220H154ZM166 218H168V219H166ZM49 219H48V220H49ZM105 219H106V218H105ZM125 219H126V218H125ZM140 219H141V218H139V220H137V221L139 222V221H142V220H143V219H142V220H140ZM145 219H147V218H145ZM145 219H144V220H145ZM149 219H151V217H150ZM155 219H157V217H156ZM183 219H184V222H183ZM190 219H191V222H194V224H192L193 226L189 223V220H190ZM199 219H200V220H199ZM205 219H208L209 223H208V221H205ZM209 219H211V221L213 220V222H214L215 224L218 223V221H219V223H218L217 225H214V223L211 222ZM243 219H244V220H243ZM247 219H249V220H247ZM62 220H63V219H62ZM92 220H94V219H92ZM110 220H111V219H110ZM127 220H128V219H127ZM144 220H143V221H144ZM192 220H193V221H192ZM202 220H204L203 222H204L205 225H203ZM230 220H232V218H230ZM240 220L246 222V224H247V225H246V226H247V227H246V228H247L246 231H248V232L243 231V229H244L243 227H245V225H243V224H245V223H244V222H241L242 225H243V226H241ZM50 221H51V220H50ZM54 221H53V222H54ZM89 221H90V220H89ZM95 221H96V220H94V222H95ZM111 221H112V220H111ZM117 221H118V220H117ZM117 221H116V222H117ZM128 221L130 222V220H128ZM128 221H127V222H128ZM135 221H136V220H135ZM137 221L135 222V223H136V226H135L133 220L131 221V223L133 222L132 224H134V226H133V225H132V226L135 227L136 232H137V230H138L137 228L139 227V226H137V223H138ZM145 221H146V220H145ZM168 221H166V222L164 221V223H163L164 226H165V225H166V226H168V225H169V226H172V223H173V226H174V225H176V226H175V227L172 226V228H176V227H178V226H177L178 221L173 222V221L170 220V221H169L170 224L168 223ZM220 221H221V223H220ZM47 222H49V221H47ZM57 222H58V221H57ZM57 222H56V224H54V225L61 224V223H59L60 221H59L58 223H57ZM62 222H63V221H62ZM73 222H74V220H73ZM81 222H82V221H81ZM94 222H93V223H94ZM97 222H98V221H97ZM103 222H105V221L103 220ZM103 222L101 221V222H99V223H103ZM198 222H199V224H198ZM233 222H234V220H233ZM251 222H252V221H251ZM260 222H261V220H260V218H259V223H258V221H257V223L260 224ZM262 222H264V221H262ZM262 222H261V225H262ZM49 223H50V222H49ZM54 223H55V222H54ZM95 223H96V222H95ZM110 223H111V222H110ZM112 223H113V221H112ZM112 223H111V224H112ZM146 223H147V221H146ZM146 223H145V224H146ZM195 223L197 224V226H195ZM207 223H208L209 225H211V226L209 227ZM139 224H141V222H139ZM147 224H148V223H147ZM155 224H156V225H155ZM155 224H154V222H153V224H152V222H151V224H148V226H150L151 229L153 228V230H154V227H155V228H156V229H155V233H156V232L158 233V232H159V231H158V228H159L160 226H159V224L157 223V221L155 222ZM163 224H161V225L163 226ZM180 224H178V225H180ZM200 224H202V225H200ZM212 224H213V227H214V226L217 227L216 230L212 227ZM231 224H232V223H231ZM254 224H255V222H254ZM258 224H257V226H258V228H259V225H258ZM44 225H45V224H44ZM52 225H53V224H52ZM52 225H50V226H52ZM65 225H66V226H64L63 231L59 232V234H57V235H59V237H60V235H62V234L65 233L64 235H62V237H63V236H67V237L61 238L60 240H58V238H57L58 241H57V240H54V243L52 242V246H53V249H54V250H53V249H50V251H51L52 253H49V254L44 255L45 250L48 249L47 246L50 244L49 240H50V239L52 240V238H53L54 235H55V237H57V236H56V234L53 235L52 232H51V233H52V234H51V233H49L50 231H49V232L47 231V235H46V236H48V235L51 234V237L48 238V241H46L47 243H46L44 246H42V249H41V247H40L38 250L35 249V250H31V251H30L29 249H28L29 251H27V249H26L25 251H27V252H24V253H25V255H27V257H23V258L20 259V261H17V262L14 261V262H12V263H13V264H29V263L39 264L38 261H40V262H42L43 264H49V263H52V264H89V263H87V262H84V261L86 260V258H85L84 261H83L82 259L79 260V258H80V254H77V253H76V250H74V249H76V248H73V247H67V246H65V247L61 246V247H60V244L65 243V242H67V241H69V240H76V241H78V242L84 243V240H85V237H86V234H87V233H84V232H83L84 230L81 231V230H79V228L77 229L74 225H70V224H68V225L65 224ZM91 225H92V224H91ZM103 225H105V224H103ZM141 225H143V224H141ZM153 225H155V226H153ZM234 225H235V224H234ZM234 225H233V226H234ZM239 225L241 226L243 233H241L242 231L239 229V227H240ZM255 225H256V224H255ZM261 225H260V229H259V230H262V231H263L262 233H264V230H263V227H264V226H263V225L261 226ZM67 226H71V228H69V227H67ZM105 226H106V225H105ZM111 226H112V225H111ZM111 226L106 227V230L109 228V230L112 231L114 225L112 226V228H111ZM115 226H116V223H115ZM121 226H122V225L120 224L119 227H121ZM129 226H131V225H129ZM129 226H127V223H126V225H125V229H127V230L129 231V234H130V231H131L130 229L132 228V231H133L134 228H133L132 226H131V227H129ZM148 226H146V228H144V229H146V230H145V231H146L145 234L147 233V234H149V236L157 235V234H154V233L152 234V232L150 233V231H152V230L149 229V230H150V231H149L148 228H147ZM157 226H158V228H157ZM162 226H161V227H162ZM191 226H192V227H191ZM194 226H195V228H194ZM204 226H208V227H209V228L207 227L208 231H207L206 228H204ZM238 226H239V227H238ZM48 227H49V225L47 226V230H48ZM56 227H58V226H56ZM60 227H61V226H60ZM116 227H117V226H116ZM123 227H124V226H123ZM126 227H127V228H126ZM128 227H129V228H128ZM142 227H144V226H142ZM202 227H203V228H202ZM211 227H212V229H211ZM249 227H251L252 229L249 228ZM253 227H254V226H253ZM261 227H262V229H261ZM52 228H53V226H52ZM67 228H68V229H67ZM97 228H98V227H97ZM110 228H111V229H110ZM167 228H168V227H165V231H166ZM200 228H202V231H201V230H198V229H200ZM234 228H235V227H234ZM11 229H12V230H16V232H15V231H14V232L11 231ZM95 229H96V228H95ZM103 229H104V227H103ZM119 229H120V228H119ZM122 229H123V228H122ZM125 229H124V231H125ZM140 229H142V228L139 227V230H140ZM190 229H191V232H190ZM196 229L199 231L198 233H197ZM238 229H239V230H238ZM248 229L251 230L253 233H251V231L249 232ZM49 230H51V229H49ZM53 230H54V229H53ZM127 230H126V231H127ZM210 230H212V232H210ZM213 230H214V231H213ZM9 231H10V232H9ZM104 231H105V229H104ZM117 231H118V230H117ZM119 231H120V230H119ZM128 231H127V232H128ZM148 231H149V232H148ZM192 231H194V232H192ZM195 231H196V233H195ZM220 231H221V232H220ZM228 231H229V232H228ZM43 232H44V231H43ZM99 232H100V231H99ZM115 232H116V231H115ZM115 232H114V233H115ZM136 232H135L134 234H136V235L138 236V234H137ZM189 232H190V233H189ZM257 232L259 233V231H257ZM260 232H261V231H260ZM36 233H37V232H36ZM55 233H56V232H55ZM60 233H61V234H60ZM114 233L112 232L111 234L113 235ZM116 233H117V232H116ZM140 233H142L141 235H144V236L136 237V239H135V237H134V239H135L134 241H136V240H138V241H136V244L133 242V245L129 243V240H128V241L126 240L125 236H123V237H122V236H119V237H118V235H115V234H114L115 236H117V237L119 238V241H118V239H117V237H116L117 243L120 242L121 237H122L121 241L123 240L122 243L120 242V243H118V244L116 245L117 248H118V250H120V248H119L118 245L120 244V247H121V245L124 244V245H122V246H123V250L119 251V253L122 252V251H124V248H125L126 246L130 247L129 250H125V251H124V252H127V251H128V252H127L128 255H125V254H127V253H124L123 257H120L121 254H119V256L116 255V256H117V259H118V257L121 258L120 260H122V258H123V260H122V262H123V261H125V260H124L125 257H126V260H128L127 256L130 257V255H132V256H133L132 261H133V260H135L134 258H137V257H134V255H135V256H139V257H138L139 260H140V259H141V261H142L143 259L145 260V256H142L143 253H144V249H145V250L148 249V248L145 247V246H147V245L150 246L151 244H152L151 246H155V244H157V243H156V240H158L159 238H158V239H154V240H155V241H154L155 244H153L154 242H151V243H150V241H151L150 239H149V242H147V241H148V238L146 239L145 234H144V230H143V232L141 231ZM140 233H139V235H140ZM192 233H193V234H192ZM219 233H218V234H219ZM262 233H261V234H260V233L257 234L258 236H260V239H262V238L264 237V236H262ZM16 234H17V235H16ZM18 234H20V235H18ZM39 234H40V233H39ZM44 234H46V231H45ZM108 234H109V237H111L110 232H109ZM131 234H132V233H131ZM150 234H151V235H150ZM158 234H159V233H158ZM171 234H172V235H171ZM174 234H175V235H174ZM206 234H205V235H206ZM36 235H37V234H36ZM100 235H101V234H100ZM114 235H113V236H114ZM121 235H122V234H121ZM232 235H231V236H232ZM236 235H235V237H237L239 234H238L237 236H236ZM7 236H9V238L11 237L12 240H9V238H6ZM28 236H29V235H28ZM104 236H105V235H104ZM106 236H107V235H106ZM170 236H171V237H170ZM173 236H175V238H173ZM207 236H208V235H207ZM225 236L221 237L222 242L224 241L223 238H225ZM233 236H234V235H233ZM251 236L249 235V238H250ZM14 237H15L16 239H14ZM35 237H36V236H35ZM39 237H40V236H39ZM39 237H38V238H39ZM109 237H107V240H106L107 242H109V240H108ZM127 237H128V236H127ZM130 237H133V236H130ZM130 237H128V239L132 240V238H130ZM187 237H188V238H187ZM199 237H200V236H198V238H199ZM204 237H205V238L203 239V241L207 238L206 236H204ZM235 237H233V239L230 238L231 240H233V241L230 240V241H231L230 244H229V241H227L229 245L227 244V242L225 243V241H224L225 245L227 244L228 247L225 246L224 243H223V246H222L223 249H222V250H221L220 248H214V249H215V252H216V254L214 253V254H215L214 256H216L215 259H216V261L220 260V261H218L219 263H218V262H214V261H212V262H214V264H215V263H217V264H223V260H226V262H227V259H228V261H230V263H231V261L234 259L233 257H236V258H235V261H236V259H238L237 254H238V256H239V260H240V257H241V260L238 261V263H237V261H236V263L233 262V263H231V264H240L241 262H244V261H242V260H245L244 258L247 257L246 259H248V256H250V254L252 253V252H251V253L249 252V249H250V250H251L252 248L255 249V247L257 246V245H254L255 247L252 246V248H250V246L253 245L254 235H253V237H251L252 239H250L249 247L247 246V244H246V242H245V239H246V238H245L244 240H242V241H244V242L241 243V245L239 246V244H240L241 241H239V239H238V238H235ZM247 237H248V236H247ZM40 238H41V237H40ZM99 238H100V237H99ZM102 238H103V237H102ZM112 238H113V237H112ZM123 238H125L126 242H128L127 245H126V242H125V240H124ZM142 238L145 239L144 242L147 240L144 244L142 243L143 245L141 244V242H139V240L143 241ZM180 238H182V239H180ZM196 238H197V237H196ZM198 238H197V239H198ZM258 238H259V237H258ZM6 239H7V240H6ZM89 239H90V238H89ZM109 239H110V238H109ZM167 239H168V238H167ZM172 239H171V240H172ZM179 239H180V240H179ZM200 239H201V238H200ZM211 239H210V241H211ZM213 239H214V240H213ZM225 239H227V238H225ZM235 239H236V240H235ZM240 239H241V238H240ZM28 240H30V239H28ZM28 240H27V241H28ZM36 240H38V239L36 238L34 241H36ZM51 240H50V241H51ZM104 240H105V238H104ZM171 240L168 239V240H163V241H164V243H165V241H166V243H167V247H168V243H169L170 245L172 244V243H170ZM201 240H202V239H201ZM201 240L198 239V241H200V242H201ZM234 240H235V241H234ZM56 241H57V242H56ZM59 241H60V243H59ZM92 241H93V240H92ZM92 241H91V242H92ZM98 241H99V240H98ZM101 241H102V240H101ZM152 241H153V238H152ZM160 241H161V240H160ZM167 241H168V242H167ZM172 241H173V240H172ZM191 241L193 242L192 244H191ZM198 241H197V242H198ZM206 241H208V240H206ZM206 241H204V242H206ZM216 241L218 242V241H220V240H217V239H216ZM237 241H239V242H238V244L236 243V245L239 246V249L241 250V253H240L239 249H235L236 251L233 252V246H232V248H230V247H231V246H230L231 243H233V242L235 243V242H237ZM246 241H249V239L246 240ZM254 241H256V240H254ZM262 241H263V239H262ZM29 242H30V241H29ZM38 242H39V241H38ZM38 242H37V243H38ZM55 242H56V243H55ZM103 242H105V241H103ZM157 242H158V241H157ZM175 242H177V240H176V241L174 240L173 244H175ZM204 242L201 243L202 246L205 245L206 243H208V242H206V243L204 244ZM251 242H252V243H251ZM258 242H259V241H258ZM22 243H23V242H22ZM22 243H21V244H22ZM30 243H31V242H30ZM34 243H35V242H34ZM39 243H40V242H39ZM109 243H111V240H110ZM109 243H108V244H109ZM159 243H160V242H159ZM159 243H158V244H159ZM198 243H199V242H198ZM213 243H214V242H213ZM213 243H211V245H213ZM259 243H260V242H259ZM27 244H29V243H27ZM53 244H55V246H54ZM94 244H95V243H94ZM108 244H105V245H108ZM112 244H113V243H112ZM112 244H111V245H112ZM129 244H130V246H129ZM134 244H135V246H134ZM138 244H140V246H139V247H136V246H138ZM145 244H146V245H145ZM158 244H157V245H158ZM217 244H218V243L215 242V245H217ZM243 244H246V246L244 245V247L242 248L241 246H243ZM255 244H256V243H255ZM1 245H2V244H1ZM9 245H8V246H9ZM13 245H11V246H13ZM24 245H25V244H24ZM30 245L32 246V243H31ZM33 245H34V247L36 246L35 244H33ZM105 245H104V246H105ZM141 245H142V246H141ZM164 245H165V244H164ZM164 245L162 246L163 249H164ZM193 245H195V247H193ZM196 245H197V246H196ZM207 245H210V243H208ZM215 245H214V247H215ZM258 245H259V244H258ZM263 245H264V244L262 243L261 246H263ZM19 246H20V245H19ZM19 246H18V245H17V246H13V248L15 249V248L17 247L16 249H18ZM22 246H23V245H22ZM100 246H101V245H100ZM114 246H115V245H114ZM132 246H134V247H132ZM143 246H144V247H143ZM173 246H174V245H173ZM229 246H230V247H229ZM261 246H258V247H261ZM5 247H6V246H5ZM23 247H24V246H23ZM109 247H110V249H111L110 244H109ZM112 247H113V245H112ZM131 247H132L133 249H132ZM135 247H136V248H135ZM141 247H143V248H141ZM211 247H212V246H211ZM216 247H217V246H216ZM224 247H226V251L229 250V248H230V250H232V251H230V253H229V251H228L229 255H232V256H233V257H232V256H229L231 260H229V257L227 256L228 253L226 254V256H225V253H222V251L225 250ZM234 247H237V246H234ZM245 247H246V250H245ZM258 247H257V249L259 250V252H258L259 254H257V251H256L257 249L254 251V253L256 252L255 254H257L256 256H257V258H258V260L256 259L255 261H256V262L258 261V264H262V263L260 262V260L263 262V260H264V254H260V253H261V252L264 253V252H263V250H262V247H261V248H258ZM2 248H4V246H2ZM30 248H31V247H30ZM45 248H46V249H45ZM101 248H103V245H102ZM114 248H115V247H114ZM114 248L111 249V251H115V253L118 254V253L116 252V251H117V248H115L116 250H115ZM146 248H147V249H146ZM154 248H156V247H154ZM158 248H159V249H158ZM169 248L172 249V248H173L172 245L169 246V247L166 248V249L168 250ZM174 248H175V247H174ZM191 248H193L194 251H193ZM196 248H197V250H196ZM204 248H205V247H204ZM208 248H209V247H208ZM212 248H213V247H212ZM247 248H248V249H247ZM6 249H7V248H6ZM9 249H11V250H10V252H11V251H12V248H9ZM14 249H13V251H14ZM23 249H24V248H23ZM23 249H22V250H23ZM43 249H45V250H43ZM97 249H98V248H97ZM130 249H131V250H130ZM139 249H140V250H139ZM141 249H142V250H141ZM157 249H158V252H157V253H156L155 251H153V249H152V251L156 253V254H155V253H154V254H155L157 257H156L155 255H154V256H155L156 259H158V260L160 261L159 264H162V263L164 262V260L166 261V259L169 258L170 256L172 257V258H171V257H170V258H171L172 260H174V256H175V255H171V254H170L168 257L165 255L166 252H167V254L169 253V250H170V249L164 253V255H165V257H166V258L164 257V260L161 259V258H163V257L158 258L159 255H162V256H163V252H164L163 249H162V248L160 249L159 246L157 247ZM166 249H165V250H166ZM175 249H176V248H175ZM175 249H172V251H174ZM217 249H218V251H217ZM242 249H244V253H242V251H243ZM254 249H252L251 251H253ZM0 250H1V248H0ZM3 250H4V249H3ZM18 250H20V248H19ZM18 250H17V251H18ZM80 250H81V249H80ZM84 250H85V249H84ZM134 250H135L136 254H138V253L140 252L141 255H140V254H139V255H136V254L134 253ZM160 250L163 251V252H160ZM260 250H262V251L260 252ZM1 251H2V250H1ZM34 251H35V254L33 255V252H34ZM36 251H39V252H36ZM48 251H49V250H48ZM95 251H96V250H95ZM103 251H104L103 253H105V250H103ZM129 251H130V252H129ZM131 251H132V252H131ZM172 251L170 250V253H172ZM182 251H183V252H182ZM191 251H192V252H191ZM195 251H196V252H195ZM219 251H220L221 253H220ZM238 251H239V253H238ZM245 251H246V252H245ZM5 252H6V251H5ZM22 252H23V251H22ZM92 252H93V250H92ZM142 252H143V253H142ZM150 252H151V250L148 249V251H147V252L145 251L144 254L147 253V254H149V255L151 254V255L153 256V253H150ZM185 252H187V253L185 254ZM208 252H209V253H208ZM218 252H219V253H218ZM232 252H233V253H232ZM12 253H13V252H12ZM46 253H47V252H46ZM79 253H80V252H79ZM103 253H102L101 255L104 256ZM107 253H108V252H107ZM129 253H133V254H130V255H129ZM160 253H161V254H160ZM203 253H208V254H206L207 256L205 257V256L203 255ZM231 253H232V254H231ZM234 253H236V255H233ZM245 253H248L249 255L247 254V256L244 257V254H245ZM99 254H100V253H99ZM158 254H159V255H158ZM175 254H176V253H175ZM239 254H240V255H239ZM252 254H253V253H252ZM252 254H251V255H252ZM255 254H254V256H252V259H253V258H256ZM8 255H10V253H8ZM30 255H32V257H36V259L34 260V259L32 258L33 261H29V259H30L29 256H30ZM43 255H44V256H43ZM78 255H79V256H78ZM83 255H84V254H83ZM105 255H106V254H105ZM108 255H110V254L108 253ZM192 255H193V254H192ZM200 255H201L202 259L199 261L198 258H200ZM202 255H203L204 257H203ZM218 255L220 256L219 258H218ZM241 255H243V256H241ZM245 255H246V254H245ZM258 255H259L260 257H258ZM261 255H263V256H261ZM2 256H3V255H2ZM15 256H16V254H13L11 260H14V257H15ZM23 256H24V255H23ZM103 256H102V259H103V258L106 259V256H104V257H103ZM208 256H209V258H208ZM221 256H222L223 258H222ZM100 257H101V256H100ZM100 257L98 258V260L100 259V261H98V262H101V258H100ZM110 257H111V256H110ZM110 257H109V258H110ZM114 257H115V256H114ZM142 257H144V258L142 259ZM187 257H189V256H187ZM210 257H211V258H210ZM225 257H227V259H225ZM231 257H232V258H231ZM250 257H251V256H250ZM7 258H8V257H7ZM10 258H11V257H10ZM89 258H90V257H89ZM91 258H92V255H91ZM107 258H108V257H107ZM138 258H137L136 260H138ZM155 258H154V259H153V258H152V259L150 258L151 261H149V258H147L148 261L145 260V262H147V264H150V263L153 261L151 264H155ZM170 258L168 259V261H170ZM206 258H208V259H206ZM221 258H222V261H221ZM261 258H263V260H262ZM1 259H2V258H1ZM83 259H84V258H83ZM93 259H94V260H93ZM93 259H92L93 262L97 261V260H95L94 257H93ZM129 259H130V260H128V261L131 262V257H130ZM160 259H161V260H160ZM2 260H4V259H2ZM77 260H78V261H77ZM108 260H109V259H107V262H109ZM118 260H119V259H118ZM179 260H180V258H178V261H179ZM195 260H196V261L198 260V261L195 263ZM8 261H9V259L7 260V262H8ZM36 261H37V262H36ZM48 261H50V262L48 263ZM60 261H62V263H60ZM110 261L113 262V260H110ZM141 261H140V262H141ZM161 261H163V262L161 263ZM175 261L178 263V261L176 260V257H175ZM201 261H202V262H201ZM233 261H234V260H233ZM0 262H1V261H0ZM54 262H55V263H54ZM103 262H104V261H103ZM103 262H102L101 264H103ZM112 262H110V263H112ZM114 262H116V261L114 260ZM125 262L127 263V261H125ZM125 262H124V263H121V264H126ZM140 262H139V264H140ZM145 262L142 261L141 264H142V263H145ZM149 262H150V263H149ZM156 262H158V261L156 260ZM170 262L173 264V261H170ZM176 262H175V263H176ZM180 262H179V264H180ZM199 262H200V263H199ZM203 262H204V263H203ZM259 262H260V263H259ZM4 263H5V262H4ZM95 263H96V262H95ZM95 263H93V264H95ZM105 263H106V262H105ZM116 263H117V262H116ZM118 263H120V262H118ZM164 263H165V262H164ZM177 263H176V264H177ZM228 263H229V262H227V264H228ZM230 263H229V264H230ZM254 263H255V262H254ZM6 264H7V263H6ZM9 264H10V263H9ZM96 264H97V263H96ZM106 264H108V263H106ZM112 264H113V263H112ZM135 264H136V263H135ZM145 264H146V263H145ZM157 264H158V263H157ZM166 264H168L167 261H166ZM169 264H170V263H169ZM225 264H226V263H225ZM243 264H244V263H243ZM245 264H246V263H245ZM247 264H248V263H247ZM250 264H251V263H250ZM256 264H257V263H256ZM263 264H264V262H263Z\"/></svg>",
    "mask_w": 264,
    "mask_h": 264
}]
</instances>
